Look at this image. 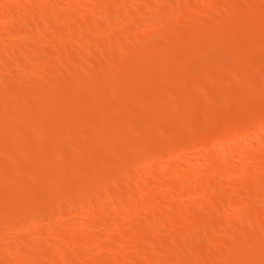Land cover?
Listing matches in <instances>:
<instances>
[{"label": "rangeland", "instance_id": "1", "mask_svg": "<svg viewBox=\"0 0 264 264\" xmlns=\"http://www.w3.org/2000/svg\"><path fill=\"white\" fill-rule=\"evenodd\" d=\"M1 1H3L2 3H3V5H5V6H13L14 5V3H15V1L16 2H18V1H20V0H1ZM5 1V2H4ZM29 1H31V2H38V6L44 11L43 13L45 14V15H50V14H52L53 12H55V13H57V14H59V18H58V22H56L55 21V23L54 24H52V27H50L51 29H49L48 31H47V36H46V32H45V27H42V29L44 30V32L45 33H42V31L43 30H41L40 31V34H41V36H39V40L37 39V41H31V40H29V38H27V40H29V41H27L26 40V38H23L22 39V41H20V42H18V38H19V36H18V32L20 31V30H22L23 28L24 29H26V28H29V27H31V25L36 21L35 20V16H36V19H37V21H41L40 23L42 24V25H44V23H45V21L46 20H44L45 18H43V17H40L38 14H36V13H34V14H31V15H28L26 18H25V21H19L20 19H19V16H17V14H13V15H11L10 17H9V19H7V20H3L2 22H0V28H2V31H1V33H0V42H3V44H0V46L1 45H3V51H4V53L2 54V53H0V54H2V58H0V66L2 67V62H3V64H5L4 63V59L3 58H5L7 55V57L5 58V59H7V60H11V62H8V63H12V62H14V58H15V61L17 62H15V64H14V66L16 67L17 65L19 66V64H20V66L18 67L17 66V68H18V70L17 69H15V68H13L12 70H7V71H5V73H3V75L2 74H0V77H1V75H2V77L0 78V95H1V97H0V109H1V107L3 108V111H2V109H1V115H0V120L1 119H3L4 121H0V168H1V166H2V168L0 169V179H2V180H4V185L2 184L3 183V181H1L0 180V199H3L2 201L0 200V211H2L1 209H3L4 207H6V211L7 212H5V214H3V215H5L4 217H3V215H2V213L0 212V217H1V222H0V247H3L2 249L0 248V261H4L5 259H9L10 260V258H12L13 257V255H14V251L13 250H15L16 251V249L15 248H13V250H10V252L12 251V255L10 256V252H9V255H8V252H6L5 253V251H9V248L10 247H7V245L9 246V242H10V240H7L5 237H7V238H9V234H8V232H10V233H14V236L16 237L17 236V238H16V241L18 240V235L20 236V234L21 233H23V231H24V234H26L27 232H28V234H27V236H25L24 234H21V236H23L24 235V237L27 239L25 242L26 243H28V244H26L25 245V242L24 241H22V242H20V244H17V245H20L18 248V250H19V256H21V253H22V251L23 252H25V253H23V257L27 254V251H28V253L30 252L31 254L32 253H34V254H30V256H31V258H32V256L34 257V260H35V258H37V256H38V254H37V251L38 252H41L42 253V251L43 250H45V252L44 253H42V255H41V253L39 254V256H38V258L36 259L38 262H36V260H35V262H33L34 260H33V258H32V260H28V263H31V261H32V263L31 264H39V262H40V264H62V261H61V259L60 258H56L55 257V255H56V250H57V248H59L60 246H58V245H55V243L54 242H52V241H55V240H57V239H62L63 238V236H65L64 234H70V231L71 232H73L74 231V228L73 227H70L69 228V226L67 227L65 224H63V228L61 227V230H60V227H59V229L57 228V230H58V232L59 231H62V229H63V232L62 233H60V235H59V233L55 230V231H53V230H51V229H49V230H51V231H53V232H57V236L56 235H53L52 237H46V236H44L45 235V232H47V231H45L44 232V229L45 230H48V228H50L51 226H53V228H54V225H56L59 221H61V219H62V221H64V220H66V221H68L70 218H72L73 217V215H74V212H72V211H74V208L77 206V202H79V196L77 197L76 196V198H73V197H75V196H73V195H76V193H77V191H78V193H79V195L81 196L82 194H84L83 193V191H81V190H83V189H85L86 187H99L100 188V190L98 189L97 191H99L100 192V194H101V196H100V201L103 199L104 201H101V203L104 205V206H102L101 205V203H100V201H99V203H100V205L101 206H99V204H98V206L96 207V209L94 208L93 209V211H87L88 213L87 214H89V213H93L92 215H88V216H94V218H96V222H98V223H93V225H94V228L95 229H100V228H103V227H106L107 226V224L106 223H108V225L110 224V223H112V222H114L113 220H118L119 221V225H120V227L121 228H123V230H124V228L126 229L125 230V232H127L128 230V228L130 229V231H128L126 234H128V233H130V235L127 237V236H125V237H127V238H124L123 237V239H128V240H126V241H124L123 239L122 240H117L116 238H113V237H111V239L109 240V238H107V237H105V238H107V240L104 238H101L100 240H96V239H93L91 242H89L90 244H87L86 245V247L84 248V249H86V251H87V253H89V255H88V257H87V260L85 261V263L84 264H116V262L118 263V264H130L129 262H132V263H134V264H139V261H140V263H142V264H155L156 262H157V260H158V262L160 263V260L162 259V261H163V259H164V261L163 262H167L168 260V264H170L171 262H172V260H173V258L175 259V260H173L174 262H172L173 264H175V262H176V264H180L179 263V260L181 261V263L182 264H189V263H191L192 262V260H193V257H195L194 258V262L193 263H191V264H212V263H214L213 261H212V259H210V257L211 258H213V260L216 262V260H217V262H219L220 261V259H222V258H220V256H222V257H224L223 259H222V263L221 264H225V263H228V264H235V262H236V264H252L251 262H252V260H250L251 258H250V254H247L246 256H241V255H245L246 254V252H248L249 253V251H250V253H252L253 254V249H255V252L254 253H257V254H253V255H255V256H257L256 257V259H255V256H254V259H253V255L251 256L252 257V259L254 260L253 261V264H264V262L262 263V261H261V259L259 258V257H261L262 258V260L264 261V258H263V256H264V249H263V247L264 246H262V244L264 243V241H263V243H261L262 241H260V240H262V239H264V237H263V235L261 234L262 233V231H264V201H263V197L261 196V195H263V193H264V161H263V158H258L257 160L259 161H257V160H254V161H246V163H245V165L248 167V170H250L251 171V174H254V175H251L250 173L248 174V176L249 175H251V177H248V176H244L243 177V179H248V181H245V180H240V182L241 183H239L238 185H236V186H229V188H228V190H227V188L226 187H228L227 185H225V182L228 180V177H229V179H230V174H227L226 172H228L227 171V166L228 167H231L232 165H229L228 164V162H230V164H236L237 163V161H238V158H236V157H231V158H233L232 160H234V161H231L230 160V158L229 159H227L226 160V162H225V160L224 161H222L221 163H222V165H221V163L218 165L219 167H220V169L223 171V170H226V171H223L222 173H221V177L219 178V179H217L218 180V182H219V184H220V182L221 183H224V184H220L221 186H223L224 187V189L221 187V186H219V191H220V189H223L222 191H223V193L222 192H220L219 193V191H218V193H217V191L215 192V193H212L210 196L209 195H207V194H205V193H203V192H198V193H191L192 195H190V193H189V195L187 194V192L186 191H184V190H186V189H188V188H190L191 186H192V184H193V182H195V181H193V180H195V178L194 177H196V179H198L199 177H200V175L201 174H199L200 173V171L198 172V171H190L189 172V174H190V178H191V180L193 181V182H188V185H187V181L185 182L184 180L185 179H183L184 177H180V175L179 176H177V175H175L174 176V174L173 175H168L167 177H171V176H174L173 178H168V179H170V180H168L169 182L173 179V181L172 182H170L169 183V186H172L171 184H173V186H178L179 184H182V183H184V185H179L180 187H182V192L181 191H179L180 192V194H179V192H177L176 193V191L174 190V188L175 187H172V188H167V189H165V191H164V189L162 188H160L159 186H157L158 188H160V191H164V193H161L160 191H158L159 189H157V188H155V189H157V192H156V203H157V205L160 207V208H163V207H165V208H163V209H165V212H167V213H165L164 212V215H165V217L168 219H170L172 216V219H174L175 220V218H174V216L176 217V220H177V222L175 221V224H173V227H177L178 226V228H185L186 226L185 225H188L189 223H190V220L189 219H191L190 217H193V216H190V215H195L196 213L197 214H199V213H202V215L200 214V215H198V216H203V217H205L206 218V222H208V226H209V230L210 231H212V232H214V233H212V234H215L216 236H217V238L216 237H214L215 235H211L212 237H214L212 240H210V242H209V240H208V243H206V241L207 240H203V239H205L208 235V237L207 238H211L210 237V234L211 233H207V235L206 234H204V235H206V237L205 236H203V233L201 232V231H199L198 230V232H200L201 234H202V238L203 239H199V237L198 236H200L201 234L200 233H195L193 230L195 229H193L192 231H188V233L190 234H194L195 233V235L197 234L198 236V238H196V239H192V237H189L190 235H188L186 232H187V230L186 231H184L186 234L184 235H182V236H184L183 237V239H182V236H179L177 239H181L182 241V244H183V247H181L182 245H181V242H180V240H178V241H176V243H175V241L174 240H172L171 242H172V244L173 243H175V244H173L174 246H172V244H169V246H167V247H163V246H166V245H163L164 243H162L165 239H169V238H172L171 236L174 234L172 231H177V228H175V229H173L172 227H171V229L172 230H170L169 229V226L170 225H168V224H171L172 222H173V220H172V222L168 219V221H167V219L166 220H164V217H163V219L162 218H159V219H156V221H155V228H153V231H155V232H153V233H149V234H151V235H149V234H147L148 232H152V231H148V232H146V233H141V235H138L137 237H135V238H131V232H132V229L133 228H135V226H137V225H141V224H143V222L142 221H144L145 220V222H146V220L150 217V215H152V213H150L151 212V209L146 205V206H144V207H141L140 206V208H137L136 209V207H134V209H133V213L131 212L130 214L131 215H126V216H124L125 218L122 220V219H119L118 217H120V218H122L123 216H120V215H118V213H113L112 211L113 210H115L116 209V211H121L122 210V208H123V206L121 207V202L119 203L118 202V194L120 193L119 191L118 192H114L113 194H115V195H111V197L110 196H108L107 195V197L105 196L106 194L104 193V189H103V187L104 188H108L109 189V187H111L112 186V182H113V180H114V182H115V180L117 179L116 177H118V178H122V180L123 179H125V176H123L122 174L123 173H125V175L127 174V172H122V169L120 168L121 166H120V164L122 165H126V164H128L129 166L131 165H134V164H136V162H137V164L135 165V166H132L131 167V172H133V174L132 173H130V174H128V176H129V178H130V175L132 174L133 176H134V174L137 172V173H139L140 172V168H141V172H143V174L145 173V175H146V177L148 178H146L145 179V183H146V185L148 186V183H150L151 184V182L150 181H153V179H152V177L150 176V172H148V171H151V169H154V168H156L157 170H160V169H162V166L164 165L165 167L169 164V165H173V163L175 162H177L176 160H179L178 159V157H180V160H183V159H185V160H188V162L189 161H192L194 158H195V156L197 155L198 156V154H200L201 152H200V150H201V148L203 149L204 148V146L209 142V138L208 137H210V138H212L213 136H218L217 134H219L218 133V131L220 132V134H219V137L217 138L216 137V139H215V137H213L212 139H210L211 141H213V142H209L210 143V148L207 150L208 152H207V155L208 154H210V155H208V157L210 158V160L211 159H215L216 158V156H217V154L218 153H220V151H221V148H220V145H219V140H220V137H221V133L223 134V136H225V134H227L225 131H227V130H231V128L237 123V121L236 120H239L240 118H242V120H247L249 123H250V127L253 129V131L251 132L250 130H252L251 128H250V130H248V131H245L246 133L245 134H241V136H240V134H239V136H238V140L239 141H241L240 143L238 142V143H235L234 145H232L231 146V148H232V150H235L236 149V147H237V149L236 150H239V148L241 149L242 147H241V145H242V143H244V142H246V140L247 139H250V137L252 136V135H249L250 133L251 134H257V130H258V128H257V126H259L258 124H259V120L258 119H260V117L261 116H264V113H260V112H263L264 111V109H262L261 111L260 110H258V108H261V106H262V104L264 103V98H262V100L260 99V97H257L258 95L256 94V96L255 97H253V96H250V100H249V97L246 99V97L245 98H243L242 97V99H241V101H238L237 99V101H238V105L236 104V102L237 101H235V103H234V97H236L237 98V95L238 96H240L241 97V95L243 94V92H244V90H245V92H247V91H250V93H252L251 91H253L252 89H253V87L252 86H255V88H258L259 90H260V87H256V86H261V84L263 83V82H261L263 79H264V62H263V57H264V37H262V35L261 34H263V36H264V0H238V2H237V0H210V1H202L201 2V0H190L191 2H189V0H187V1H185V0H158V1H160L161 3H165L166 4V2H167V4L166 5H169V6H171V9L169 10H166L167 11V14L169 13L170 14V16H169V14H168V16L169 17H166L167 15H166V12H165V15H164V18L163 19H165V21H167L168 19L169 20H171L170 22L169 21H167V23H168V26H167V24L165 25L164 23H166V22H164V20H162V22H159V20L161 21V19H159V15L160 14H158L159 12H160V9L159 8H157L158 10L156 11L157 12V15L155 16V18L154 19H149V18H147V15L150 13L149 11H150V9H151V5H152V3L153 2H151V0H147V2L146 3H144V0H141V1H139V0H126L128 3H126V1L124 0V1H122V0H111L109 3H107L106 2V0H95V1H90V2H88V4H90V5H88L89 7H87L88 9H87V11L86 12H88V14L87 13H85V11L80 15V14H76V17H74L75 16V10H77L79 7H80V5H81V3H79L78 2V0H76L75 1V4H74V0L72 1V0H65L64 2H61V3H59L57 0H45V2H44V0H41V2H40V0H29ZM47 1H49V2H47ZM67 1V2H66ZM73 3H72V2ZM113 1V2H112ZM116 1V2H115ZM119 1V2H118ZM134 1V4H132V2ZM164 1V2H163ZM172 1V2H171ZM180 1V2H179ZM197 1H198V3H201L200 5L202 6V8H200L199 9V7H195L194 5H195V3H197ZM243 1V2H242ZM43 2V3H42ZM81 2H83V1H81ZM96 2V3H95ZM102 2H104V3H106V4H104V3H102ZM112 2V3H111ZM117 3V5L119 4L120 6H119V8H118V10H126V9H130V8H128V7H132L131 8V10H129V18H130V15H131V18L129 19V18H127V20L125 19V18H123V20L124 21H126V23H123L124 21L122 20V18H120V24H118V25H115L114 24V20L116 19L115 18V15H116V13H117V8H116V6L117 5H115V3ZM141 2H142V4H141ZM183 2H185L184 4H183ZM190 4H189V3ZM8 3V4H7ZM45 3H49V4H45ZM54 3V4H53ZM55 3H59V5L58 4H55ZM64 3V4H63ZM78 3V4H77ZM92 3H94V4H96L95 5V7H94V5H92ZM99 5H98V4ZM124 3V4H123ZM187 3H188V5H187ZM193 3V7H191V4ZM41 4H43V5H41ZM51 4V5H50ZM53 4V5H52ZM74 4V5H73ZM77 4V5H76ZM144 4H146L145 6H144ZM179 5V6H177V5ZM241 4V6H239ZM42 7H41V6ZM100 5H101V7H100ZM125 5H126V8H124L125 7ZM139 5V6H138ZM143 5V6H142ZM148 5V6H147ZM181 5H187L186 7H184V8H181ZM43 6H45V7H43ZM46 6L48 7L49 6V8H46ZM72 6H75V7H78V8H75L74 7V9L72 10L71 8H73ZM112 6V7H111ZM173 6V7H172ZM245 6V7H244ZM251 6V7H250ZM261 6V7H260ZM105 7H107V8H109V9H107V8H105ZM118 7V6H117ZM142 7H144V8H142ZM149 7V9H148V11H145V10H147V8ZM257 7V8H256ZM96 8V9H95ZM103 8L104 9H106V10H109V11H104L103 10ZM112 8V9H111ZM139 8V9H138ZM187 8V9H186ZM188 8H189V11H188ZM248 8V9H247ZM49 11H47V10ZM54 9V10H53ZM71 9V10H70ZM91 9H92V11H93V9H95L94 10V12H92L91 11ZM133 9V10H132ZM137 11H136V10ZM142 9H145V10H142ZM175 9V10H174ZM198 9V10H197ZM258 9V10H257ZM53 10V11H52ZM67 10H68V12H67ZM97 10H99V11H97ZM100 10H101V12H100ZM104 12H103V11ZM112 10V11H111ZM113 10H115V11H113ZM120 10V11H121ZM171 10L173 11V12H171ZM184 10V11H183ZM201 10V11H200ZM234 10V11H233ZM58 11V12H57ZM72 12L73 13V20L71 19L70 20V22H69V19H66L65 17V15H67V13H69V12ZM127 11V10H126ZM134 11V12H133ZM136 11V12H135ZM145 11V12H144ZM159 11V12H158ZM169 11V12H168ZM183 13H182V12ZM186 11H188V12H186ZM228 11V12H227ZM254 11V12H253ZM62 14H64V19H61V16H60V14L61 13ZM67 12V13H66ZM70 12V13H71ZM77 12V11H76ZM91 12V13H90ZM95 12H97V13H95ZM99 12L101 13V14H99ZM104 14H103V13ZM171 12V13H170ZM180 12V13H179ZM185 12V13H184ZM261 12V13H260ZM50 13V14H49ZM95 13V14H94ZM106 13V14H105ZM107 13H108V15H107ZM176 13H179V14H176ZM222 13V14H221ZM61 14V15H62ZM84 14V15H83ZM115 14V15H114ZM193 14V15H192ZM197 14V15H196ZM259 14V15H258ZM1 15V14H0ZM35 15V16H34ZM85 16V18L83 17V16ZM87 15V16H86ZM92 15V16H91ZM105 15H107V17L105 16ZM171 15H173L172 17H174V18H177V20L176 21H174V19L171 17ZM179 15V17H177ZM221 15V16H220ZM224 15V16H223ZM234 15V16H233ZM255 15V16H254ZM79 16H81V18L82 19H80V17ZM108 16H110V17H108ZM112 16V17H111ZM230 16V17H229ZM14 17V18H13ZM62 17H63V15H62ZM91 17V18H90ZM96 17H98V18H96ZM105 17H106V19H105ZM211 17H212V19H211ZM229 17V18H228ZM235 17V18H234ZM32 18V19H31ZM96 18V19H95ZM103 18V19H102ZM108 18V19H107ZM110 18V19H109ZM225 18V19H224ZM1 19V18H0ZM19 19V20H18ZM29 19L30 20H32V22H30L29 21ZM76 19V20H75ZM90 19H92V20H90ZM95 19V20H94ZM114 19V20H113ZM207 19H209V20H207ZM221 19V20H220ZM230 19H231V21H230ZM236 19L238 20V21H236ZM250 19V20H249ZM13 20V21H12ZM16 20V21H15ZM24 20V19H23ZM60 20V21H59ZM77 20H78V22H77ZM80 20V21H79ZM88 21V22H85V21ZM108 20V21H107ZM158 20V21H157ZM223 20V21H222ZM240 20V21H239ZM244 20V21H243ZM67 21V22H66ZM98 21V22H97ZM202 21V22H201ZM207 21V22H206ZM222 21V22H221ZM6 22V26L4 25V23ZM19 22V23H18ZM22 22V23H21ZM159 24H158V23ZM164 22V23H163ZM171 22H173V23H171ZM175 22V23H174ZM176 22H177V29L175 28V25H176ZM216 22V25H214V23ZM218 22V23H217ZM219 22H221V23H219ZM224 22V23H223ZM242 22V23H241ZM249 22V23H248ZM22 25H21V24ZM27 23H32V24H27ZM72 25H71V24ZM79 23H80V25H79ZM92 23H94V24H92ZM100 23H101V25H100ZM104 23V24H103ZM112 23V24H111ZM161 23V24H160ZM163 23V24H162ZM210 23V24H209ZM232 23V24H231ZM235 23V24H234ZM263 23V24H262ZM24 24V25H23ZM82 24H85L84 26L82 25ZM97 24V25H96ZM123 24V25H122ZM127 24V25H126ZM175 24V25H174ZM196 24V25H195ZM200 24V25H199ZM219 24V25H218ZM224 24V25H223ZM229 24V25H228ZM53 25H55V26H53ZM71 25V26H70ZM77 25V26H76ZM79 25V26H78ZM86 25H90V28L89 27H85ZM94 25V26H93ZM112 25V26H111ZM114 25V26H113ZM122 25V26H121ZM170 25V26H169ZM187 25H188V27H187ZM191 25V26H190ZM206 25V26H205ZM218 25V27H216ZM221 25V26H220ZM238 25H240V26H238ZM3 26V27H2ZM19 26V27H18ZM96 26H97V28H99V31L96 29V30H93V29H95L96 28ZM109 27V28H106V27ZM173 26H174V29H173ZM198 26V27H197ZM234 26H235V28H236V30H235V32H234V30L232 31V28H230V27H233L234 28ZM252 26V27H251ZM9 27V28H8ZM18 27V28H17ZM20 27H22V29H19ZM80 27V28H79ZM82 27H83V30H82ZM85 27V28H84ZM111 27V28H110ZM115 27H119V29L117 28H115ZM255 27V28H254ZM105 28H106V30H105ZM115 28V29H114ZM191 28V29H190ZM206 28V29H205ZM227 28H229L230 30H231V34H232V32H233V34L232 35H230V32L227 30ZM239 28V29H238ZM55 29V30H54ZM104 29V30H103ZM107 29H108V31H109V33L107 32ZM112 29H113V31H112ZM178 29H180L179 31H178ZM217 29V30H216ZM220 29V30H219ZM224 29H225V31H224ZM8 30V31H7ZM86 30V31H85ZM90 30H91V32H90ZM174 30V31H173ZM182 30H183V32H182ZM204 30V31H203ZM227 30V31H226ZM261 32H260V31ZM58 31V32H57ZM81 31H82V33H81ZM85 31V32H84ZM96 31H98V35H97V33H96ZM100 31H102V32H100ZM114 31H116V32H118L119 34H116V32L114 33ZM131 31H134L133 32V35L134 34H136V32H137V35H138V37H136L137 38V40L136 41H133L135 38H133L132 37V35H130V34H132V32ZM173 31V32H172ZM181 31V32H180ZM188 31V32H187ZM255 31V32H254ZM259 31V32H258ZM3 32V33H2ZM9 32V33H8ZM13 32V33H12ZM83 32L85 33L83 36H82V34H83ZM89 32V33H88ZM92 32H94V33H92ZM112 32V33H111ZM121 32H122V34H121ZM129 32V33H128ZM168 32H169V34H168ZM177 34H176V33ZM196 32V33H195ZM201 32L203 33V35L201 34ZM249 32V33H248ZM253 32V33H252ZM257 32H258V34H259V36L258 37H261V38H258L257 37ZM17 35H16V34ZM60 33V34H59ZM99 33H103L102 34V37H99V36H101ZM106 33L107 34H109V35H106ZM114 33V34H113ZM171 33H172V35H171ZM183 33H185V34H183ZM198 33V34H197ZM209 33V34H208ZM217 33V34H216ZM227 33V34H226ZM252 33V34H251ZM257 34V35H255V36H253L254 34ZM1 34H4V35H1ZM13 34V36H11L10 37V35H12ZM15 34V35H14ZM39 34V35H40ZM90 35V37L88 36V35ZM91 34H94L93 36L91 35ZM96 34V35H95ZM147 34V35H146ZM188 34H190V35H188ZM194 34V35H193ZM78 35H80V37L82 36V37H85V35H86V37L85 38H82V39H80L79 40V38H78ZM105 37H104V36ZM114 36V38H113V36ZM120 35V36H119ZM123 35H124V38H123ZM127 35V36H126ZM139 35H141V36H139ZM144 35V36H143ZM145 35H146V37H145ZM205 35V36H204ZM210 35V36H209ZM222 35V36H221ZM252 35V37H253V41H251V38L252 37H250L249 38V36H251ZM261 35V36H260ZM9 36V37H8ZM18 36V37H17ZM110 37V41H112L111 43H110V41H108L109 40V37ZM116 36H118V37H116ZM172 38H171V37ZM224 36V37H223ZM231 36V37H230ZM128 37H132L129 41H127L129 38ZM135 37V36H134ZM149 37V38H148ZM151 37V38H150ZM161 37H163V38H165V40H163L162 41V38ZM175 37V38H174ZM178 37V38H177ZM180 37V38H179ZM182 37V38H181ZM195 37L197 38V39H195ZM243 37V38H242ZM247 37V39H244V38H246ZM256 37V38H255ZM2 38V39H1ZM41 38L43 39V40H41ZM104 38V39H103ZM117 38V39H116ZM224 38V39H223ZM258 38V40L257 41H254V40H256ZM8 39H9V41H8ZM14 39V40H13ZM95 39V40H94ZM100 39V40H99ZM144 39H146V40H144ZM202 39H206V40H202ZM209 39V40H208ZM220 39V40H219ZM250 39V40H249ZM8 41V42H10L11 41V46H13L14 45V49L13 48H11V46H10V48H8L9 47V44L7 45L6 43H5V41ZM13 40V41H12ZM16 40V41H15ZM86 40V41H85ZM88 40H90V41H88ZM105 40V41H104ZM178 40H180V41H178ZM223 40V41H222ZM240 40V41H239ZM242 40V41H241ZM27 41V46H26V42ZM31 41V42H30ZM95 41H101V44H98L99 42H97V44H96V42ZM132 41H133V44H131L132 43ZM152 41H153V43H152ZM167 41H169V43L167 42ZM178 41V42H177ZM205 41H207V43L205 42ZM209 41H210V43H209ZM247 41H250V42H248L247 43ZM14 42H16V45H17V47H16V45H15V43ZM22 42H24V43H22ZM28 42H29V44H28ZM35 43V46H37L36 48L37 49H30L31 48V46L32 45H34V44H31V43ZM38 42H40V43H43V42H45V44H44V46H43V44L42 45H39L40 43H38V45H37V43ZM58 42V43H57ZM60 42H62V43H65V44H62V43H60ZM89 42V43H88ZM92 42V43H91ZM105 42H107V43H105ZM119 45H121L122 43H124V44H122V48H120L121 46H118V44ZM154 42H156L158 45H157V47H156V43H154ZM174 42V43H173ZM227 42H228V44H229V46L227 47V49L225 48L228 44H227ZM246 42V43H245ZM256 43V44H253V43ZM12 43H14L13 45H12ZM71 43H73V44H71ZM108 43H110L109 45H108ZM130 44V45H128V44ZM137 43V44H136ZM149 43H151V44H149ZM215 43V44H214ZM218 43V44H217ZM222 45H221V44ZM242 43V44H241ZM20 44H22V45H20ZM31 44V45H30ZM71 44V45H70ZM81 46H80V45ZM90 44V45H89ZM93 44V45H92ZM105 44V45H104ZM128 45V47L126 48V46ZM148 44L150 45V46H148ZM160 44V45H159ZM162 44L164 45V46H162ZM205 44L207 45V46H205ZM214 44V45H213ZM232 44V45H231ZM248 44L249 45H251V46H248ZM7 45V46H6ZM20 45V46H19ZM45 45H46V48L48 49H43L44 47H45ZM61 45H64L63 47V49H64V52H65V49L67 50L66 52H68V55H67V53H65V55L63 56L64 57V60H62V59H59V57H57L58 55L56 54L57 52H59V51H61V50H63L62 48H61ZM75 45H77L79 48H80V51L78 50V48L76 49V47L74 48L73 46H75ZM95 45H97V48H94L95 47ZM108 45V46H107ZM140 45H144L146 48L145 49H143L144 48V46H143V48L142 49H140ZM175 45V46H174ZM215 46V48H216V50H214L215 48L213 47V46ZM221 45V46H220ZM23 46H25V47H23ZM40 46V47H39ZM110 46V47H109ZM155 46V47H154ZM159 46H162L161 48L159 47ZM167 46V47H166ZM205 46V47H204ZM219 46V47H218ZM224 46V47H223ZM243 46H244V48H243ZM20 47L21 48H23V50H24V48H26V49H28V51L29 52H24V51H22V49H20ZM43 47V48H42ZM66 47V48H65ZM87 47H90L91 48V52H92V54H94V56H92V54H91V57H90V62L92 63H90V64H87L88 62H86L85 64H84V67H80L81 65H82V63H83V61H82V56H81V53H82V51H84V49L85 48H87ZM103 47V48H102ZM137 47H139V49H140V51L142 50V52H140L139 50H138V52L140 53V54H138V52H136L137 51ZM165 48V50L167 51H163V50H161V52H160V49H162V48ZM204 47V48H203ZM214 49H213V48ZM233 47H239V48H243L244 50H240V49H238V51L239 52H244L243 54H244V56H242V55H240L239 53H237V52H235V48H233ZM250 47V48H249ZM253 47V48H252ZM256 47V48H255ZM5 48H7V50L5 49ZM16 48H18V49H16ZM84 48V49H83ZM136 50H135V49ZM147 48H149V49H147ZM155 48V49H154ZM157 48V49H156ZM205 48H208V49H205ZM222 48V49H221ZM232 48H233V50H232ZM248 48H249V50H248ZM25 49V50H26ZM41 49H43V51L41 50ZM56 49V50H55ZM94 49H96V50H94ZM101 49L104 51L103 53H102V51H101ZM110 51H108V50ZM129 49V50H128ZM130 49L132 50L133 49V51L132 52H136L135 54L134 53H132V52H130L129 53V51H130ZM180 49V50H179ZM182 49V50H181ZM200 49H202V51H205V52H203L202 53V51L200 50ZM251 49H253V51H250ZM257 49V50H256ZM263 49V50H262ZM15 50V53L17 54H13L14 51ZM44 50H45V52H44ZM75 50H77V51H75ZM125 50H127L128 51V53H127V57H126V55H125V58L123 57L124 55L123 54H126V52H124ZM197 50V51H196ZM222 50H223V52H222ZM225 50V51H224ZM11 53H9V52ZM27 51V50H26ZM32 51V52H31ZM37 53H36V52ZM49 51V52H48ZM52 51V52H51ZM53 51H56V52H53ZM70 51V52H69ZM71 51H74V52H71ZM150 51V52H149ZM155 51H157V52H155ZM159 51V52H158ZM172 51V52H171ZM196 51V52H195ZM201 51V52H200ZM207 51V52H206ZM257 51V52H256ZM79 52H80V54H79ZM116 52V53H115ZM166 52V53H165ZM185 52V53H184ZM234 52V53H233ZM24 53L26 54V55H24ZM44 53V54H43ZM48 53H50V54H48ZM96 53V54H95ZM112 55H111V54ZM114 53V54H113ZM132 53V54H131ZM145 53V54H144ZM206 53V54H205ZM222 53V54H221ZM229 53V54H228ZM257 53V55H259L258 56V58H257V56L255 55ZM258 53H260V54H258ZM12 54H13V58H12ZM30 54L31 55H33V56H38L39 57V55L41 54V55H44V56H46L45 58H43V57H41L40 56V58L39 59H37L38 57H34V60L33 61H31V63H30V60H32L33 59V57L32 56H30ZM103 54H106V55H103ZM120 55L121 56V59H120V56H118V55ZM134 54V56H132ZM162 54V55H161ZM171 54V55H170ZM193 54H195V55H193ZM203 54H205V56H203ZM213 56H212V55ZM225 54V56H223ZM228 54V55H227ZM231 54H232V56L234 57L235 56V58H231V57H228V56H231ZM252 54V55H251ZM5 55V56H4ZM14 55L17 57V56H22L20 59H18L19 57H17V59H16V57H14ZM27 55H28V57H27ZM50 56V58H51V56L53 57V59L55 58V60H53L52 58L50 59V58H48L47 59V57H49ZM57 55V56H56ZM69 55H71V56H69ZM75 55V56H74ZM115 55H117V56H115ZM130 55V56H129ZM138 55H140V56H138ZM161 55V56H160ZM164 55H167V56H164ZM187 55V56H186ZM188 55H190V56H188ZM196 55L198 56L199 55V57H196ZM253 55H255V56H253ZM263 55V56H262ZM10 56H11V59H9L10 58ZM98 56V57H97ZM104 56H106V57H104ZM108 56V57H107ZM112 56V57H111ZM144 56V57H143ZM171 56H174L177 60H178V64L177 65H179V66H177L176 65V63H177V61H176V59H174L173 57L171 58ZM182 56H183V58H182ZM223 56V57H222ZM246 56H248V57H246ZM250 56H252V57H250ZM1 57V56H0ZM32 57V58H31ZM68 57H70V58H68ZM75 57H77V58H75ZM111 57V58H110ZM113 57H115L114 59H113ZM119 57V58H118ZM128 57H130V58H128ZM137 57V58H136ZM157 57V58H156ZM169 57V58H168ZM196 59V61H195V59L192 61V59ZM213 57V58H212ZM220 57V58H219ZM225 57H228V59L229 60H226L227 58H225ZM237 57L239 58L240 57V59L239 60H241V58L243 57L244 59H242L241 61H237ZM245 57H246V59H245ZM31 58V59H30ZM67 58V59H66ZM95 58H98L100 61V63L99 62H97V60L95 59ZM105 58L106 59H108V61L107 60H105ZM133 58V59H132ZM136 58V59H135ZM160 58V59H159ZM209 58H210V60H209ZM222 58V59H221ZM250 58H251V61L252 60H254L255 61V59H256V61L257 62H254V61H250ZM253 58H255V59H253ZM261 58H262V60H261ZM1 59H3V61L1 60ZM28 59V60H27ZM37 59V60H36ZM44 59V60H43ZM59 59V60H58ZM75 61V62H77V64L73 61V60ZM109 59L110 60H112V63H111V61H110V63H111V65H108V64H110L109 63ZM124 59V60H123ZM128 59V60H127ZM163 59V60H162ZM182 59V60H181ZM203 59V60H202ZM27 60V61H26ZM40 60V61H39ZM51 60V61H50ZM53 60V61H52ZM56 60H58L57 62H55ZM133 60V61H132ZM139 61L138 63L140 64H138L136 61ZM200 60V61H199ZM231 60H233V61H235V62H233V61H231ZM249 60V61H248ZM259 60H260V62H259ZM6 61V60H5ZM25 61H26V63H25ZM28 61H29V63H30V65H29V63H28ZM38 61V63H39V65H38V63H37V65H36V63H35V65L36 66H38V67H36V66H34V62H37ZM45 63H44V62ZM47 61V62H46ZM60 61H62V62H60ZM80 61V62H79ZM118 61V62H117ZM122 61V62H121ZM126 63H125V62ZM174 61H176L175 63H174ZM183 61V62H182ZM206 61V62H205ZM210 61V62H209ZM214 61V62H213ZM218 61V62H217ZM228 61V62H227ZM244 61V62H243ZM245 61H247V62H245ZM24 62V63H23ZM43 62V63H42ZM66 63L65 65H64V63ZM68 62H69V64H68ZM74 62V63H73ZM120 62V63H119ZM130 62H132V63H130ZM157 62V63H156ZM196 62V63H195ZM198 62V63H197ZM261 62H263L262 64H260ZM8 63H6V65L8 64ZM23 63V64H22ZM41 63V64H40ZM54 63V64H53ZM58 63V64H57ZM128 63V64H127ZM180 63L182 64V65H180ZM208 63V64H207ZM214 63H215V66H214ZM219 63L221 64V65H219ZM237 63H238V65H237ZM252 63H254V64H252ZM17 64V65H16ZM25 64V65H24ZM56 64L57 65H59V66H56ZM68 64V65H67ZM100 64V65H99ZM104 64H106V65H104ZM116 64V65H115ZM123 64L125 65V67L123 66ZM134 66H133V65ZM138 64V65H137ZM147 64H148V66H147ZM150 64V65H149ZM197 64V65H196ZM203 64V65H202ZM211 64V65H210ZM217 64V65H216ZM227 64V65H226ZM257 66H256V65ZM64 65V66H63ZM74 65V66H73ZM113 65V66H112ZM160 65V66H159ZM163 65V66H162ZM183 65H185L184 67L185 68H183ZM205 65V66H204ZM209 65V66H208ZM248 65H253L252 67L254 68L255 67V69H256V72H257V70L259 69V72L261 71V75L259 74V72H258V76H259V78L257 79V77L258 76H256L257 75V73L256 72H251L252 70H253V68L251 69L250 67L248 68ZM261 65V66H260ZM262 65H263V70L261 69L262 68ZM5 66V65H4ZM13 66V67H14ZM28 66H29V68H28ZM31 66H33V67H31ZM42 66V68H40V69H42V70H40V69H38V70H40V71H38V72H36L34 69L35 68H39V67H41ZM61 66V67H60ZM67 66V67H66ZM76 66V67H75ZM116 66H118L117 68H119V69H117V68H115ZM131 66H132V68H131ZM200 66V67H199ZM214 66V67H213ZM220 68H218V67ZM227 66V67H226ZM230 66V67H229ZM238 66V67H237ZM240 66V67H239ZM35 67V68H34ZM59 67V68H58ZM101 67V68H100ZM104 67V68H103ZM172 67V68H171ZM174 67H175V69H174ZM188 67V68H187ZM202 67H203V69H202ZM206 67V68H205ZM213 67V68H212ZM216 67V68H215ZM234 67V68H233ZM259 67V68H258ZM33 70H32V69ZM78 68V69H77ZM80 68H81V70H80ZM108 68H109V70H108ZM112 68V69H111ZM115 68V69H114ZM125 68L127 69V70H125ZM129 68H131V69H129ZM136 68V69H135ZM138 68H139V71H141L140 73H139V71H137L138 70ZM153 70H152V69ZM157 70H156V69ZM218 68V69H217ZM222 68V69H221ZM226 68H228V69H226ZM240 68H241V70L243 69H245L246 70V72H245V79H247V81H248V83L249 84H251L250 86L252 87L251 88V90H249L248 89V85L245 83V81L246 80H243L244 79V75H243V73L244 72H242L241 70H240ZM70 71H69V70ZM75 69H77L78 71H79V73H78V71H76ZM83 69H84V71H83ZM102 69V70H101ZM103 69L105 70V74H104V71H103ZM147 69V70H146ZM161 69V70H160ZM171 69H172V71H171ZM185 69V70H184ZM198 69V70H197ZM224 69V70H223ZM226 69V70H225ZM232 69H233V71H232ZM239 69V70H238ZM30 72H29V71ZM67 70V71H66ZM98 70H99V72H98ZM118 70V71H117ZM128 70H130V71H128ZM145 70V71H144ZM149 70H151V71H149ZM169 70H170V72H169ZM180 70V71H179ZM187 70V71H186ZM206 70V71H205ZM219 70L221 71L222 70V72H220L221 74L219 75L218 74V72H219ZM237 70V72L236 73H240L239 75H237L236 73H235V71ZM10 71V72H9ZM12 71V72H11ZM16 71H17V73H19V76H21L20 78H21V83H23V84H21L19 81H17V76H18V74H16ZM28 71V72H27ZM42 71V72H41ZM108 71V72H107ZM113 71V72H112ZM117 71V72H116ZM120 71V72H119ZM184 71V72H183ZM217 73H216V72ZM227 72V73H225V72ZM228 71H229V74H228ZM232 71V72H231ZM248 71V72H247ZM7 72V73H6ZM32 72V73H31ZM64 72L66 73L65 75H64ZM71 72V73H70ZM91 72V73H90ZM96 72H98V73H96ZM103 72V73H102ZM133 72V73H132ZM144 73V75H143V73ZM165 72H166V76L164 75L165 74ZM175 72V73H174ZM194 72L195 73H197L196 75L194 74ZM202 72V73H201ZM203 72H204V75H203ZM209 73L208 75L209 76H207V73ZM215 72V73H214ZM234 72V73H233ZM250 72V73H249ZM263 72V73H262ZM11 73H13V74H11ZM27 75H26V74ZM29 73V74H28ZM39 73H40V75H39ZM82 73V74H81ZM107 73V74H106ZM120 73V74H119ZM137 73V74H136ZM151 73V74H150ZM163 73V74H162ZM168 73H170V74H168ZM181 73V74H180ZM184 73V74H183ZM192 73V74H191ZM210 73H212V74H210ZM225 73V74H224ZM248 73V75H246ZM31 74V75H30ZM34 74V75H33ZM55 76H54V75ZM75 74V75H74ZM77 74V75H76ZM90 74V75H89ZM95 74V75H94ZM101 74V75H100ZM136 74V75H135ZM158 74V75H157ZM173 74H175V77H173ZM182 76V78L179 76ZM205 74H206V76H205ZM216 74H217V76H216ZM231 74H233V76L234 77H236V78H233V76L231 75ZM256 74V75H255ZM13 75V76H12ZM36 75V76H35ZM58 75V77H56ZM67 75V76H66ZM73 75V76H72ZM98 75V76H97ZM161 75H163V76H161ZM200 75V76H199ZM224 75V76H223ZM226 75V76H225ZM237 75V76H236ZM243 75V76H242ZM65 76V77H64ZM72 76V77H71ZM93 76V77H92ZM110 76V77H109ZM112 76V77H111ZM117 78H116V77ZM148 76V77H147ZM165 76V77H164ZM171 76V77H170ZM197 76V77H196ZM218 76L220 77V78H218ZM229 76V77H228ZM247 76V77H246ZM251 76V77H250ZM252 76L254 77L255 76V78H253L254 79V82H251V81H253L251 78H252ZM263 76V77H262ZM22 77H23V79H22ZM41 77H43V78H41ZM56 77V78H55ZM63 77V78H62ZM68 77V78H67ZM96 77V78H95ZM103 77V78H102ZM164 77V78H163ZM178 77H179V79H178ZM195 77V78H194ZM201 77V78H200ZM203 77V78H202ZM210 77H212V78H210ZM214 77H216L215 79H213ZM222 77V78H221ZM228 77V78H227ZM238 77H240V79L242 80V82H240V85H241V83L243 84V83H245V85L243 84V85H241V90L240 89H238L240 86H239V84H238V86L237 85H235V80L236 79H238ZM243 77V78H242ZM249 77V78H248ZM260 77H261V79H260ZM11 78V79H10ZM41 78V79H40ZM46 80H45V79ZM53 80H52V79ZM58 78H60L59 80H57ZM72 78V79H71ZM89 78V79H88ZM104 78H106V79H104ZM135 78V79H134ZM145 78H149V79H146L145 80ZM162 78V79H161ZM168 78H173V79H171V80H168ZM174 78H176L175 80H174ZM207 78H210V79H207ZM9 79V80H8ZM19 79V78H18ZM26 79H28V80H26ZM33 79H34V82H33ZM47 79L50 81V82H48L47 81ZM63 79H65V80H63ZM71 79V80H70ZM87 79H88V81H87ZM139 79V80H138ZM166 79V80H165ZM183 79V80H182ZM194 79L196 80L195 82H194ZM203 79V80H202ZM218 79H220V81L218 80ZM223 79H224V81H223ZM227 79H228V81H227ZM231 79H234V80H232V81H230L231 83L233 82V84H231L230 82H229V80H231ZM260 79V80H259ZM8 80V81H7ZM11 80L13 81L14 80V84L13 85H11ZM23 80V81H22ZM30 80H32L31 82H30ZM41 81V82H39V81ZM67 80V81H66ZM76 80V81H75ZM80 80H82V81H80ZM92 80V81H91ZM107 80V81H106ZM114 80V81H113ZM117 80H118V83H117ZM128 80V81H127ZM150 80V81H149ZM160 80V81H159ZM173 80H174V83H172L173 82ZM176 80H179V81H176ZM182 80V81H181ZM186 80H188V81H186ZM193 80V81H192ZM207 80H209V82L207 81ZM215 80H217V82L215 81ZM240 80V81H241ZM249 80H251V81H249ZM6 83H5V82ZM10 81V82H9ZM16 81H17V83H16ZM24 81H26V82H24ZM36 81V82H35ZM37 81H38V84H37ZM53 81V82H52ZM63 81V82H62ZM79 81V82H78ZM85 81H87L88 83H86ZM100 81V82H99ZM121 81V82H120ZM140 81H142V83L140 82ZM169 81H170V84H169ZM194 82V84L196 85H194L192 82ZM201 81H203L202 83H203V85H202V83H201ZM214 81V82H213ZM237 81V80H236ZM238 81H239V79H238ZM256 81H258V83L256 82ZM264 81V80H263ZM2 82V83H1ZM4 82V83H3ZM46 82H47V84H46ZM81 82V83H80ZM92 82V83H91ZM153 82H154V84H153ZM156 82V83H155ZM165 82V83H164ZM181 82V83H180ZM185 82V83H184ZM206 84H205V83ZM223 82L225 83L224 85H227V86H229L230 84V86L228 87V89H227V91H226V89H225V87L224 86H222L223 88V90L221 89V87H219L220 85H223ZM13 83V82H12ZM31 83V84H30ZM32 83H35L34 85L35 86H37V85H39V84H44L42 87H41V91H42V95H41V91H39L40 92V94L38 95V96H36V89L37 88H35L34 86H32ZM49 83H52V87L51 86H49ZM54 83V84H53ZM71 83V84H70ZM75 83V84H74ZM85 83V84H84ZM149 83V84H148ZM168 83V84H167ZM180 83V84H179ZM189 83V84H188ZM192 83V84H191ZM211 83H213V85L211 84ZM220 83V84H219ZM238 83V82H237ZM2 84V85H1ZM4 84H6V85H8V84H10L11 86H13V88L15 89H12V91L14 92L13 94L11 93L12 91L10 90V89H8V90H10L9 92H8V94H7V88H10V85H8L9 87H7L6 85H4ZM28 84V85H27ZM64 84H66L65 86H64ZM73 84H74V89L73 90H70V89H72L73 88ZM82 84V85H81ZM95 84V85H94ZM142 84V85H141ZM151 84H152V86H151ZM163 84H164V86H163ZM185 84V85H184ZM205 84V85H204ZM19 85V87H17ZM47 85V86H46ZM51 85V84H50ZM58 85V86H57ZM70 85H72L71 87H70ZM77 85H78V87H77ZM80 85H81V87H80ZM84 85V86H83ZM87 85V86H86ZM89 85V86H88ZM92 85H93V87H92ZM130 85V86H129ZM155 85H156V87H159V88H156L155 87ZM181 85V86H180ZM182 85H184V86H182ZM192 85V86H191ZM216 85H219V86H217V87H215ZM235 85V86H234ZM7 88H6V87ZM16 86V87H15ZM54 86V87H53ZM122 86V87H121ZM127 86V87H126ZM129 86V87H128ZM143 86V87H142ZM146 86V87H145ZM161 86H162V88H161ZM168 86V87H167ZM174 86V87H173ZM199 86H201V87H199ZM208 86H209V88H208ZM226 86V87H227ZM231 86H232V89H230L231 88ZM263 86V85H262ZM26 87V88H25ZM48 87V88H47ZM56 87V88H55ZM60 87V88H59ZM67 87H69L70 89L68 90V88ZM83 87V88H82ZM110 87V88H109ZM132 87V88H131ZM153 87H155V89L156 90H154V88ZM166 87V88H165ZM184 87V88H183ZM193 87H195V88H199V89H193ZM204 87V88H203ZM235 89H234V88ZM264 87V86H263ZM263 87H261V88H263ZM5 89L6 91L4 92V94L2 95V93H3V91H2V89ZM21 88H22V90H21ZM32 88V89H31ZM43 88V89H42ZM79 88V89H78ZM91 88V90H88V91H86L87 89H90ZM95 88V89H94ZM114 89V90H112V89ZM122 88L124 89V90H122ZM147 88V89H146ZM148 88H150V89H148ZM173 88V89H172ZM202 88V89H201ZM211 88V90H209ZM215 88H216V91L217 90H219L218 91V93L216 92L215 93V95H214V91H215ZM247 88V89H246ZM250 88V87H249ZM3 89V90H4ZM27 89H30L29 91H27ZM35 89V90H34ZM45 89V90H44ZM49 89V90H48ZM50 89H51V91H50ZM60 89V90H59ZM117 89V90H116ZM153 89V90H152ZM167 89H168V91H167ZM205 89V90H204ZM206 89H207V91H208V94H211V93H213V96H211V97H209L208 95H207V92H206ZM242 89H244V90H242ZM258 89H256V91L258 90ZM18 90H21V91H18ZM25 90V91H24ZM58 92H57V91ZM75 90V91H74ZM78 90V91H77ZM81 90L83 91V93H81ZM85 90V91H84ZM134 90V91H133ZM146 90V91H145ZM148 90V91H147ZM158 90V91H157ZM176 90V91H175ZM178 90V91H177ZM181 90V91H180ZM184 90H186V91H184ZM192 90V91H191ZM197 90H199L200 92L202 91V95H201V93L198 91L197 92ZM223 92H225V93H222V91ZM230 90H232V91H230ZM234 90H235V92H234ZM239 90V91H238ZM35 91V92H34ZM44 91V92H43ZM54 91V92H53ZM64 92V93H62V92ZM65 91H67V93L65 92ZM70 91V92H69ZM123 91H125L124 93H123ZM133 92L132 94L130 93V92ZM160 91V92H159ZM164 91L166 92V93H164ZM187 91H189V92H187ZM210 91H212L211 93H209ZM230 91V92H229ZM237 91V92H236ZM262 91V90H261ZM17 93V95H16V93ZM23 92H25L24 93V95H22L23 94ZM69 92V93H68ZM71 92H72V94H71ZM96 92V93H95ZM98 92V93H97ZM112 92H114L113 93V95H112ZM153 92H154V94H153ZM156 92V93H155ZM192 92V93H191ZM197 92V93H196ZM205 94H204V93ZM231 92H233V93H235V95H232V93ZM239 92V93H238ZM240 92H242V93H240ZM260 92V91H259ZM263 94L262 95H264V88H263ZM51 93H53V95L51 94ZM87 93V94H86ZM140 93L142 94L143 93V95H140ZM181 93V94H180ZM187 93H191L190 95L188 94L187 95ZM237 93V94H236ZM5 94H7V95H5ZM15 94V95H14ZM18 94H19V96H18ZM50 94V95H49ZM55 94V95H54ZM61 94H62V97H64V98H62L61 97ZM70 94V95H69ZM78 94H79V96H78ZM129 94V95H128ZM134 94H135V96H134ZM166 94H167V96H166ZM171 94H173V95H171ZM179 94V95H178ZM200 94V95H199ZM205 96H208V97H204V95ZM221 94L223 95L224 94V97L225 98H227V96H228V98H230V100L234 103H232V102H230V105L229 106H232V107H230V108H232V109H230V108H228V110L230 109L231 111L232 110H234L235 109V107H236V111L234 110V111H232L233 113L234 112H239L241 115H239V116H241V117H239V119H235L236 117H238L237 115H238V113H235L236 115V117H234V119H233V116H229L228 115V113H229V111H227V109L225 110L224 108H221V110L223 109V111L226 113L227 112V114H226V116L228 115L229 117L228 118H231V121H230V119H228L227 118V120H225V118L223 119V117L225 116L224 114H223V117H221L223 120V123L220 121V117H219V119H218V117H215L216 115H217V113L219 112H221V110H218V109H220V107H223V106H225V105H223L222 103V101L221 102H218L217 100L216 101H214V100H212V99H214V98H219V95H220V97H223V96H221ZM228 94V95H227ZM230 94H231V96H230ZM240 94V95H239ZM253 94H255V93H253ZM25 95H26V97H25ZM28 95V96H27ZM29 95L31 96V97H29ZM40 95H41V97H40ZM64 95V96H63ZM159 95V96H158ZM168 95H170V97L171 98H169V96ZM176 95H178V96H175ZM196 96V99L195 100H193V98L192 99H190L191 101H189V102H187V104L183 101L186 97V99L185 100H189V98L188 97H194L195 98V96ZM251 95V94H250ZM4 96V97H3ZM15 96H17V99H15L16 97ZM32 96H34L35 98H32ZM51 96V97H50ZM57 96V97H56ZM67 96H68V98H67ZM70 96V97H69ZM96 96V97H95ZM124 96V97H123ZM129 96V97H128ZM134 96V97H133ZM140 96V98H138ZM184 98H183V97ZM202 96L205 98V100H212V101H210V102H208L209 104H207V102H203L204 100V98H202ZM242 96H247V94H245V95H242ZM249 96V95H248ZM261 96V95H260ZM12 97V98H11ZM23 99H22V98ZM25 97V98H24ZM37 97H39L40 98V100L37 98ZM54 99H53V98ZM90 97V98H89ZM125 97H126V100H125ZM133 97V98H132ZM145 97V99H143ZM164 97V98H163ZM168 98L167 100L165 99V98ZM234 99H233V98ZM251 97H253L252 99H251ZM257 97V98H256ZM263 97V96H262ZM29 98H32V99H29ZM37 98V99H36ZM49 98H51V99H48ZM59 98V99H58ZM111 98V99H110ZM123 98V99H122ZM130 98V99H129ZM159 98H160V100H161V98H162V100H161V102H160V100H159ZM182 98V99H181ZM210 98H212V99H210ZM224 98V99H225ZM227 98V99H228ZM233 100H232V99ZM255 98H256V100H255ZM8 99V100H7ZM19 99H20V101H24L25 99L26 100H28L27 101V103L23 106V105H21V102L19 103ZM34 99V103H32V100ZM42 99V100H41ZM45 99V105H44V103H42V101ZM46 99H47V102H46ZM58 99V100H57ZM92 99H94L93 101H92ZM98 99V100H97ZM137 99V100H136ZM140 99H142V100H140ZM152 99V100H151ZM173 99V100H172ZM220 99V98H219ZM223 99V98H222ZM240 99V98H239ZM258 99L259 100H261V102H262V104H260L259 102H258ZM10 100H13V101H10ZM35 100H37V101H39V102H37V101H35ZM53 100H55V101H53ZM89 100V101H88ZM97 100V101H96ZM121 100V101H120ZM129 100V101H128ZM169 100V101H168ZM177 100V101H176ZM180 100V101H179ZM196 100H197V102H196ZM247 100H248V102H247ZM3 101H5V103H6V101H7V104L8 103H11L12 102V105L13 104H15V105H13L12 107H14V110L13 111H11L12 110V108H10V110H4V109H6L5 107H4V105L6 106L7 104H5ZM50 101H51V103H50ZM95 101V102H94ZM98 101H100V102H98ZM115 101L117 102V103H115ZM141 101V102H140ZM165 101L167 102L168 101V103L171 101V103L174 101V103L175 104H181V106H179L178 104L175 106H173L171 103H169V104H167V103H165ZM193 101V102H192ZM202 101V102H201ZM220 101V100H219ZM228 101V100H227ZM256 102V103H254V104H256V106H257V109H255V106H254V104H253V102ZM29 102V103H28ZM56 102V103H55ZM67 102V103H66ZM94 102V103H93ZM119 102V103H118ZM128 104H127V103ZM131 104H130V103ZM139 102V103H138ZM150 102H152V103H150ZM157 102V103H156ZM219 103V105H217L218 103ZM229 102H225V103H228L229 104ZM244 102H245V104H244ZM246 102H247V105H246ZM251 102V103H250ZM38 103V107H40V109H38V108H36L37 106H36V104ZM50 103V104H49ZM59 105H58V104ZM63 103V104H62ZM137 103V104H136ZM155 103V104H154ZM186 105H185V104ZM198 103H200V104H202V105H200V104H198ZM205 103H206V105H205ZM215 106V104L217 105V106H219L218 107V109H217V111H216V107L214 108V106H212V107H210L211 109H213V110H207L206 112H204L205 113V115L208 117V120H204V118H203V116H204V113L203 112H201L202 111V109H201V106H202V108H203V106L205 105L206 107H207V109H208V106H211L212 104ZM232 103V104H231ZM249 103H250V111H248V107H249ZM3 104V105H2ZM28 104H30V105H32L31 107L28 105ZM42 106H41V105ZM48 104V105H47ZM71 104H72V106H71ZM98 104V105H97ZM114 104V105H113ZM126 104V105H125ZM143 104V105H142ZM154 106H152V105ZM158 104V105H157ZM161 104H163V105H161ZM166 104V105H165ZM189 104V105H188ZM193 104V105H192ZM198 104V105H197ZM220 104H221V106H220ZM236 104V105H235ZM241 104V105H240ZM243 104H244V106H243ZM253 104V105H252ZM258 104V105H257ZM20 105V106H19ZM34 105H35V107H34ZM54 107H53V106ZM58 105V106H57ZM76 105V106H75ZM117 105V106H116ZM126 107H125V106ZM160 105V106H159ZM187 105H188V107L189 108H187ZM193 106L192 108H190V106ZM196 105H197V107H196ZM264 105V104H263ZM43 106H44V108H45V106H46V108L44 109L43 108ZM49 106V107H48ZM52 106V107H51ZM56 106V107H55ZM60 106V107H59ZM71 106V107H70ZM78 106V107H77ZM99 106H100V108H99ZM114 106H115V108H114ZM122 106V107H121ZM129 106V107H128ZM146 106V107H145ZM165 108H164V107ZM170 106V107H169ZM235 106V107H234ZM239 106H241V107H239ZM243 106V107H242ZM246 106H247V108H246ZM251 106H253V108L251 107ZM16 107V108H15ZM111 107H112V109H111ZM118 107H120L118 110H117V108ZM151 107L153 108V109H151ZM158 107H160L159 109H158ZM166 107L169 109H166ZM172 107V108H171ZM184 107V108H183ZM240 108V109H237V108ZM262 107H264V106H262ZM23 108H27V111H28V113L26 112V110L24 109L23 110ZM28 108H30L31 110H32V108H33V110H32V112H31V110H28ZM56 108H57V111H56ZM109 108V109H108ZM126 108H129L128 110L126 109ZM134 110H133V109ZM136 108V109H135ZM140 108V109H139ZM143 108V109H142ZM176 110H175V109ZM182 108V109H181ZM201 110H200V109ZM17 109V110H16ZM111 109V110H110ZM123 109V110H122ZM137 109H139V110H137ZM146 109V111H144ZM148 109H149V111H148ZM163 109V110H162ZM175 110L176 112H174V111H172V110ZM179 111H181V112H179ZM191 109H195L194 111L193 110H191ZM204 109V108H203ZM241 109H244L243 111H246V109H247V112L249 113H252V114H250L249 113V115H247L248 113H246V112H244L245 113V115H242V113H241ZM254 109V110H253ZM37 110V111H36ZM39 110V111H38ZM47 110V111H46ZM48 110H51V111H48ZM145 112H143V111ZM160 110H162V112L164 111V113L162 114V112L160 111ZM251 110H252V112H251ZM257 110L258 111H260L259 113L257 112ZM4 111H8V112H5V113H3ZM33 111H35V112H33ZM113 111H115V112H113ZM127 111V112H126ZM131 111V112H130ZM137 111V114L135 113V112ZM151 111H153L152 112V115L150 114L149 115V112H151ZM169 111V112H168ZM191 111V112H190ZM217 113H216V112ZM254 111L255 112H257V113H255L254 114ZM23 112V113H22ZM42 113V114H39V113ZM93 112V113H92ZM113 112V113H112ZM124 112V113H123ZM130 112V113H129ZM134 112V113H133ZM160 113V114H158L157 115V113ZM171 113L170 115H165V113ZM183 112V113H182ZM10 113H12V114H10ZM20 113H21V115H22V117H21V115H20ZM25 113V116L23 115ZM51 113V114H50ZM109 113V114H108ZM119 114L120 115V117H119V115H116V114ZM139 113V114H138ZM146 113H148V114H146ZM153 113H154V115H153ZM155 113H156V115H155ZM177 113V114H176ZM183 114V116L182 115H180V114ZM189 115V117L188 116H186L187 114ZM196 113V114H195ZM198 113H202L201 114V117L199 118V116H200V114H198ZM210 113V116L208 115V114ZM212 113H214L213 115H212ZM231 113V112H230ZM232 113V114H233ZM243 113V114H244ZM10 114V115H9ZM14 114H16V115H14ZM17 114H19L18 116H17ZM29 114V115H28ZM32 114V115H31ZM33 114H36V115H33ZM104 114V115H103ZM107 114H108V116H107ZM110 114H111V116H110ZM126 114V115H125ZM141 114V115H140ZM173 114H176V116L174 115V117H173ZM186 114V115H185ZM216 114V115H215ZM222 114V112L220 113V115ZM232 114H230V115H232ZM253 114H254V116H253ZM41 115V116H40ZM115 115V116H114ZM123 115V116H122ZM136 115H139V116H141L140 117V119L141 120H145V121H141L140 119H139V117L138 116H136ZM143 115V116H142ZM146 115V116H145ZM160 115V116H159ZM178 115H179V118H183L184 119V117L186 118L185 120H183L182 119V121H183V127L182 126H180V124L179 123H177L176 122V118H178ZM191 115V116H190ZM194 115H196V118H194L195 116ZM199 115V116H198ZM213 117H212V116ZM261 115V116H260ZM15 116V117H14ZM17 116V117H16ZM36 116H38V117H40V118H37ZM46 116V117H45ZM97 116V117H96ZM130 116V117H129ZM157 116V117H156ZM164 116H165V118H167V119H170V120H168V122L169 121H174V122H170V124L165 120V118H164ZM182 116V117H181ZM193 116V117H192ZM197 116H198V118H197ZM225 116V117H226ZM250 116V117H249ZM253 116V117H252ZM23 117H24V119H23ZM48 117V118H47ZM112 117V118H111ZM119 117V118H118ZM124 119H123V118ZM126 117V118H125ZM129 119H128V118ZM132 117V118H131ZM134 117V118H133ZM136 117V118H135ZM144 117V118H143ZM146 117H148V120H147V118ZM151 117V119H149ZM153 117V118H152ZM156 117V119H159L160 117H162V118H164V119H159V122L158 121H156V119H155V121L153 120L154 118ZM170 117V118H169ZM190 117H192V119L190 118ZM207 117H205L206 119H207ZM210 117H212L211 119H209ZM243 117H244V119H243ZM15 118H16V120H15ZM21 119V121H20V119ZM26 118H28V119H26ZM44 118V119H43ZM102 118V119H101ZM110 120H109V119ZM122 118V120H120ZM173 118V119H172ZM201 118H203V119H201ZM215 118H216V120H215ZM12 119V120H11ZM26 119V120H25ZM75 119V120H74ZM114 119V120H113ZM117 119V120H116ZM118 119H119V121L122 123V125H125V126H121V123L120 122H118ZM127 119V120H126ZM133 120V121H131V120ZM191 119V120H190ZM196 119V120H195ZM199 119H201V120H199ZM221 122H219L218 123V120ZM17 120H19V121H17ZM30 120V121H29ZM38 120V121H37ZM104 120V121H103ZM125 120V121H124ZM160 120H161V122H160ZM163 120V121H162ZM187 120V121H186ZM195 121L193 124L191 123V121ZM204 120V121H203ZM211 120V121H210ZM241 120V119H240ZM15 123H14V122ZM23 121V122H22ZM41 121H42V123H41ZM97 121H98V123H97ZM108 121H110V122H108ZM114 123H113V122ZM123 121V122H122ZM131 122V123H129V122ZM135 121V123H133ZM150 121V124L148 123ZM181 121V120H180ZM181 121V122H182ZM200 121H203L204 122V124L203 125H201V123H203V122H200ZM205 121H206V123H205ZM209 121V122H208ZM226 121V122H225ZM3 124H2V123ZM20 122V123H19ZM26 123V125H28V126H25V123ZM27 122L29 123V122H31L30 124H27ZM35 123V124H32V123ZM71 122V123H70ZM117 122L119 123V124H117ZM143 122V123H142ZM146 122V123H145ZM166 123L167 124V126L166 125H164V123ZM179 122V121H178ZM252 122H253V124H252ZM6 123H8L7 125H6ZM22 123V124H21ZM40 123V124H39ZM52 123H53V125H52ZM81 123V124H80ZM95 123V124H94ZM99 123H101V127L99 126ZM110 123H112V124H110ZM127 123V124H126ZM129 123V124H128ZM136 123H137V126H136ZM141 123V124H140ZM154 123H155V125H158V126H154ZM161 123H163V125L161 124ZM185 123V124H184ZM187 123H191V124H187ZM257 123V124H256ZM15 124V125H14ZM66 124V125H65ZM77 124V125H76ZM104 124H106L105 126H103ZM134 126H133V125ZM141 126H140V125ZM160 124H161V126H160ZM175 124V125H174ZM181 124V125H182ZM198 124V125H197ZM219 124V125H218ZM224 124V125H223ZM255 124V125H254ZM33 125H35V126H33ZM49 125V126H48ZM76 125V126H75ZM91 125H93V126H91ZM95 125H97V126H99L98 128H100V129H98ZM114 125V127H112ZM119 125V126H118ZM132 125V126H131ZM142 125H144V127H145V125H146V129H144L143 128V126ZM148 125V126H147ZM188 125H190L189 127H192V125H194V128H193V131L192 132H190L189 133V131L191 130L190 128H187V126ZM3 126V127H2ZM18 126V127H17ZM62 126H63V128H62ZM71 126V127H70ZM79 126H81V127H79ZM83 126V127H82ZM90 126V127H89ZM116 126V127H115ZM136 126V127H135ZM151 127V130L149 129L150 127ZM200 126V127H199ZM232 126V127H231ZM1 127H2V132H1ZM34 127V128H33ZM50 127H51V129H50ZM85 127V128H84ZM108 127V128H107ZM118 127V128H117ZM123 127H125L124 128V130H123ZM129 129H128V128ZM133 127V128H132ZM141 129H140V128ZM153 127L155 128L154 130H153ZM167 127V128H166ZM172 127V128H171ZM179 128V129H177V128ZM225 127V128H224ZM231 127V128H230ZM254 127V128H253ZM10 128L12 129V131L10 130ZM20 128V129H19ZM28 128H31V129H33V130H29ZM92 128V129H91ZM107 129V131H104L103 129ZM116 129V130H114V129ZM137 128V129H136ZM139 128V129H138ZM143 128V129H142ZM161 128V129H160ZM163 128H165V129H163ZM169 128H171V129H169ZM174 128H176L177 129V131H176V129H174ZM183 128V129H182ZM196 128H197V131H196ZM200 128V129H199ZM256 128H257V130H256ZM4 129V130H3ZM6 129L8 130V131H6ZM53 129H54V131H53ZM64 129V130H63ZM71 129V130H70ZM75 129H76V131H75ZM108 129H109V131L110 132H112L113 130V132L112 133H114V134H112V133H110L109 131H108ZM119 129V130H118ZM134 129H136V130H134ZM149 129V130H148ZM161 130L162 131V129H163V131L165 132L166 131V129H167V133H172L171 135H168L167 133H166V135H168L169 137L171 136V138H169V139H171V140H169V139H165L166 137H164V135H162L163 137H161V136H159L160 134L159 133H157L155 130ZM169 129V130H168ZM174 129V130H173ZM181 129V130H180ZM220 129H222V130H220ZM69 130V131H68ZM85 130V131H84ZM93 130V131H92ZM100 130V131H99ZM103 130V131H102ZM112 130V131H111ZM134 131L135 132V136H136V134H138V136H136L138 139H136L135 137H134V132H130V131ZM160 130H159V132H160ZM178 130L179 131H181L180 133H185V134H183L184 135V137H183V135H182V137L180 138L179 136H176V132L178 133ZM187 132H186V131ZM189 130V131H188ZM5 131V132H4ZM14 131V132H13ZM31 131V132H30ZM36 133H35V132ZM81 131V132H80ZM115 131H117V132H115ZM121 131H124V132H122V133H125L126 131V136L123 138L122 137V133L120 134V132ZM138 131H141L140 133L138 132ZM153 132V134H155L154 135V137H153V135L151 136L150 134H152V133H150V132ZM155 131V132H154ZM194 131H196V133L194 132ZM203 131V132H202ZM211 131V132H210ZM217 132V134H216V132ZM222 131V132H221ZM250 131V132H249ZM255 131V132H254ZM3 132H4V134H3ZM7 132H8V134H7ZM79 134H77V133ZM83 132V133H82ZM106 134V132H108V134H104V133ZM164 132H162V133H164ZM194 132V133H193ZM225 132V133H224ZM248 132H249V134H248ZM264 132V131H263ZM13 133V134H12ZM24 133V134H23ZM27 133V134H26ZM32 133V134H31ZM35 133V134H34ZM40 133V134H39ZM57 135H56V134ZM59 133H62V134H59ZM89 133H90V136H89ZM96 133V134H95ZM100 133H102V134H100ZM111 135H110V134ZM117 133V134H116ZM144 133H146V135L147 134H149L147 137L148 138H151L152 140H154L155 141V143H153L152 142V140L151 141H149V139H146L147 137L144 135ZM161 133V134H162ZM179 133V134H180ZM192 133H193V135H192ZM199 133V134H198ZM30 134V135H29ZM53 134V135H52ZM85 134V135H84ZM99 134V135H98ZM119 134H120V136H119ZM124 134V135H125ZM129 134V136L133 139L132 141L134 142V144H137L141 149H139V147L137 146V145H133V146H131L130 145V143L128 144L129 146H131V148H130V151H129V147L127 148L126 146H122L123 144H126L127 145V142H131L130 141V137L128 138L127 137V135ZM139 134H141L140 136H139ZM158 134V135H157ZM186 134H187V136H186ZM189 134H191L192 136H190ZM249 136H248V135ZM255 134V135H256ZM264 134V133H263ZM2 135H3V137H2ZM6 135V136H5ZM8 135H10L9 137H8ZM12 135V136H11ZM15 135V136H14ZM34 135V136H33ZM38 137H37V136ZM82 135H83V137L85 138H83L82 137ZM101 135V136H100ZM104 135L106 136V137H104ZM113 135V136H112ZM173 135V136H172ZM178 135V134H177ZM188 135L191 137H188ZM210 135V136H209ZM211 135H213L212 137H211ZM63 136H65V137H63ZM68 136H70L71 138L68 140ZM74 136H76L75 138H74ZM86 136H88V137H86ZM95 136H99L98 137V140H97V137H95ZM115 136V137H114ZM143 136H145V137H143ZM155 136L157 137V141H156V139H155ZM181 136V135H180ZM194 136V137H193ZM254 136V135H253ZM5 137V138H4ZM10 137H11V139H10ZM15 137V138H14ZM44 137V138H43ZM51 137H52V139H51ZM57 138L56 140L54 139V138ZM60 137H61V139H60ZM81 137V138H80ZM109 137V138H108ZM140 137H141V139H140ZM176 137L177 138H179V140H182L183 141V146L181 147H179V146H176V147H171L172 149L173 148H177V149H173V151H172V149H170L169 147L168 148H164L163 149V147H167V145H169L170 143H168V142H172V140H176ZM187 138V141H188V139H189V142H187L186 143V138ZM204 138V137H207L206 139V141L204 142V140H205V138L203 139V140H201V138ZM240 137H241V140H240ZM247 137V138H246ZM7 138V139H6ZM23 138V139H22ZM84 140H83V139ZM89 138H91V139H89ZM102 138H105L106 139V141L104 140V141H102L103 139ZM142 138H143V140H142ZM158 138L160 139H162V141L160 140H158ZM174 138V139H173ZM193 138V139H192ZM16 139V140H15ZM18 139V140H17ZM22 139V140H21ZM37 139V140H36ZM59 139V140H58ZM77 139V140H76ZM101 140V142H100V140ZM118 139V140H117ZM139 139H140V141H139ZM145 139H146V141H148V142H146L145 141ZM185 141H184V140ZM246 139V140H245ZM253 139V138H252ZM7 140H9V141H7ZM40 140V142H38ZM55 141V142H52V141ZM58 140V141H57ZM64 140H66V143H64ZM73 142H72V141ZM89 140V141H88ZM111 140H115L114 142H112ZM138 140V141H137ZM169 140V141H168ZM191 140V141H190ZM193 140V141H192ZM195 140V141H194ZM237 140V141H238ZM243 140H245V141H243ZM16 141V142H15ZM19 141V142H18ZM52 143H51V142ZM70 143H69V142ZM97 141H99V142H97ZM143 141V142H142ZM166 141H167V144H166ZM216 141V142H215ZM10 142V143H9ZM25 142V143H24ZM37 143L38 142V144H36L35 145V143ZM45 142V143H44ZM75 142V143H74ZM96 142H97V144H96ZM104 142V143H103ZM109 142H112V143H109ZM142 142V143H141ZM164 142V144H166V145H164V144H162ZM186 144H189V146L191 145V148L190 147H187V145H184L185 143ZM194 142L195 143H197V142H201L200 144L198 143V144H196V145H192V144H194ZM2 143V144H1ZM9 143V144H8ZM41 143V144H40ZM51 143V144H50ZM63 143V144H62ZM67 143H69V144H67ZM99 143H101V144H99ZM113 143L114 144H116L115 146H117L116 148H115V150L118 152L119 150V152H121V154H122V158H120V159H118L117 157L119 156V157H121V155L119 154V153H116V152H114L115 154H119L118 156L117 155H115V156H117V157H114V158H112V156H114V154H113V152L110 150V149H114L113 147ZM132 143V142H131ZM149 143H150V145H153V148H150L151 146L149 145ZM158 143V144H157ZM212 143V144H211ZM216 145H215V144ZM14 144V145H13ZM28 144V145H27ZM81 144V145H80ZM92 144L94 145V144H96V145H94L95 146V149H94V147L92 146ZM102 144L104 145V146H102ZM109 144H111V146H112V148H111V146H109ZM141 144H143V145H141ZM172 144V143H171ZM205 144V145H204ZM255 144V143H254ZM16 145V146H15ZM32 145V146H31ZM42 145H45L44 146V148H43V146ZM57 145H59V146H57ZM66 145V146H65ZM75 147H74V146ZM83 145V146H82ZM99 145H101V146H99ZM146 147H145V146ZM147 145L149 146V148L151 149H149V148H147ZM158 145V146H157ZM163 145V146H162ZM182 145V144H181ZM211 145H214V146H211ZM218 145V146H217ZM239 145V146H238ZM249 145V144H248ZM250 145H252V144H250ZM35 146V147H34ZM62 146L64 147V148H62ZM90 148H89V147ZM100 148H99V147ZM107 146L109 147V148H107ZM119 146H121V148H127V150H126V148H125V150L124 149H120V147ZM137 146V148H135ZM162 146V147H161ZM186 146V147H185ZM215 146H217V150H216V147ZM234 146V147H233ZM252 146H254V145H252ZM11 147V148H10ZM40 147V148H39ZM41 147H42V150H41ZM51 148V150H50V148ZM53 147V148H52ZM55 147V148H54ZM57 147V148H56ZM70 147V148H69ZM97 147V148H96ZM102 147H104V148H107L106 149V151L102 148ZM119 147V148H118ZM143 147V148H142ZM157 147V148H156ZM159 147V148H158ZM160 147H161V149H160ZM193 147V148H192ZM201 147V148H200ZM248 147V146H247ZM246 147V148H247ZM6 148V149H5ZM9 148V149H8ZM35 148H37V149H35ZM85 148H89L88 150H86L85 151ZM93 150H92V149ZM100 150H99V149ZM102 148V149H101ZM133 148V149H132ZM134 148L135 149H138L137 150V152L136 151H134V152H132V150H134ZM146 148V149H145ZM156 148V149H155ZM182 148V149H181ZM184 148L187 150H185L186 152H188V153H186L185 151H184V153H182V151L184 150ZM220 148V149H219ZM245 148V147H244ZM244 148H242V149H244ZM245 148V149H246ZM3 149V150H2ZM11 149V150H10ZM13 149V150H12ZM32 149V150H31ZM35 149V150H34ZM69 149H71V150H69ZM82 149H83V151H84V154H83V151H82ZM96 149H98V150H96ZM158 149H160V151L161 152H163V153H161V152H159V151H157ZM165 149H166V151H165ZM178 149H179V153H178ZM196 149V150H195ZM219 149V150H218ZM251 149H253V148H251ZM7 150H9V151H7ZM21 150V151H20ZM27 150V151H26ZM49 152H48V151ZM55 150H57V151H55ZM76 151V152H73V151ZM102 150H103V152H102ZM109 150V151H108ZM114 150V151H115ZM141 150H143V152L145 151V152H149L150 154L149 155H151L152 154V150H155L156 152L154 153V155L152 156H150L149 158L153 161V159L155 160V161H153V163H152V161L150 160V162H149V159H147V160H145V158H144V160L146 161V163H144V160H143V163L149 168V170L148 169H146L147 167L141 162L142 160L141 159H139V157L141 158V156L143 155V153H142V151ZM164 150V151H163ZM171 150V151H170ZM182 150V151H181ZM197 150H198V154L196 153L197 152ZM235 150V151H236ZM28 152V153H26V152ZM35 151V152H34ZM53 151V152H52ZM87 151H89V153H87ZM92 151H94V152H92ZM98 151H101L102 152V154H100V152L98 153ZM110 151H111V153H110ZM126 151L129 153V154H131L132 156H128L129 154H127L126 153ZM193 151V152H192ZM211 151V152H210ZM245 151H249V149L247 148ZM3 152H4V154H3ZM12 152L14 153V154H12ZM21 152H22V154H23V156H20V154H21ZM24 152V153H23ZM56 152H57V154H56ZM80 154H79V153ZM98 154H97V153ZM105 152H107L106 154H108V155H106L105 154ZM125 152V153H124ZM134 153L135 154V156H134V154H132V153ZM172 153L173 155H171L170 153ZM7 153L9 154V158L7 157ZM18 153V154H17ZM50 155H52V156H50ZM54 153V154H53ZM76 153V154H75ZM164 153H165V156H164ZM176 153V154H175ZM178 153V154H177ZM182 153V155H180ZM193 153H195V154H193ZM21 154V155H22ZM28 154V155H27ZM32 154V155H31ZM37 154H38V156H37ZM61 156H60V155ZM79 155L78 157L76 156V155ZM105 154V155H104ZM124 154H126V156L124 155ZM141 154V155H140ZM215 154V155H214ZM56 155V156H55ZM86 155H88L86 158H83V157H85ZM90 155H91V157H90ZM96 155V156H95ZM102 155V156H101ZM157 157H156V156ZM160 155H162L161 157H159ZM167 155V156H166ZM186 157H185V156ZM193 155V156H192ZM195 155V156H194ZM211 155H213V157L211 156ZM2 156V157H1ZM4 156H5V158H4ZM16 156L19 158H16ZM25 156V157H24ZM27 156H28V158H30V159H27ZM41 156H43V157H41ZM44 156H45V158H44ZM59 156V157H58ZM65 156V157H64ZM71 156V158L74 160H72L71 158L69 159V157ZM73 156V157H72ZM80 156H82L81 158H80ZM93 156V157H92ZM101 156V157H100ZM135 157V159H134V157ZM182 156V157H181ZM184 156V157H183ZM196 156V157H197ZM12 157V158H11ZM21 157V158H20ZM49 159H51V160H49ZM61 157H64V159L63 158H61ZM74 157H75V159H74ZM95 157V158H94ZM99 157V158H98ZM106 157V158H105ZM130 159H129V158ZM153 157V158H152ZM215 157V158H214ZM36 158V159H35ZM38 158H41V159H39V160H37ZM66 158V159H65ZM70 160H68V159ZM88 158H89V160L91 159V161H89L88 160ZM102 159L103 160V158H104V161H105V163H107L106 165H108V167H109V165H111L112 163H114L112 166H110L109 167V171H108V173H107V168L105 167V166H103L102 165V163H100V161H102V160H100V161H98L99 159ZM112 158V159H111ZM138 158V159H137ZM148 158V157H147ZM160 159V160H156V159ZM191 158H193V159H191ZM208 158V159H209ZM2 159V160H1ZM16 159V160H15ZM25 159V160H24ZM61 160V161H59V160ZM81 159V160H80ZM82 159H83V161H82ZM85 159H87V160H85ZM93 159H94V161H96L95 159H97V161L98 162H93ZM110 159L112 160V161H110ZM118 159V160H117ZM124 159V160H123ZM261 159H262V161H261ZM5 160V161H4ZM10 160H12L11 162H9ZM27 160V161H26ZM29 160V161H28ZM33 161V162H30V161ZM66 160V161H65ZM80 160V161H79ZM85 160V161H84ZM121 160V161H120ZM138 160V161H137ZM185 160H183L184 162H185ZM209 160V161H210ZM236 160V161H235ZM4 161V162H3ZM15 161V162H14ZM17 161V162H16ZM45 161V163H43ZM52 161V163H50V165H48L47 163H49V162H51ZM56 161V162H55ZM59 161V162H58ZM68 161L70 162V163H68ZM79 161V162H78ZM115 161V162H114ZM120 161V164L118 163ZM129 161V162H128ZM133 161H135V162H133ZM150 163H148V162ZM208 161V163H206V167H204V165L202 166V165H199L200 167L202 166V169L204 168H210V166L209 165H211L212 166V164H214V163H211V162H209ZM3 162V163H2ZM19 162V163H18ZM35 162V163H34ZM40 162V163H39ZM58 162V163H57ZM62 162V163H61ZM74 162V164L72 165V163ZM76 162V163H75ZM82 162H84V163H82ZM89 162H91V163H95L94 165H93V167H91L92 166V164L91 163H89ZM108 162H110L111 164H109ZM122 162H125V163H122ZM138 162H141L140 164L142 165L141 167H140V164L138 163ZM154 162H156V163H154ZM160 162V165L161 166H159V163ZM225 163V166H223V164ZM261 162H262V164H261ZM24 163V164H23ZM39 165H37V164ZM65 163H66V165H65ZM78 163V164H77ZM88 163V164H87ZM115 163H116V165H115ZM161 163H164V164H161ZM166 163H168V164H166ZM247 163H249V164H247ZM255 163V164H254ZM9 164V165H8ZM35 164H36V166H35ZM54 164V165H53ZM69 164H71V165H69ZM87 164V165H86ZM100 167V169L102 170H100V172L99 173H97L98 171H97V169H96V166L97 165ZM99 164H101V165H99ZM120 166H118V165ZM14 165H15V169H14ZM27 165V166H26ZM33 165V167H30V166H32ZM52 165H53V167H52ZM58 165V166H57ZM60 165V166H59ZM64 165V166H63ZM81 165V166H80ZM91 165V166H90ZM7 166H9V167H7ZM12 167V169H11V167ZM29 166V167H28ZM34 166L35 167H39V168H43V169H40L41 171H39V170H37V169H39V168H34ZM52 168H51V167ZM69 166H71L72 168H70L69 169ZM75 166V167H74ZM79 166V167H78ZM97 166V167H98ZM103 166V167H102ZM163 166V168H165ZM214 166V165H213ZM252 166V167H251ZM19 167H21V168H19ZM45 167V168H44ZM50 167V168H49ZM55 167V169H53ZM84 168V169H81V168ZM95 167V169H96V171H93L91 168H94ZM99 167H98V169H99ZM111 167H113V169H111L110 170V168ZM117 169H120V170H117ZM134 167H136L135 169H134ZM146 167V168H145ZM158 167V168H157ZM171 167V166H170ZM249 167H250V169H249ZM4 168V169H3ZM6 168V169H5ZM17 168V169H16ZM64 168H66V170L64 169ZM160 168V169H159ZM167 168V167H166ZM3 169V170H2ZM28 169H31V171L29 170V171H27ZM47 169V170H46ZM53 169V170H52ZM75 169H77V171L75 170ZM103 169H105L104 171H103ZM114 169H116V170H114ZM132 169H134V171L132 170ZM143 169H145V171L143 170ZM152 170V173H151V175L154 173V172H156L157 170ZM252 169V170H251ZM11 170V171H10ZM12 170H14V171H12ZM19 170H21V172L19 171ZM34 170V171H33ZM50 170V171H49ZM68 170V171H67ZM69 170H74L72 173L69 171ZM86 170V171H85ZM113 170V171H112ZM147 170V171H146ZM165 170V169H164ZM163 170V171H164ZM262 170V171H261ZM4 171V174L2 173V172ZM15 171H17V173L19 172V174L21 175H25L26 176V174H29V173H31V174H29L31 177H29L28 179H27V177L28 176H26V178L25 179H23V177L22 176H19L18 177V175L15 173ZM35 171H36V173H35ZM44 171H49L48 173L46 172H44ZM67 172V174H68V176H66L65 177V175H66V173L65 172ZM82 172L81 174H88V175H90V177L91 176H93L92 177V179H94V181L96 180L97 182H93V183H91L92 181L90 180V182H89V179H87V178H90L88 175H84L85 177H79V176H81V174H80V172ZM86 173H85V172ZM112 171V172H111ZM136 171V172H135ZM166 171V170H165ZM249 171V172H250ZM42 172H44V173H42ZM61 172H63V173H61ZM69 172V173H68ZM77 172V173H76ZM93 172H96L95 174L93 173ZM104 174H106V175H104ZM119 172V173H118ZM140 172V173H141ZM196 172V173H195ZM254 172V173H253ZM6 173V174H5ZM8 173H9V175H8ZM38 173H40V174H38ZM91 173H92V175H91ZM110 173H111V175H110ZM112 173H114V175L112 174ZM149 173V174H148ZM195 175H194V174ZM260 173V174H259ZM3 174V175H2ZM53 176H52V175ZM64 174V175H63ZM75 174H79V175H75ZM100 174V175H99ZM103 174V175H102ZM109 176H108V175ZM117 174H119V175H117ZM148 174V175H147ZM188 174V170H187V175H189ZM199 174V175H198ZM14 177H13V176ZM16 175H17V177L19 178V179H17L16 180ZM38 175H39V178H37V179H35L36 177H38ZM49 175V176H48ZM59 175H61L63 178H65L64 179V181H61V182H59L60 180H62L63 178H59V180H58V178L56 179V177H59ZM69 175H71L72 176V178H71V176H69ZM75 175V176H74ZM82 175V176H83ZM113 175V176H112ZM227 176L226 177V179H223V176ZM262 175V176H261ZM9 176V177H8ZM24 176V177H25ZM35 176V177H34ZM42 176V177H41ZM55 176V177H54ZM74 176V177H73ZM102 176H104V179H103V177ZM111 176V177H110ZM149 176V177H148ZM192 176V177H191ZM50 177H54L53 179H51ZM75 177L77 178V179H75ZM87 177V178H86ZM101 177V178H100ZM151 177V178H150ZM213 177V176H212ZM212 177H210V178H212ZM257 177H259V179L257 178ZM31 178H34V180H35V182L37 181V182H39V185H41V186H43L44 185V187H37V185L36 184H33V183H31V182H29L28 180L29 179H31ZM46 178V179H45ZM50 178V179H49ZM69 178V179H68ZM98 178L99 179H101V180H98ZM116 178V179H115ZM126 178H128V177H126ZM128 178V179H129ZM149 178L150 179H152V180H149ZM210 178H209V180H206L205 181V184L203 183V187L205 188V189H207L208 187H209V185L212 183V181L214 180L213 178L210 180ZM253 178H255V180L253 179ZM14 181H12V180ZM15 179V180H14ZM21 179V180H20ZM42 180V182H41V180ZM47 179H49V180H47ZM67 179V180H66ZM74 179V180H73ZM91 179V178H90ZM128 179H125V180H128ZM181 179H182V181H181ZM221 179H223V181L221 180ZM8 180V181H7ZM20 180V181H19ZM24 180V181H23ZM34 180L32 181V182H34ZM53 181V183L54 184H56L57 183V181H58V184H57V186H55L54 184H52L51 183V181ZM65 180L66 181H71V184H70V182L68 181V182H65ZM112 180V181H111ZM129 180H131V179H129ZM251 180H252V182H251ZM260 180V181H259ZM7 181V182H6ZM9 181H11V182H9ZM15 181L17 182V184H19V185H17L16 183H15ZM48 181H50L49 183H51V186H50V188L54 191V190H56V188H58L60 185V189L62 190H57V191H54V193L53 192H51L50 193V190L49 191H47L48 189H49V187H48ZM75 181V182H74ZM124 181V180H123ZM208 181V182H207ZM211 181V182H210ZM225 181V182H224ZM249 181L251 182V183H249ZM255 181H256V183H255ZM5 182L8 184V186L7 187H9L11 184V186H13L12 188H11V186H10V189H7V188H5L4 186H5ZM21 182V183H20ZM27 182V183H26ZM56 182V183H55ZM91 183V184H89V183ZM98 182H99V184H98ZM105 182V183H104ZM180 182H182V183H180ZM10 183V184H9ZM60 183V184H59ZM67 183V184H66ZM75 183V184H74ZM103 183V187L101 186V184ZM176 183H179V184H176ZM186 183V184H185ZM191 184V186H190V184ZM209 183V184H208ZM242 183H244V185L242 184ZM254 183H255V185H254ZM22 184H23V186H22ZM27 184V185H26ZM47 184V185H46ZM64 184V185H63ZM82 184V185H81ZM86 185V187L84 186V185ZM89 184V185H88ZM95 186H94V185ZM107 184V185H106ZM149 184V185H150ZM207 184H208V186H207ZM14 185H16V187L17 188H14L15 186ZM24 185H25V187H24ZM67 185H70L69 186V188H68V186ZM75 185H79L78 186V188H77V186H75ZM250 185V186H249ZM65 186V187H64ZM66 186H67V188H66ZM106 186V187H105ZM186 186H189L188 188L186 187ZM193 186H194V184H193ZM192 186V187H193ZM206 186H207V188H206ZM254 186V187H253ZM4 187V188H3ZM22 189H21V188ZM29 187V188H28ZM47 188V190H45V192L44 191H42V189L44 190V189H46ZM53 187H54V189H53ZM56 187V188H55ZM71 187V188H70ZM79 187L81 188V189H79ZM84 187V188H83ZM186 189H185V188ZM203 187H202V189H203ZM250 187V189H248ZM263 187V188H262ZM18 188H19V190H18ZM32 188V189H31ZM34 188V189H33ZM42 188V189H41ZM65 189L64 191H63V189ZM73 188V189H72ZM75 188V189H74ZM88 188H86V189H88ZM259 188L261 189L260 191H259ZM6 189L8 190V191H6ZM38 189V190H37ZM72 189V190H71ZM94 189L95 188H93V191H94ZM103 189V190H102ZM151 189V188H150ZM226 189V190H225ZM3 190H5L4 192H3ZM9 190H12L11 192L12 193H9L10 191ZM16 190V191H15ZM25 190V191H24ZM27 190V191H26ZM37 190V191H36ZM69 192H68V191ZM71 190V191H70ZM91 190V192H93L92 191V189L91 188H89L88 189V192ZM96 190V189H95ZM167 190H168V192H167ZM218 190V189H217ZM225 190V191H224ZM73 191V192H72ZM85 191V190H84ZM106 191H108L107 189H106ZM105 191V192H106ZM146 191V190H145ZM151 191V190H150ZM171 191V192H170ZM173 191V192H172ZM3 192V193H2ZM15 192H17V193H15ZM19 192V193H18ZM43 192V193H42ZM47 192V193H46ZM61 192V193H60ZM64 194H63V193ZM76 192V193H75ZM80 192H82L81 194H80ZM87 192V191H86ZM148 192H149V190H148ZM153 191H151L150 193H147V192H145V193H147L148 194V196H149V198H151L154 194L152 193ZM158 192H160V194L158 193ZM186 192V193H185ZM256 192V193H255ZM259 192V193H258ZM4 193H6V194H11V195H4ZM14 193V194H13ZM26 193H27V195H26ZM50 193V194H49ZM67 193V194H66ZM71 193V194H70ZM73 193H75V194H73ZM77 193V194H78ZM90 193V192H89ZM89 193H87V194H89ZM103 193H104V195H103ZM166 193H167V196H166ZM171 193V194H170ZM182 193H184V194H182ZM201 193V194H200ZM258 193V194H257ZM13 194V195H12ZM24 194V195H23ZM46 194V195H45ZM58 194H59V196H58ZM62 194V195H61ZM108 194V193H107ZM158 194V195H157ZM163 194H165V196L163 195ZM187 194V195H186ZM194 194V195H193ZM197 194H198V196H197ZM16 195L18 196V197H16ZM39 195H42V196H39ZM52 195V196H51ZM56 196V198H55V196ZM66 195V196H65ZM69 195V196H68ZM163 195V196H162ZM185 195V196H184ZM196 195V196H195ZM208 197H207V196ZM214 195V196H213ZM259 195V196H258ZM10 196H11V199L13 200V198H15L14 200H18V198H19V200L17 201V202H19V201H21V203L22 204H20V202L17 204V203H14L12 200V203H11V201H10ZM20 196V197H19ZM24 196H29V198L27 197H24ZM30 196H32V197H30ZM36 196V197H35ZM37 196H39L40 198H38ZM46 196V197H45ZM60 196L62 197V198H60ZM115 196V197H114ZM117 196V197H116ZM217 196V197H216ZM6 197V198H5ZM23 198V200H22V198ZM43 197H45V198H43ZM48 197V198H47ZM54 198V202H53V204L55 205V204H57V206L55 205V206H53V204L51 205V203H52V201H53V198ZM63 197H64V199H63ZM66 197H67V199H66ZM109 197V198H108ZM115 198V199H113V198ZM164 198V199H160V198ZM211 197V198H210ZM259 197V198H258ZM21 198V199H20ZM31 198V199H30ZM49 198H51V199H49ZM58 198H60L59 200H58ZM69 198V199H68ZM70 198H71V200H70ZM148 198V197H147ZM148 198V199H149ZM213 198V199H212ZM218 198V199H217ZM221 198V199H220ZM230 198V199H229ZM232 198V199H231ZM236 198V199H235ZM245 198V199H244ZM7 199H9L8 201H7ZM29 200V201H27V200ZM36 199H39V200H36ZM45 201H44V200ZM56 199H57V202H55L56 201ZM68 200L67 202H65L66 200ZM73 199V200H72ZM111 199H113V200H111ZM248 199V200H247ZM254 199V200H253ZM7 201V202H9L10 204H11V206L7 203V202H5V201ZM42 200L44 201L43 203H46V204H44L43 205V203H42ZM64 200V201H63ZM158 200H161V202L163 203L162 205L160 204L161 202H159ZM211 200L213 201V200H215V202L214 203H216V204H214L213 202H211ZM252 202V203H250V201ZM26 201V202H25ZM31 201V202H30ZM37 201V202H36ZM77 201V202H76ZM113 201V202H112ZM208 201V202H207ZM218 201H220V202H218ZM231 201H232V204H231ZM237 201V202H236ZM239 201V202H238ZM260 201H263V202H260ZM28 202V203H27ZM36 202V203H35ZM49 202H51L50 204H49ZM60 202V203H59ZM106 202H110L109 204L108 203H106ZM115 202H117V203H115ZM159 202V203H158ZM243 202H245V203H243ZM3 203V204H2ZM32 203V204H31ZM39 203H41V204H39ZM72 203H76V206L75 207H73L74 205L72 204ZM212 203L214 204V205H212ZM217 203H219V204H221V205H218ZM229 203V204H228ZM242 203V204H241ZM252 205L253 203H255V204H253L251 207L249 206L250 204ZM261 203H263V204H261ZM17 204V205H16ZM25 206H24V205ZM37 204H38V206H39V210H37L38 209V207H37ZM106 204H108V205H106ZM110 204H112V208H108V207H110L109 205ZM120 204V205H119ZM146 204V203H145ZM165 204V205H164ZM181 206H180V205ZM208 204H209V206H208ZM234 204L236 205V206H234ZM240 204L242 205V206H240ZM247 204V205H246ZM1 205H2V207H1ZM4 205V206H3ZM8 205V206H7ZM14 205H15V207H14ZM23 206V208L21 209V210H19L18 212H19V214L18 215H20L21 214V218L18 216V215H16L15 214V210H17L19 207H17V206ZM42 205V206H41ZM58 205H59V207H58ZM67 205V207H69L70 205V208H72V209H64L65 210V212L66 211H68L69 213L68 214H66L65 213V215H63L62 217H60L59 215H62V213H63V211H62V213L60 214V210L59 211H57L58 209H56V208H59V209H63V207L64 206H66ZM144 205V204H143ZM166 205H168L167 207H166ZM176 205H179L180 206V208H178V206H176ZM182 205H183V208H184V206H186V205H188V206H186L185 207V210H187V209H189V211H191V212H188V211H186L187 213L185 214V215H183L182 213H181V211H184L183 210V208H182ZM255 205V206H254ZM262 205H263V208H261L262 207ZM20 206V207H21ZM30 206V207H29ZM32 206V207H31ZM50 206V207H49ZM121 207V208H119V207ZM171 206V207H170ZM190 206V207H189ZM192 206V207H191ZM210 206L213 208V209H217V207H218V210L219 209H224V210H222L221 209V212H223V211H227V212H223V214L222 215H224V217L225 216H227L228 214H230V216H229V220H228V223H230V225H232V226H230L229 227V225H227V224H225L224 225V223H222L223 224V226H221L222 224L220 223V221H218V220H220V218L218 219L217 217H218V215H215V213L216 214H218L216 211H214L212 208V211L211 212H215V213H213V214H211V213H209L210 211H209V208H210ZM223 206V207H222ZM231 206H233V207H231ZM237 206H239V208L237 207ZM249 206V207H248ZM256 206H258V208H255ZM26 207V208H25ZM33 207H35V208H33ZM42 207H44L45 209H43ZM51 209V213H52V215H49V208ZM53 207V208H52ZM56 207V208H55ZM61 207V208H60ZM102 209H105V210H102ZM103 207H105V208H103ZM115 207V208H114ZM193 207H195V208H193ZM209 207V208H208ZM214 207H216V208H214ZM220 207V208H219ZM13 209V210H11V209ZM32 209L31 211H32V213H30L29 214V211H30V209ZM37 208V209H36ZM41 208H42V210H41ZM99 208V209H98ZM147 209V212H148V215H147V212H145L146 211V209ZM167 208V209H166ZM194 210H193V209ZM206 208V209H205ZM208 208V209H207ZM247 208H248V210H247ZM24 209V211H22ZM25 209H29L28 210V215H27V210H25ZM36 209V210H35ZM48 209V210H47ZM117 209H119V210H117ZM121 209V210H120ZM136 209V210H135ZM143 209H145L144 211H143ZM178 209V210H177ZM196 209H197V212H195L196 211ZM250 209H252L250 212H249V210ZM253 209L255 210V213H252V211H253ZM258 209V210H257ZM263 209V210H262ZM44 210V211H43ZM137 212H135V211ZM141 211V212H139V211ZM167 210H169V211H167ZM208 210V211H207ZM217 210V211H218ZM11 211V212H10ZM13 211V212H12ZM33 211H35V214L33 213ZM41 211V212H43L44 214H42L43 215V217L42 216H40V214H41V212H40V214L38 215L37 213H39V212ZM56 211V212H55ZM180 211V212H179ZM207 211V212H206ZM220 211V210H219ZM231 213H230V212ZM245 211H246V213H245ZM250 213L249 214V216H248V212ZM258 213H257V212ZM262 211V212H261ZM9 212V214H11V215H9V214H7V218H5L6 217V213H8ZM17 211H16V213H18ZM21 212V213H20ZM105 212V213H104ZM113 213V214H111V213ZM144 213L145 212V214H142L141 215V213ZM261 212V213H260ZM55 213V214H54ZM56 213L58 214L57 216H56ZM73 213V214H72ZM181 213V215L179 216V214ZM185 213V212H184ZM190 215H189V214ZM192 213V214H191ZM225 213V214H224ZM232 213H233V215H232ZM235 213V214H234ZM36 216H38L40 219L38 220V221H41V222H37V221H35L36 220V217L34 216V215ZM64 214V213H63ZM103 214H106V215H103ZM108 214H110V215H113V217L111 218V216H109ZM140 215L139 217H136V216H138V215ZM197 214H196V216H197ZM211 215V217H209L210 215ZM236 214H238V215H236ZM240 214H241V218H242V222H241V219H240ZM246 216H245V215ZM253 214H255V215H253ZM256 214L258 215L257 217H256ZM2 215V216H1ZM9 215V216H8ZM22 215H25V216H22ZM47 215H49V216H51V219L52 218H54V219H52L51 221L49 220V216H47ZM96 215V216H95ZM108 215V216H107ZM205 215V216H204ZM13 216H15L16 218H14ZM31 216H33V217H31ZM70 216V217H69ZM118 216V217H117ZM146 216V217H145ZM148 216V217H147ZM159 216V215H158ZM163 215H161L160 217H162ZM170 216V217H169ZM183 218H182V217ZM208 216V217H207ZM237 217L236 218V221L235 220H232V219H235L234 217ZM243 216V217H242ZM245 216V217H244ZM250 216H253V218L251 219V217ZM17 217H18V219H17ZM29 217V218H28ZM32 219H31V218ZM38 217H37V219H38ZM102 217H104V218H102ZM108 217V218H107ZM133 217H135V221H134V219H133ZM140 217H141V219H140ZM180 217V218H179ZM214 217V218H213ZM218 219V220H216V218ZM228 217V216H227ZM232 217V219H230ZM2 218H5V220L3 221V219ZM10 218L12 219L11 221H10ZM56 218H60V220H58V222L56 223V221H55V219ZM99 218H102V219H106V220H102V219H99ZM116 218V219H115ZM139 219V220H136V219ZM143 218V219H142ZM145 218H147V219H145ZM179 218V219H178ZM208 218V219H207ZM247 218V219H246ZM22 219V220H21ZM24 219V220H23ZM34 219V221H32ZM48 219V220H47ZM112 219V220H111ZM225 219H226V217H225ZM240 220L239 222H238V220ZM246 219V220H245ZM7 220H9L10 222H8ZM57 220V219H56ZM149 220V219H148ZM162 220V221H161ZM227 220V219H226ZM231 220V221H230ZM244 220V221H243ZM250 220L253 222L252 223V226L250 225L251 224V222H250ZM254 220L255 221H257L256 223L254 222ZM258 220H260V224H259V226L260 227H258V225H256V224H258ZM16 222V225L15 226H13L14 228H16V229H14L13 227V230L10 228V227H8L7 229H11V230H6L5 229V224H6V222H8L7 223V225H9V223L10 224H13V222ZM30 221H32V224H31V222ZM43 221V222H42ZM46 221V222H45ZM102 221V222H101ZM107 221V222H106ZM122 221H123V225L122 224H120V223H122ZM138 221V222H137ZM142 223H141V222ZM167 221V222H166ZM171 223H170V222ZM189 221V222H188ZM191 221H192V219H191ZM216 221H218L217 223L218 224H221L220 226L223 228V231H221L222 230V228L221 229H219L218 228V224L216 223ZM12 222V223H11ZM26 223V224H24V223ZM28 222H29V224H28ZM46 223V225H45V223ZM104 222V223H103ZM133 222L135 223V224H133ZM139 222L141 223V224H139ZM144 222V223H145ZM157 222H159L158 224H157ZM168 223V224H166V223ZM212 222V223H211ZM234 222V223H233ZM5 223V224H4ZM24 224V225H22V224ZM43 223V224H42ZM102 223V224H101ZM127 224V225H125V224ZM137 223V224H136ZM188 223V224H187ZM204 223H205V221H204ZM216 223V224H215ZM238 223V224H237ZM247 223L249 224V228L251 229V231L253 230V232H250L249 230V228H247V226H245V225H247ZM1 224H3L4 226H2L1 227ZM21 224V225H20ZM31 224V225H30ZM50 224V225H49ZM54 224V225H53ZM67 224V223H66ZM98 224V225H97ZM103 225V226H101V225ZM106 224V225H105ZM158 225V227H157V225ZM164 224H165V226H164ZM203 224V223H202ZM205 224H207V223H205ZM234 224H236V225H238L236 228H235V226L236 225H234ZM241 224V225H240ZM29 225V226H28ZM32 225L34 226V227H32ZM40 225V226H39ZM42 225L43 226H46V228L44 227V228H42ZM105 225V226H104ZM168 225V226H167ZM175 225V226H174ZM182 225V226H181ZM184 225V226H183ZM190 225V224H189ZM192 225H194V224H192L191 223V226ZM198 225V224H197ZM204 225V224H203ZM211 225H213V227L211 226ZM254 225V226H253ZM22 226V227H21ZM50 226V227H49ZM96 226V227H95ZM127 226V227H126ZM133 226V227H132ZM180 226V227H179ZM195 226V225H194ZM198 226H201V225H198ZM206 226V225H205ZM208 226H207V229H208ZM227 226V227H226ZM234 226V227H233ZM7 227V226H6ZM32 227V228H31ZM98 227V228H97ZM162 227V228H161ZM164 227V228H163ZM166 227H168L167 229H166ZM189 227V226H188ZM193 227V226H192ZM197 227V226H196ZM214 227H216L215 229H214ZM232 227V230H233V228L235 229V230H233V232L232 231H230V232H232L231 234L229 233V228H231ZM252 227V228H251ZM255 227V228H254ZM262 227V228H261ZM3 228V229H2ZM36 228V229H35ZM52 228V227H51ZM66 228V229H65ZM70 230L71 228V230L69 231L68 229ZM158 228V229H157ZM201 227H199V228H196V229H200ZM203 229H204V227H202ZM212 228L214 229V230H212ZM227 229L226 231H228V232H226V231H224L225 229ZM254 228V229H253ZM4 229H5V231H4ZM19 229V230H18ZM22 229V230H21ZM29 229H31V231L29 230ZM34 229L35 230H40L41 232H44V235H41V236H35L34 234H32V233H34ZM56 229V228H55ZM155 229V230H154ZM166 231H165V230ZM188 229V228H187ZM202 229V230H203ZM217 229H218V231H217ZM245 230V231H243V230ZM248 229V230H247ZM258 230V234H256L257 232V230ZM259 229L261 230L260 232H259ZM263 229V230H262ZM48 230V231H49ZM152 230V229H151ZM163 230V231H162ZM189 230V229H188ZM1 231L3 232L4 231V234L5 235H7V236H3L4 234L2 233L1 234ZM7 231V232H6ZM27 231V232H26ZM33 231V232H32ZM50 231V232H51ZM174 231V232H175ZM205 231V230H204ZM203 231V232H204ZM207 231V230H206ZM219 231H221V234H219L220 232ZM237 231H239V232H241L243 235H240V233L239 232H237ZM30 232V233H29ZM159 232L162 234L163 233V235H161V234H159ZM167 233L166 235H164L165 233ZM222 232H226V234L224 233V236L222 235L223 233ZM243 232H245V233H243ZM249 232V233H248ZM12 233V234H13ZM64 233V234H63ZM154 233H157V234H155L156 235V239H158V240H162V242H160V241H157L156 239H155V235H154ZM172 235H171V234ZM251 233V234H250ZM30 234H32L31 236L34 238H29L30 236ZM142 234H147V236H148V238H145V236H144V239H145V241H143V243L144 244H146V242L150 239V238H152V236H153V238L152 239H155V241L154 240H151V242L154 244H152V246L151 247H155L156 245L155 244H158L159 243V246H156V248H155V250L154 249H152V250H148V248H149V246L151 245V244H149V242H147V244H148V246H147V244L145 245L146 246V248L144 247V245H143V243H142V240H143V238H140V236H142ZM153 234V235H152ZM161 235V236H159V235ZM170 234V235H169ZM176 234V233H175ZM200 234V235H199ZM218 234V235H217ZM228 234H229V236H228ZM246 234V235H245ZM248 234H249V238L248 237H246V236H248ZM254 236H253V235ZM2 235V236H1ZM157 235H158V237H157ZM191 235V236H192ZM223 237H222V236ZM232 235V237L234 238H237L235 241H234V239L232 238V237H230ZM61 236H62V238H61ZM146 236V237H147ZM164 236L166 237V236H168V238L166 237L164 240L163 239H161V238H164ZM221 237V239H220V237ZM226 236V237H225ZM251 236V237H250ZM260 236V237H259ZM187 237V239H185ZM193 237H194V235H193ZM228 237V238H227ZM240 237H242V239L240 238ZM263 237V238H262ZM4 238V239H3ZM29 238V239H28ZM36 238V239H35ZM39 239V242L40 243H42L41 245H40V243L37 241L38 239ZM57 238V239H56ZM140 238V239H139ZM160 238V239H159ZM226 238V239H225ZM239 238V239H238ZM257 238V239H256ZM7 241H6V240ZM53 239V240H52ZM114 239H116V240H114ZM142 239V240H141ZM174 239V238H173ZM219 239V240H218ZM232 239H233V241H232ZM254 239V240H253ZM33 240H35L36 241V243H35V241L33 242ZM49 240H50V242L51 243H49ZM102 240V242H98V241H101ZM105 240V241H104ZM194 241V243H193V245L191 244V242H190V244H189V242L187 243L186 241ZM202 240V241H201ZM216 240V241H215ZM239 242H238V241ZM252 240V241H251ZM257 240V241H256ZM4 241H5V243H4ZM15 240L13 241V242H15L14 244H16L17 242H16ZM95 241H96V243H95ZM119 241V242H118ZM137 241H139V242H137ZM141 241V242H140ZM174 241V242H173ZM184 241V242H183ZM199 241V243H197L196 244V242H198ZM213 241H215L214 243H212ZM240 241H241V243H240ZM248 243H247V242ZM251 241V242H250ZM259 242V244L261 243V245H260V247H259V245H258V243H255L256 244V247L254 246L253 248H252V246L253 245H255L254 244V242ZM8 242V243H7ZM13 242H12V244H13ZM30 242H31V244H30ZM33 242V243H32ZM58 242V241H57ZM94 242V243H93ZM125 244V247H124V244ZM129 242V243H128ZM132 242H135V243H132ZM179 242V243H178ZM233 242V243H232ZM235 242H238L237 244H235ZM243 242V243H242ZM253 242V243H252ZM37 243H38V245L39 246H41V247H43V249H41V248H39V246H38V249H36L35 250V246L37 247ZM49 243V244H48ZM93 243V244H92ZM121 245H120V244ZM128 243V244H127ZM140 244V246H139V244ZM166 243V242H165ZM177 243H178V245H177ZM206 243V244H205ZM217 244V245H213V244ZM247 243V244H246ZM251 243V244H250ZM47 244V245H46ZM81 243H77L76 245H74V246H71L70 248H66V250L69 252V254L70 255H74L73 257H75L76 256V254L77 253H79V252H81V249H83L82 247H84L83 246V244H81ZM119 244V245H118ZM168 244V243H167ZM224 244H225V246H224ZM228 244V245H227ZM241 245V246H239V245ZM243 244H245V246L243 245ZM5 245V246H4ZM25 245V246H24ZM30 245V246H29ZM33 245V247H31ZM42 245H44V246H42ZM52 245H55L56 247L55 248H53V246ZM63 245H65L64 243H63ZM108 245L110 246V245H112V246H110V247H108ZM116 245L118 246V247H116ZM134 246V247H130L129 248V246ZM161 245H163V246H161ZM172 247H171V246ZM199 246V248H198V246L197 247H195V246ZM205 245H207L208 247H211L210 249H209V252L207 251L208 250V247L207 246H205ZM210 245V246H209ZM212 245V246H211ZM233 245H235V247H236V245H237V247H239V248H241V249H239V248H235ZM252 245V246H251ZM46 246V247H45ZM58 246V247H57ZM88 246V247H87ZM100 246V247H99ZM105 246V247H104ZM115 246V247H114ZM123 246V247H122ZM214 246L216 247V248H214ZM226 246H227V248H226ZM228 246L230 247L229 249V251H228V255H227V251L226 250H228ZM243 246L244 247H246V248H244V249H242L243 248ZM248 246V247H247ZM65 247H66V245H65ZM77 247V248H76ZM79 247H80V249H79ZM104 247V248H103ZM138 249H137V248ZM140 247V248H139ZM148 247V248H147ZM180 247V248H179ZM194 247H195V249H194ZM207 247V248H206ZM5 248V249H4ZM8 248V249H7ZM11 248V249H12ZM27 249V250H24V249ZM47 248V249H46ZM114 249V251H113V249ZM128 248V249H127ZM164 248V249H163ZM167 248V249H166ZM177 250H176V249ZM197 248V249H196ZM202 248V249H201ZM233 248V249H232ZM235 248V249H234ZM250 248V249H249ZM32 249V250H31ZM71 249H73V250H71ZM90 249H92V250H90ZM98 249V250H97ZM108 249H110L109 251H108ZM119 251H121V253H123L125 250V253H127V250L129 251V253H131L130 255H127L126 257H123V255L121 254V253H119L118 252V250ZM131 249V250H130ZM141 249V250H140ZM144 249L146 250V251H144ZM158 249V250H157ZM163 249V250H162ZM174 250V251H171V250ZM199 249H201V250H199ZM212 249H216V250H212ZM237 249H238V251L239 250H241V252H238V255L236 254L237 252ZM257 249H258V251H257ZM4 250V251H3ZM21 250V251H20ZM76 250V251H75ZM89 250V251H88ZM94 250H96V251H94ZM104 250V251H103ZM117 250V251H116ZM142 250H143V252H142ZM161 250H162V252L163 251H165L166 253H168V255L167 254H165V253H162L161 252ZM167 250V251H166ZM176 250V251H175ZM190 250H191V252H190ZM194 250V251H193ZM199 250V251H198ZM215 251L214 252V254H212V251ZM221 250H223V251H221ZM234 250H235V253H233V254H235V255H233L231 252H234ZM243 250H245L244 252L245 253H243L242 251ZM35 251H36V253H35ZM73 251H75V252H77V253H75V252H72ZM148 251H149V253L151 252V254L153 255V257L151 256V254L149 255L148 254ZM152 251H153V253H152ZM179 251V252H178ZM200 251H202L201 252V255L202 254H204L203 255V257H201L199 254V252ZM205 251V252H204ZM217 251V252H216ZM231 251V252H230ZM251 251H253V252H251ZM1 252H4V254L3 253H1ZM17 252V251H16ZM94 252V253H93ZM104 252H106V253H104ZM111 252L112 253H114V255L116 254V257L115 256H113V254H111ZM146 252V253H145ZM155 252V253H154ZM173 252H175L173 255H171ZM176 252H177V254H178V256H176ZM181 252V253H180ZM195 252V253H194ZM198 254H197V253ZM208 252V253H207ZM221 252H223L224 254H222ZM259 252V253H258ZM54 253V254H53ZM75 253V254H74ZM87 253H86V256H87ZM160 253H162V254H160ZM180 253V254H179ZM186 253L188 254H191V255H187L186 256ZM210 253V254H209ZM216 253V254H215ZM242 253V254H241ZM93 254H95V255H93ZM98 254H102V256L104 255V256H107L106 258H108V259H106L105 257H103L102 258V256L100 257ZM128 254V253H127ZM165 254V255H164ZM183 254V255H182ZM196 254H197V256H196ZM220 254V255H219ZM233 255L234 256V262L232 261V259L230 260V258L232 257L233 258V256H230V255ZM241 254V255H240ZM262 256H261V255ZM3 255H5V256H3ZM18 255H14L15 257H17ZM28 255V254H27ZM27 255H26V258H27ZM110 255H112L111 257H109ZM157 255H160L159 257H160V259H159V257L157 256ZM186 257H185V256ZM209 255H211L210 257H208ZM214 255H216V257L214 256ZM227 256V257H225V256ZM8 256V257H7ZM29 256V255H28ZM44 256V257H43ZM78 256V255H77ZM89 256H91V257H89ZM128 256H130L131 258H129ZM154 256H155V258L156 257H158V259H155L154 258ZM161 256H163V258L161 257ZM169 256H171V257H169ZM173 256V257H172ZM182 256V257H181ZM193 256V257H192ZM199 256H200V258H203L204 259V263H203V259H201L200 260V258H199ZM207 258H206V257ZM219 256V258L220 259H218L217 257ZM240 256V257H239ZM41 257H43L42 259H46V260H44V261H46V262H44L42 259H41ZM115 257V258H114ZM181 257V258H180ZM188 257V258H187ZM198 257V258H197ZM206 258V260H205V258ZM237 257L239 258V259H237ZM243 257H245V258H247V259H245V258H243ZM5 258V259H4ZM30 258V259H31ZM40 258V259H39ZM49 258V259H48ZM76 258V257H75ZM96 258H99L100 259V261H99V259H96ZM106 260H105V259ZM154 258V259H153ZM165 258H166V260H165ZM183 258V259H182ZM186 258H187V260H186ZM228 258H229V262H232V263H229V262H227V261H224L225 259L226 260H228ZM241 258H242V260L243 261H240L241 260ZM258 258H259V260H258ZM12 259H14V257L12 258ZM39 259V260H38ZM90 259V260H89ZM94 259H96L95 261H99V262H96V263H94L95 261H93ZM103 259V260H102ZM111 259V260H110ZM190 259H192L191 261H189ZM196 259H198V262L196 263ZM237 259V260H236ZM246 260V262H245V260ZM48 260V261H47ZM89 260V261H88ZM116 260V261H115ZM122 260V261H121ZM123 260H125V262L123 261ZM130 260H132V261H130ZM156 260V262L154 263V261ZM209 260V261H208ZM219 260V261H218ZM236 260V261H235ZM251 261V262H249V261ZM258 261V262H255V261ZM51 261H53V263L51 262ZM126 261H128L127 263H126ZM161 261V262H162ZM171 261V262H170ZM201 261V262H200ZM205 261H207L206 263H205ZM211 261V262H210ZM261 261V262H260ZM43 262V263H42ZM50 262V263H49ZM144 262V263H143ZM151 262V263H150ZM162 262V264H164ZM200 262V263H199ZM208 262H210V263H208ZM216 262V263H217ZM240 262V263H239ZM245 262V263H244ZM216 263H214V264H216ZM161 264V263H160ZM218 264V263H217Z\"/></svg>", "mask_w": 264, "mask_h": 264}, {"label": "bare ground", "instance_id": "2", "mask_svg": "<svg viewBox=\"0 0 264 264\" xmlns=\"http://www.w3.org/2000/svg\"><path fill=\"white\" fill-rule=\"evenodd\" d=\"M49 1H50V0H49ZM49 1H47V2H49ZM53 1H54V0H53ZM57 1H58L59 3H61V2H64L65 0H57ZM69 1H70V0H69ZM72 1H73V0H72ZM72 1H71V2H72ZM75 1H76V0H74V4H75ZM81 1H83V2H81ZM90 1H92V0H78V2L81 3L80 7L78 8V7L72 6L73 8H71L72 10L74 9V7H75V8H78L77 10L74 9V10H75V16H74V17H76V14H80V15H81L84 11H85V13L88 14V12H86V11H87V9H88L87 7H89L88 5H90V4H88V2H90ZM93 1H95V0H93ZM93 1H92V2H93ZM101 1H102V0H101ZM103 1H104V0H103ZM110 1H111V0H106L107 3H109ZM116 1H117V0H116ZM116 1H115V2H116ZM119 1H120V0H119ZM119 1H118V2H119ZM122 1H124V0H122ZM125 1H126V0H125ZM134 1H135V0H134ZM134 1L132 2V4H134ZM139 1H141V0H139ZM166 1H167V0H166ZM185 1H187V0H185ZM195 1H196V0H195ZM198 1H199V0H198ZM198 1H197V3H195L194 6L196 7V6L199 4L197 7H199V9H200V8H202V6L200 5L201 3H198ZM202 1L205 2V1H207V0H201V2H202ZM208 1H210V0H208ZM249 1H250V0H249ZM251 1H252V0H251ZM2 2H3V1L0 0V14H1V15H0V18H1V19H0V22H2L3 20H7V19H9V17H10L11 15H13V14H17V16H19V19H20V20L18 19L19 21H21V20H22V21H25V18H26L28 15H31V14H34V13L38 14L40 17L45 18L44 20H46L45 23H44V25H42V24L40 23L41 21H40V20L37 21L36 16L34 15V16H35L34 18H35L36 21H35L33 24H32V23H27L28 25H29V24H32L31 27L26 28V29H24V28L22 29V27L19 28V29H22V30H20V31L18 32L19 34L17 33L18 36H19V38H18V42L22 41L23 38H26V40H27V38H29V40H31V41H32V40H33V41H37V39L39 40V39H40L39 36H41L40 31L44 29V28L42 29V27H45V32H46V36H47V31H48L49 29H51L50 27H52V24H54L56 20H57L56 22H58L59 14L53 12L52 14L49 13L50 15H48V14L45 15V14L43 13L44 11L38 6V5H39V4H38L39 1H38V2H34V1L31 2V1H29V0H20V1H18V2L15 1V3H14L13 6H10V5H9V6H5V5H3ZM4 2H5V1H4ZM40 2H41V0H40ZM44 2H45V0H44ZM66 2H67V1H66ZM112 2H113V1H112ZM112 2H111V3H112ZM115 2H114V3H115ZM146 2H147V0H144V3H146ZM151 2H153V3H152V5L150 6L151 9H150V11H149L150 13L147 15V18H149V19H154L155 16L157 15V12H156V11L158 10L157 8H159V9H160V12L158 11V12H159L158 14H160V15H159V16H160L159 19H161V21L159 20V22H162V20H164V22H166V23H164V22H163V23H164L165 25L167 24V26H168L167 21L170 22L172 19H171V20L168 19L167 21H165L166 18H165V19H163V18H164L165 12H166V15H167L166 17H169V16H170L169 13H168V14H169V16H168L166 10H168V9L170 10V9H171V6L166 5L167 2H166V4H165V3H161V2L158 1V0H151ZM163 2H164V1H163ZM171 2H172V1H171ZM179 2H180V1H179ZM189 2H191V1L189 0ZM189 2H188V3H189ZM237 2H238V0H237ZM242 2H243V1H242ZM42 3H43V2H42ZM59 3H55V4H58V5H59ZM72 3H73V2H72ZM95 3H96V2H95ZM102 3H104V2H102ZM126 3H128V2L126 1ZM184 3H185V2H183V4H184ZM188 3H187V5H188ZM7 4H8V3H7ZM45 4H49V3H45ZM53 4H54V3H53ZM53 4H52V5H53ZM63 4H64V3H63ZM74 4H73V5H74ZM77 4H78V3H77ZM77 4H76V5H77ZM97 4H98V3H97ZM104 4H106V3H104ZM119 4H120V3H119ZM119 4L117 5V3H115V5L118 6V7L116 6V8H117L116 11H117V13H116V15L114 14L116 19H115V20L113 19L115 25H118V24L121 23V22H120V21H121L120 18H122V17L125 18V19L127 20V18H129V17H128V16H129V10H131V8H132V7H128V8H130V9H129V10L126 9L127 11H126V10H123V11H122L121 9H120V10H121V11H120V10H118V8H119V6H120ZM123 4H124V3H123ZM141 4H142V2H141ZM189 4H190V3H189ZM41 5H43V4H41ZM41 5H40V6H41ZM50 5H51V4H50ZM92 5H94V7H95L96 4L92 3ZM98 5H99V4H98ZM145 5H146V4H144V6H145ZM176 5H177V4H176ZM187 5H186V6H187ZM192 5H193V3L191 4V7H193ZM96 6H97V5H96ZM138 6H139V5H138ZM142 6H143V5H142ZM147 6H148V5H147ZM177 6H179V5H177ZM186 6H185V5H184V6L181 5V8H184V7H186ZM239 6H241V4H240ZM41 7H42V6H41ZM43 7H45V6H43ZM100 7H101V5H100ZM111 7H112V6H111ZM172 7H173V6H172ZM244 7H245V6H244ZM250 7H251V6H250ZM260 7H261V6H260ZM46 8H49V6H48V7L46 6ZM105 8H107V7H105ZM124 8H126V5H125ZM142 8H144V7H142ZM146 8H147V7H146ZM256 8H257V7H256ZM71 9H70V10H71ZM95 9H96V8H95ZM95 9H93V11H92V9H91V11L94 12ZM107 9H109V8H107ZM111 9H112V8H111ZM138 9H139V8H138ZM148 9H149V7L147 8V10H145V9H142V10L148 11ZM186 9H187V8H186ZM247 9H248V8H247ZM46 10H47V9H46ZM53 10H54V9H53ZM53 10H52V11H53ZM103 10H104L105 12H106V11H109V10H106V9H104V8H103ZM103 10H102V11H103ZM132 10H133V9H132ZM135 10H136V9H135ZM155 10H156V11H155ZM174 10H175V9H174ZM197 10H198V9H197ZM257 10H258V9H257ZM47 11H48V10H47ZM76 11H77V12H76ZM97 11H99V10H97ZM104 11H103V12H104ZM111 11H112V10H111ZM113 11H115V10H113ZM136 11H137V10H136ZM136 11H135V12H136ZM145 11H144V12H145ZM183 11H184V10H183ZM188 11H189V8H188ZM188 11H186V12H188ZM200 11H201V10H200ZM233 11H234V10H233ZM48 12H49V11H48ZM57 12H58V11H57ZM67 12H68V10H67ZM67 12H66V13H67ZM70 12H71V11H70ZM70 12L67 13V15H65L66 17L64 16V14H62V13L60 12V13L63 15V17H62V15L60 14L61 19H64V17H65L66 19H69V22H70L71 19L73 20V13H74V12H73V11H72L73 13H72V12L70 13ZM100 12H101V10H100ZM100 12H99V14H101ZM103 12H102V13H103ZM133 12H134V11H133ZM168 12H169V11H168ZM171 12H173V11L171 10ZM171 12H170V13H171ZM181 12H182V11H181ZM227 12H228V11H227ZM253 12H254V11H253ZM90 13H91V12H90ZM95 13H97V12H95ZM95 13H94V14H95ZM179 13H180V12H179ZM179 13H176V14H179ZM182 13H183V12H182ZM184 13H185V12H184ZM260 13H261V12H260ZM103 14H104V13H103ZM105 14H106V13H105ZM221 14H222V13H221ZM263 14H264V13H263ZM83 15H84V14H83ZM83 15H82V16H83ZM107 15H108V13H107ZM107 15H105V16L107 17ZM192 15H193V14H192ZM196 15H197V14H196ZM258 15H259V14H258ZM86 16H87V15H86ZM91 16H92V15H91ZM172 16H173V15H171V17H172ZM220 16H221V15H220ZM223 16H224V15H223ZM233 16H234V15H233ZM254 16H255V15H254ZM28 17H29V16H28ZM28 17H27V18H28ZM79 17H80V19H82L81 16H79ZM83 17L85 18V16H83ZM106 17H105V19H106ZM108 17H110V16H108ZM111 17H112V16H111ZM177 17H179V15H178ZM229 17H230V16H229ZM229 17H228V18H229ZM13 18H14V17H13ZM90 18H91V17H90ZM96 18H98V17H96ZM96 18H95V19H96ZM123 18H122V20H123ZM130 18H131V15H130ZM130 18H129V19H130ZM172 18L174 19V21L177 20V18H174V17H172ZM234 18H235V17H234ZM23 19H24V20H23ZM31 19H32V18H31ZM95 19H94V20H95ZM98 19H99V18H98ZM102 19H103V18H102ZM107 19H108V18H107ZM109 19H110V18H109ZM129 19H128V20H129ZM175 19H176V20H175ZM211 19H212V17H211ZM224 19H225V18H224ZM75 20H76V19H75ZM90 20H92V19H90ZM99 20H100V19H99ZM128 20H127V21H128ZM207 20H209V19H207ZM220 20H221V19H220ZM249 20H250V19H249ZM12 21H13V20H12ZM15 21H16V20H15ZM26 21H27V20H26ZM26 21H25V22H26ZM29 21L32 22V20H30V19H29ZM59 21H60V20H59ZM79 21H80V20H79ZM100 21H101V20H100ZM107 21H108V20H107ZM123 21H124V20H123ZM157 21H158V20H157ZM222 21H223V20H222ZM222 21H221V22H222ZM230 21H231V19H230ZM236 21H238V20L236 19ZM239 21H240V20H239ZM243 21H244V20H243ZM66 22H67V21H66ZM77 22H78V20H77ZM85 22H88V21L86 20ZM97 22H98V21H97ZM201 22H202V21H201ZM206 22H207V21H206ZM221 22H219V23H221ZM18 23H19V22H18ZM21 23H22V22H21ZM21 23H20V24H21ZM123 23H126V21H124ZM157 23H158V22H157ZM163 23H162V24H163ZM171 23H173V22H171ZM174 23H175V22H174ZM217 23H218V22H217ZM223 23H224V22H223ZM241 23H242V22H241ZM248 23H249V22H248ZM5 24H6V22L4 23V25H5ZM55 24H56V23H55ZM70 24H71V23H70ZM92 24H94V23H92ZM103 24H104V23H103ZM111 24H112V23H111ZM158 24H159V23H158ZM160 24H161V23H160ZM209 24H210V23H209ZM231 24H232V23H231ZM234 24H235V23H234ZM262 24H263V23H262ZM21 25H22V24H21ZM23 25H24V24H23ZM71 25H72V24H71ZM71 25H70V26H71ZM79 25H80V23H79ZM79 25H78V26H79ZM82 25L84 26L85 24H82ZM96 25H97V24H96ZM100 25H101V23H100ZM122 25H123V24H122ZM122 25H121V26H122ZM126 25H127V24H126ZM174 25H175V24H174ZM195 25H196V24H195ZM199 25H200V24H199ZM214 25H216V22L214 23ZM218 25H219V24H218ZM218 25H217L216 27H218ZM223 25H224V24H223ZM228 25H229V24H228ZM5 26H6V25H5ZM53 26H55V25H53ZM76 26H77V25H76ZM93 26H94V25H93ZM111 26H112V25H111ZM113 26H114V25H113ZM169 26H170V25H169ZM190 26H191V25H190ZM205 26H206V25H205ZM220 26H221V25H220ZM238 26H240V25H238ZM2 27H3V26H2ZM18 27H19V26H18ZM18 27H17V28H18ZM85 27H89V28H90V25H89V26L86 25ZM85 27H84V28H85ZM187 27H188V25H187ZM197 27H198V26H197ZM251 27H252V26H251ZM8 28H9V27H8ZM52 28H53V27H52ZM79 28H80V27H79ZM106 28H109V27L107 26ZM106 28H105V30H106ZM110 28H111V27H110ZM115 28H116V29H117V28L119 29V27H115ZM115 28H114V29H115ZM175 28L177 29V22H176ZM188 28H189V27H188ZM230 28H232V31L234 30V32H235V30H236L235 26H234V28H233V27H230ZM254 28H255V27H254ZM96 29L99 31V28H97V26H96V28L93 29V30H96ZM173 29H174V26H173ZM190 29H191V28H190ZM205 29H206V28H205ZM238 29H239V28H238ZM51 30H52V29H51ZM54 30H55V29H54ZM82 30H83V27H82ZM103 30H104V29H103ZM179 30H180V29H178V31H179ZM216 30H217V29H216ZM219 30H220V29H219ZM227 30L230 32V35L233 34V32H232V34H231V30H230L229 28H227ZM227 30H226V31H227ZM1 31H2V28H0V33H1ZM7 31H8V30H7ZM85 31H86V30H85ZM85 31H84V32H85ZM98 31H96L97 35H98ZM112 31H113V29H112ZM173 31H174V30H173ZM173 31H172V32H173ZM203 31H204V30H203ZM224 31H225V29H224ZM259 31H260V30H259ZM259 31H258V32H259ZM45 32H44V30L42 31V33H45ZM57 32H58V31H57ZM84 32H83L82 36L85 34ZM90 32H91V30H90ZM100 32H102V31H100ZM107 32L109 33L108 29H107ZM115 32H116V31H114V33H115ZM131 32H132V34H130V35H132V37L135 38L133 41H136V40H137L136 37H138L137 32H136V34H134V35H133V32H134V31H131ZM180 32H181V31H180ZM182 32H183V30H182ZM187 32H188V31H187ZM254 32H255V31H254ZM258 32H257V34H258ZM260 32H261V31H260ZM2 33H3V32H2ZM8 33H9V32H8ZM12 33H13V32H12ZM81 33H82V31H81ZM88 33H89V32H88ZM92 33H94V32H92ZM111 33H112V32H111ZM114 33H113V34H114ZM128 33H129V32H128ZM175 33H176V32H175ZM195 33H196V32H195ZM248 33H249V32H248ZM252 33H253V32H252ZM252 33H251V34H252ZM15 34H16V33H15ZM15 34H14V35H15ZM17 34H16V35H17ZM39 34H40V35H39ZM59 34H60V33H59ZM99 34L101 35V36H99V37H102V34H103V33H102V34L99 33ZM116 34H119V33L116 32ZM121 34H122V32H121ZM168 34H169V32H168ZM176 34H177V33H176ZM183 34H185V33H183ZM197 34H198V33H197ZM201 34L203 35L202 32H201ZM208 34H209V33H208ZM216 34H217V33H216ZM226 34H227V33H226ZM257 34L255 33L253 36H255V35H257ZM1 35H4V34H1ZM87 35H88V34H87ZM91 35L93 36L94 34H91ZM95 35H96V34H95ZM106 35H109V34L106 33ZM106 35H105V36H106ZM146 35H147V34H146ZM146 35H145V37H146ZM171 35H172V33H171ZM188 35H190V34H188ZM193 35H194V34H193ZM261 35H262V37H264L263 34H261ZM261 35H260V36H261ZM11 36H13V34L10 35V37H11ZM18 36H17V37H18ZM82 36L80 37V35H78L79 40L82 39V38H85V37H86V35H85V37H82ZM88 36L90 37V35H88ZM103 36H104V35H103ZM105 36H104V37H105ZM112 36H113V35H112ZM119 36H120V35H119ZM126 36H127V35H126ZM134 36H135V37H134ZM139 36H141V35H139ZM143 36H144V35H143ZM204 36H205V35H204ZM209 36H210V35H209ZM221 36H222V35H221ZM258 36H259V34L257 35V37H258ZM8 37H9V36H8ZM108 37H109V36H108ZM116 37H118V36H116ZM132 37H128L129 39H128L127 41H129ZM170 37H171V36H170ZM223 37H224V36H223ZM230 37H231V36H230ZM250 37H252V35L249 36V38H250ZM86 38H87V37H86ZM90 38H91V37H90ZM113 38H114V36H113ZM123 38H124V35H123ZM133 38H132V39H133ZM148 38H149V37H148ZM150 38H151V37H150ZM161 38H162V41L165 40V38H163V37H161ZM171 38H172V37H171ZM174 38H175V37H174ZM177 38H178V37H177ZM179 38H180V37H179ZM181 38H182V37H181ZM242 38H243V37H242ZM255 38H256V37H255ZM258 38H261V37H258ZM258 38H257L256 40H254V41H257ZM1 39H2V38H1ZM103 39H104V38H103ZM116 39H117V38H116ZM132 39H131V40H132ZM195 39H197V38L195 37ZM223 39H224V38H223ZM244 39H247V37L244 38ZM252 39H253V37L251 38V41H253ZM261 39H262V38H261ZM13 40H14V39H13ZM13 40H12V41H13ZM23 40H24V39H23ZM29 40H27V41H29ZM41 40H43V39L41 38ZM94 40H95V39H94ZM99 40H100V39H99ZM131 40H130V41H131ZM144 40H146V39H144ZM202 40H206V39H202ZM208 40H209V39H208ZM219 40H220V39H219ZM249 40H250V39H249ZM8 41H9V39H8ZM8 41L6 40L5 43H6L7 45L9 44V47H8V48H10V46H11V44H10L11 41H10V42H8ZM15 41H16V40H15ZM24 41H25V40H24ZM27 41L25 42V43H26V46H27ZM31 41H30V42H31ZM85 41H86V40H85ZM88 41H90V40H88ZM104 41H105V40H104ZM108 41H110V37H109V40H108ZM133 41H132L131 44H133ZM178 41H180V40H178ZM178 41H177V42H178ZM222 41H223V40H222ZM239 41H240V40H239ZM241 41H242V40H241ZM95 42H96V44H97V42H99V41H95ZM111 42H112V41H110V43H111ZM167 42L169 43V41H167ZM205 42L207 43V41H205ZM248 42H250V41H247V43H248ZM14 43H15V45H16V42H14ZM14 43H12V45H13ZM20 43H21V42H20ZM22 43H24V42H22ZM25 43H24V44H25ZM36 43H37V42H36ZM38 43H40V42H38ZM38 43H37V45H38ZM57 43H58V42H57ZM60 43H62V42H60ZM88 43H89V42H88ZM91 43H92V42H91ZM105 43H107V42H105ZM110 43H108V45H109ZM116 43H117V42H116ZM152 43H153V41H152ZM154 43H156V42H154ZM173 43H174V42H173ZM209 43H210V41H209ZM245 43H246V42H245ZM250 43H251V42H250ZM0 44H3V42H0ZM28 44H29V42H28ZM31 44H34V45L31 46V48H30L31 50H32V49H37V48H36L37 46H35V43H34V42L31 43ZM31 44H30V45H31ZM42 44H43V46H44L45 42L40 43L39 45H42ZM62 44H65V43H62ZM71 44H73V43H71ZM71 44H70V45H71ZM98 44H101V41H100ZM102 44H103V43H102ZM102 44H101V45H102ZM117 44H118V43H117ZM122 44H124V43H122ZM122 44H121V45L118 44V46H121L120 48H122ZM127 44H128V43H127ZM127 44H126V45H127ZM136 44H137V43H136ZM149 44H151V43H149ZM149 44H148V46H150ZM214 44H215V43H214ZM214 44H213V45H214ZM217 44H218V43H217ZM220 44H221V43H220ZM227 44H228V42H227ZM241 44H242V43H241ZM253 44H256V43L254 42ZM3 45H4V44H3ZM3 45L0 46V53H2V52L4 53V51H3L4 49H3V48H4L5 46L3 47ZM7 45H6V46H7ZM20 45H22V44H20ZM20 45H19V46H20ZM79 45H80V44H79ZM81 45H82V44H81ZM81 45H80V46H81ZM89 45H90V44H89ZM92 45H93V44H92ZM104 45H105V44H104ZM108 45H107V46H108ZM110 45H111V44H110ZM128 45H130V44H128ZM128 45L126 46V48L128 47ZM157 45H158V44L156 43V47H157ZM159 45H160V44H159ZM213 45H212V46H213ZM221 45H222V44H221ZM221 45H220V46H221ZM231 45H232V44H231ZM63 46H64V45H61V48H62V49L64 48ZM130 46H131V45H130ZM140 46H141L140 49H142L144 45H140ZM162 46H164V45L162 44ZM162 46H159V47L161 48ZM174 46H175V45H174ZM205 46H207V45L205 44ZM205 46H204V47H205ZM215 46H216V45H215ZM215 46H213V47L215 48ZM228 46H229V44H228L225 48L227 49ZM248 46H251V45L248 44ZM16 47H17V45H16ZM23 47H25V46H23ZM39 47H40V46H39ZM73 47H74V48L76 47V49L78 48V50L80 51V48H79L77 45H75V46H73ZM109 47H110V46H109ZM154 47H155V46H154ZM166 47H167V46H166ZM204 47H203V48H204ZM213 47H212V48H213ZM218 47H219V46H218ZM223 47H224V46H223ZM229 47H230V46H229ZM11 48L14 49V45L11 46ZM42 48H43V47H42ZM45 48H46V45H45V47H44L43 49H45ZM65 48H66V47H65ZM94 48H97V45H95ZM102 48H103V47H102ZM137 48H138V49H137ZM137 48H136V49H137L136 52H138V50L140 51L139 47H137ZM145 48H146V47L144 46L143 49H145ZM214 48H213V49H214ZM233 48H235V52H237L238 49H240V50H244V49H243L244 46H243V48H239V47H237L238 49H237L236 47H233ZM233 48H232V50H233ZM249 48H250V47H249ZM249 48H248V50H249ZM252 48H253V47H252ZM255 48H256V47H255ZM5 49L7 50V48H5ZM16 49H18V48H16ZM20 49H22V51H24V52H29L28 49H26V48H24V50H23V48L20 47ZM25 49H26L27 51H26ZM43 49H41V50L43 51ZM46 49H47V48H46ZM83 49H84V48H83ZM134 49H135V48H134ZM136 49H135V50H136ZM147 49H149V48H147ZM154 49H155V48H154ZM156 49H157V48H156ZM163 49H164V50H163ZM205 49H208V48H205ZM221 49H222V48H221ZM47 50H48V49H47ZM55 50H56V49H55ZM67 50H68V49H67ZM67 50L65 49V52H64V49H63V50L57 52L56 54H57L58 56H57V55H56V56L59 57V59H62V58H63L62 60H64V57H63V56L65 55V53H67V55H68V52H66ZM94 50H96V49H94ZM107 50H108V49H107ZM128 50H129V49H128ZM161 50L166 51L167 49L165 50V48L163 47L162 49H160V52H161ZM179 50H180V49H179ZM181 50H182V49H181ZM200 50L202 51V49H200ZM214 50H216V48H215ZM256 50H257V49H256ZM262 50H263V49H262ZM75 51H77V50H75ZM96 51H97V50H96ZM101 51H102V53H103L105 50L103 51V50L101 49ZM108 51H109V50H108ZM126 51H127V50H125L124 52H126ZM132 51H133V49H132V50L130 49L129 53L132 52ZM196 51H197V50H196ZM196 51H195V52H196ZM201 51H200V52H201ZM224 51H225V50H224ZM244 51H245V50H244ZM250 51H253V49H251ZM8 52H9V51H8ZM13 52H14L13 54H16V53H15V50H14ZM31 52H32V51H31ZM35 52H36V51H35ZM44 52H45V50H44ZM48 52H49V51H48ZM51 52H52V51H51ZM53 52H56V51H53ZM69 52H70V51H69ZM71 52H74V51H71ZM109 52H110V51H109ZM136 52H135V53H136ZM140 52H142V50H141ZM149 52H150V51H149ZM155 52H157V51H155ZM158 52H159V51H158ZM166 52H167V51H166ZM166 52H165V53H166ZM171 52H172V51H171ZM203 52H205V51H202V53H203ZM206 52H207V51H206ZM222 52H223V50H222ZM256 52H257V51H256ZM3 53H2V54H3ZM9 53H10V52H9ZM36 53H37V52H36ZM115 53H116V52H115ZM127 53H128V51L126 52V54H123V55H124V56H123L124 58H125V55H126V57L128 56ZM132 53H134V52H132ZM132 53H131V54H132ZM135 53H134V54H135ZM161 53H162V52H161ZM184 53H185V52H184ZM233 53H234V52H233ZM237 53H239L240 55L244 56V54H243L244 52L242 53V52H239V51H238ZM2 54H0V56H1L0 58H2ZM4 54H5V53H4ZM10 54H11V53H10ZM13 54H12V58H13ZM17 54H18V53H17ZM17 54H16V55H17ZM26 54H27V53H26ZM26 54L24 53V55H26ZM43 54H44V53H43ZM48 54H50V53H48ZM79 54H80V52H79ZM91 54H92V52H91V48H90V47H87V48L84 49V51H82L81 56H82V61H83V63H82V65H81L80 67H84V64L90 60ZM95 54H96V53H95ZM110 54H111V53H110ZM113 54H114V53H113ZM134 54H133L132 56H134ZM136 54H137V53H136ZM138 54H140V53L138 52ZM144 54H145V53H144ZM205 54H206V53H205ZM205 54H203V56H205ZM221 54H222V53H221ZM228 54H229V53H228ZM228 54H227V55H228ZM258 54H260V53H258ZM50 55H51V54H50ZM103 55H106V54H103ZM111 55H112V54H111ZM117 55H118V54H117ZM117 55H115V56H117ZM161 55H162V54H161ZM161 55H160V56H161ZM170 55H171V54H170ZM193 55H195V54H193ZM211 55H212V54H211ZM251 55H252V54H251ZM255 55H256L257 58H258L259 55H257V53H256ZM255 55H253V56H255ZM4 56H5V55H4ZM7 56H8V55H7ZM7 56H6V57H7ZM30 56L33 57V59L30 60V63H31V61L34 60V57H38V56H36V55L33 56V55H31V54H30ZM40 56L43 57V58L46 57V56L40 54L39 57H38L37 59H39ZM48 56H49V55H48ZM69 56H71V55H69ZM74 56H75V55H74ZM92 56H94V54H92ZM118 56H120V55H118ZM129 56H130V55H129ZM138 56H140V55H138ZM164 56H167V55H164ZM186 56H187V55H186ZM188 56H190V55H188ZM212 56H213V55H212ZM223 56H225V54H224ZM223 56H222V57H223ZM262 56H263V55H262ZM6 57H5V58H6ZM14 57H16V56L14 55ZM17 57H19V56H17ZM17 57H16V59H17ZM21 57H22V56H20L18 59H20ZM27 57H28V55H27ZM32 57H31V58H32ZM97 57H98V56H97ZM104 57H106V56H104ZM107 57H108V56H107ZM111 57H112V56H111ZM111 57H110V58H111ZM143 57H144V56H143ZM172 57H173L174 59H176L174 56H171V58H172ZM196 57H199V55H198V56L196 55ZM228 57L235 58V56L233 57L232 54H231V56H228ZM228 57H225V58H227L226 60H229ZM246 57H248V56H246ZM246 57H245V59H246ZM250 57H252V56H250ZM5 58H3L5 64H3V62H2V67L0 66V74L3 75V73H5V71H7V70H12L13 68H15V69L18 70V68H17L18 65L16 64V65H17L16 67L14 66L15 62L17 61V60L15 61V58H14V62H12V63H8V62H11V60L9 61V60H7V59H5ZM7 58H8V57H7ZM31 58H30V59H31ZM48 58H50V56L47 57V59H48ZM51 58L53 59L52 56H51ZM51 58H50V59H51ZM68 58H70V57H68ZM75 58H77V57H75ZM114 58H115V57H113V59H114ZM118 58H119V57H118ZM128 58H130V57H128ZM136 58H137V57H136ZM136 58H135V59H136ZM156 58H157V57H156ZM168 58H169V57H168ZM182 58H183V56H182ZM190 58H191V57H190ZM192 58H193V57H192ZM192 58H191V59H192ZM212 58H213V57H212ZM219 58H220V57H219ZM3 59H1V60L3 61ZM9 59H11V56H10ZM37 59H36V60H37ZM59 59H58V60H59ZM66 59H67V58H66ZM95 59L97 60L98 58H95ZM120 59H121V56H120ZM132 59H133V58H132ZM159 59H160V58H159ZM194 59H195V58H194ZM194 59H192V61H193ZM221 59H222V58H221ZM235 59H236V58H235ZM239 59H240V57H239V58L237 57V61H238ZM242 59H244V58L242 57L241 60H242ZM253 59H255V58H253ZM263 59H264V57H263ZM5 60H6V61H5ZM27 60H28V59H27ZM27 60H26V61H27ZM43 60H44V59H43ZM53 60H55V58H54ZM53 60H52V61H53ZM58 60H56L55 62H57ZM72 60H73V59H72ZM105 60L108 61V59H106V58H105ZM123 60H124V59H123ZM127 60H128V59H127ZM162 60H163V59H162ZM181 60H182V59H181ZM202 60H203V59H202ZM209 60H210V58H209ZM241 60H239V61H241ZM261 60H262V58H261ZM26 61H25V63H26ZM39 61H40V60H39ZM50 61H51V60H50ZM73 61H74V60H73ZM99 61H100V60L98 59L97 62H99ZM110 61H111V63H112V60L109 59V63H110ZM132 61H133V60H132ZM176 61H177V63H176V65H177V64H178V60L176 59ZM176 61H174V63H175ZM195 61H196V59H195ZM199 61H200V60H199ZM231 61H233V60H231ZM248 61H249V60H248ZM250 61H251V58H250ZM252 61H254V60H252ZM252 61H251V62H252ZM43 62H44V61H43ZM43 62H42V63H43ZM46 62H47V61H46ZM60 62H62V61H60ZM74 62H75V61H74ZM74 62H73V63H74ZM79 62H80V61H79ZM117 62H118V61H117ZM121 62H122V61H121ZM124 62H125V61H124ZM126 62H127V61H126ZM126 62H125V63H126ZM136 62L138 63L139 61L137 60ZM182 62H183V61H182ZM205 62H206V61H205ZM209 62H210V61H209ZM213 62H214V61H213ZM217 62H218V61H217ZM227 62H228V61H227ZM233 62H235V61H233ZM243 62H244V61H243ZM245 62H247V61H245ZM254 62H257L256 59H255ZM259 62H260V60H259ZM263 62H264V60H263ZM263 62H261L260 64H262ZM6 63H8V64L6 65ZM16 63H17V62H16ZM23 63H24V62H23ZM23 63H22V64H23ZM28 63H29V61H28ZM30 63H29V65H30ZM32 63H33V62H32ZM32 63H31V64H32ZM35 63H36V65H37L38 61H37V62H34V66H36ZM44 63H45V62H44ZM63 63H64V62H63ZM75 63L77 64V62H75ZM90 63H91V62L89 61L87 64H90ZM99 63H100V62H99ZM111 63L108 64V65H111ZM119 63H120V62H119ZM130 63H132V62H130ZM156 63H157V62H156ZM195 63H196V62H195ZM197 63H198V62H197ZM247 63H248V62H247ZM0 64H1V63H0ZM20 64H21V63H20ZM20 64H19V66H20ZM40 64H41V63H40ZM53 64H54V63H53ZM57 64H58V63H57ZM57 64H56V66H59V65H57ZM65 64H66V63H64V65H65ZM68 64H69V62H68ZM68 64H67V65H68ZM91 64H92V63H91ZM127 64H128V63H127ZM138 64H139V63H138ZM138 64H137V65H138ZM182 64H183V63H182ZM182 64L180 63V65H182ZM207 64H208V63H207ZM252 64H254V63H252ZM4 65H5V66H4ZM24 65H25V64H24ZM38 65H39V63H38ZM64 65H63V66H64ZM77 65H78V64H77ZM99 65H100V64H99ZM104 65H106V64H104ZM115 65H116V64H115ZM132 65H133V64H132ZM139 65H140V64H139ZM149 65H150V64H149ZM196 65H197V64H196ZM202 65H203V64H202ZM210 65H211V64H210ZM216 65H217V64H216ZM219 65H221V64L219 63ZM226 65H227V64H226ZM237 65H238V63H237ZM255 65H256V64H255ZM263 65H264V64H263ZM263 65H262V68H261L262 70H263ZM13 66H14V67H13ZM19 66H18V67H19ZM73 66H74V65H73ZM112 66H113V65H112ZM123 66L125 67L124 64H123ZM133 66H134V65H133ZM147 66H148V64H147ZM159 66H160V65H159ZM162 66H163V65H162ZM177 66H179V65H177ZM184 66H185V65H183V68L186 67V66H185V67H184ZM204 66H205V65H204ZM208 66H209V65H208ZM214 66H215V63H214ZM214 66H213V67H214ZM250 66H251V67H250ZM252 66H253V65H248V68L250 67V68L252 69V68H253ZM256 66H257V65H256ZM260 66H261V65H260ZM31 67H33V66H31ZM36 67H38V66H36ZM60 67H61V66H60ZM66 67H67V66H66ZM75 67H76V66H75ZM117 67H118V66H116L115 68H117ZM199 67H200V66H199ZM213 67H212V68H213ZM217 67H218V66H217ZM226 67H227V66H226ZM229 67H230V66H229ZM237 67H238V66H237ZM239 67H240V66H239ZM28 68H29V66H28ZM34 68H35V67H34ZM40 68H42V66L39 67V68H35L34 70H35L36 72H38V71H40V70L43 69V68H42V69H40ZM58 68H59V67H58ZM100 68H101V67H100ZM103 68H104V67H103ZM115 68H114V69H115ZM131 68H132V66H131ZM131 68H129V69H131ZM171 68H172V67H171ZM187 68H188V67H187ZM205 68H206V67H205ZM215 68H216V67H215ZM218 68H219V67H218ZM218 68H217V69H218ZM233 68H234V67H233ZM258 68H259V67H258ZM31 69H32V68H31ZM38 69H40V70H38ZM77 69H78V68H77ZM77 69H75V70L78 71ZM111 69H112V68H111ZM117 69H119V68H117ZM135 69H136V68H135ZM151 69H152V68H151ZM155 69H156V68H155ZM174 69H175V67H174ZM202 69H203V67H202ZM219 69H220V68H219ZM221 69H222V68H221ZM226 69H228V68H226ZM226 69H225V70H226ZM259 69H260V68H259ZM259 69H258L257 72H256V69H255V67H254L253 70H252L251 72H256L257 75H256V74H255V75L258 76ZM32 70H33V69H32ZM68 70H69V69H68ZM80 70H81V68H80ZM101 70H102V69H101ZM108 70H109V68H108ZM125 70H127V69L125 68ZM146 70H147V69H146ZM152 70H153V69H152ZM156 70H157V69H156ZM160 70H161V69H160ZM184 70H185V69H184ZM197 70H198V69H197ZM203 70H204V69H203ZM223 70H224V69H223ZM238 70H239V69H238ZM240 70H241V68H240ZM242 70H243V69H242ZM242 70H241V71H242ZM28 71H29V70H28ZM28 71H27V72H28ZM66 71H67V70H66ZM69 71H70V70H69ZM83 71H84V69H83ZM103 71H104V74H105V70H104V69H103ZM117 71H118V70H117ZM117 71H116V72H117ZM128 71H130V70H128ZM137 71H139V68H138ZM144 71H145V70H144ZM149 71H151V70H149ZM171 71H172V69H171ZM179 71H180V70H179ZM186 71H187V70H186ZM205 71H206V70H205ZM232 71H233V69H232ZM232 71H231V72H232ZM234 71H235V70H234ZM9 72H10V71H9ZM11 72H12V71H11ZM29 72H30V71H29ZM41 72H42V71H41ZM98 72H99V70H98ZM98 72H96V73H98ZM107 72H108V71H107ZM112 72H113V71H112ZM119 72H120V71H119ZM140 72H141V71H139V73H140ZM169 72H170V70H169ZM183 72H184V71H183ZM215 72H216V71H215ZM215 72H214V73H215ZM217 72H218V71H217ZM217 72H216V73H217ZM220 72H222V70H221V71L219 70V72H218L219 75L221 74ZM224 72H225V71H224ZM236 72H237V70L235 71V73H236ZM242 72H244V73H243L244 76H243V75H242V76L244 77L243 80H246L245 83L248 85V86H247L248 89L251 90V88L253 87V89H252L253 91H251L252 93H250V91L245 92V90L242 89V90H244V92H243L242 95L247 94V96H242V95H241V97H240V96L237 95V98L234 97L235 99L232 97V98L234 99V103H235V101H237V100H238V101H241L242 97H243V98L246 97V99L249 97V100H250V96L255 97L256 94L258 95L257 97H260V99L262 100V98H264V95H262V94H263L262 91H263V88H264V87H263V86H264V81H263L264 79L261 81V82H263V83L261 84V86H256V87H260V90H259L258 88H255V86H252L251 84H249L248 81H247V79H245V72H246V70L244 69ZM247 72H248V71H247ZM6 73H7V72H6ZM31 73H32V72H31ZM70 73H71V72H70ZM78 73H79V71H78ZM90 73H91V72H90ZM102 73H103V72H102ZM132 73H133V72H132ZM142 73H143V72H142ZM174 73H175V72H174ZM201 73H202V72H201ZM206 73H207V72H206ZM225 73H227V72H225ZM225 73H224V74H225ZM233 73H234V72H233ZM249 73H250V72H249ZM262 73H263V72H262ZM11 74H13V73H11ZM16 74H18L17 77L19 78V79L17 78V81H19V82L21 83V81H20V80H21V78H20L21 76H19V73H17V71H16ZM25 74H26V73H25ZM28 74H29V73H28ZM65 74H66V73L64 72V75H65ZM81 74H82V73H81ZM106 74H107V73H106ZM119 74H120V73H119ZM136 74H137V73H136ZM136 74H135V75H136ZM150 74H151V73H150ZM162 74H163V73H162ZM168 74H170V73H168ZM180 74H181V73H180ZM183 74H184V73H183ZM191 74H192V73H191ZM194 74L196 75L197 73L194 72ZM208 74H209V73H207V76H209ZM210 74H212V73H210ZM222 74H223V73H222ZM222 74H221V75H222ZM228 74H229V71H228ZM236 74L239 75L240 73H239V74L236 73ZM259 74L261 75V71L259 72ZM2 75H1V77H2ZM13 75H14V74H13ZM13 75H12V76H13ZM26 75H27V74H26ZM30 75H31V74H30ZM33 75H34V74H33ZM39 75H40V73H39ZM53 75H54V74H53ZM74 75H75V74H74ZM76 75H77V74H76ZM89 75H90V74H89ZM94 75H95V74H94ZM100 75H101V74H100ZM143 75H144V73H143ZM157 75H158V74H157ZM164 75H165V76L167 75L166 72H165ZM178 75H179V74H178ZM203 75H204V72H203ZM231 75L233 76V74H231ZM237 75H236V76H237ZM240 75H241V74H240ZM240 75H239V76H240ZM246 75H248V73H247ZM260 75H259V76H260ZM35 76H36V75H35ZM54 76H55V75H54ZM66 76H67V75H66ZM72 76H73V75H72ZM72 76H71V77H72ZM97 76H98V75H97ZM161 76H163V75H161ZM165 76H164V77H165ZM179 76H180V75H179ZM199 76H200V75H199ZM205 76H206V74H205ZM207 76H206V77H207ZM216 76H217V74H216ZM223 76H224V75H223ZM225 76H226V75H225ZM234 76H235V75H234ZM234 76H233V78H236V77H234ZM259 76L257 77V79L259 78ZM1 77H0V78H1ZM56 77H58V75H57ZM56 77H55V78H56ZM64 77H65V76H64ZM92 77H93V76H92ZM109 77H110V76H109ZM111 77H112V76H111ZM115 77H116V76H115ZM147 77H148V76H147ZM164 77H163V78H164ZM170 77H171V76H170ZM173 77H175V74H173ZM180 77L182 78V76H180ZM196 77H197V76H196ZM228 77H229V76H228ZM228 77H227V78H228ZM243 77H242V78H243ZM246 77H247V76H246ZM250 77H251V76H250ZM262 77H263V76H262ZM41 78H43V77H41ZM41 78H40V79H41ZM62 78H63V77H62ZM67 78H68V77H67ZM95 78H96V77H95ZM102 78H103V77H102ZM116 78H117V77H116ZM194 78H195V77H194ZM200 78H201V77H200ZM202 78H203V77H202ZM210 78H212V77H210ZM210 78H207V79H210ZM215 78H216V77H214L213 79H215ZM218 78H220V77L218 76ZM221 78H222V77H221ZM248 78H249V77H248ZM253 78H255V76H254V77L252 76V78H251L253 81H251V80H249V81L254 82V79H253ZM10 79H11V78H10ZM22 79H23V77H22ZM44 79H45V78H44ZM51 79H52V78H51ZM59 79H60V78H58L57 80H59ZM71 79H72V78H71ZM71 79H70V80H71ZM88 79H89V78H88ZM88 79H87V81H88ZM104 79H106V78H104ZM134 79H135V78H134ZM146 79H149V78H145V80H146ZM161 79H162V78H161ZM171 79H173V78H171ZM171 79L168 78V80H171ZM175 79H176V78H174V80H175ZM178 79H179V77H178ZM238 79H239V81H238ZM238 79H236L237 81L235 80L234 82H235V85H237V86H238V84H239L240 87H239L238 89L241 90V85H243V84L245 85V83H243V84L241 83V85H240V82H242V80L240 79V77H238ZM260 79H261V77H260ZM260 79H259V80H260ZM8 80H9V79H8ZM8 80H7V81H8ZM26 80H28V79H26ZM45 80H46V79H45ZM52 80H53V79H52ZM63 80H65V79H63ZM138 80H139V79H138ZM165 80H166V79H165ZM174 80H173L172 83H174ZM182 80H183V79H182ZM182 80H181V81H182ZM202 80H203V79H202ZM218 80L220 81V79H218ZM232 80H234V79L229 80V82L232 81ZM240 80H241V81H240ZM17 81H16V83H17ZM22 81H23V80H22ZM31 81H32V80H30V82H31ZM38 81H39V80H38ZM38 81H37V84H38ZM47 81L50 82L48 79H47ZM66 81H67V80H66ZM75 81H76V80H75ZM80 81H82V80H80ZM87 81H85V82L88 83L90 80H89L88 82H87ZM91 81H92V80H91ZM106 81H107V80H106ZM113 81H114V80H113ZM127 81H128V80H127ZM149 81H150V80H149ZM159 81H160V80H159ZM176 81H179V80H176ZM186 81H188V80H186ZM192 81H193V80H192ZM192 81H191V82H192ZM195 81H196V80L194 79V82H195ZM207 81L209 82V80H207ZM215 81L217 82V80H215ZM223 81H224V79H223ZM227 81H228V79H227ZM4 82H5V81H4ZM4 82H3V83H4ZM9 82H10V81H9ZM12 82H13V83H12ZM24 82H26V81H24ZM33 82H34V79H33ZM35 82H36V81H35ZM39 82H41V81H39ZM52 82H53V81H52ZM62 82H63V81H62ZM78 82H79V81H78ZM82 82H83V81H82ZM99 82H100V81H99ZM120 82H121V81H120ZM140 82L142 83V81H140ZM194 82H192V83L194 84ZM202 82H203V81H201V83H202ZM213 82H214V81H213ZM220 82H221V81H220ZM237 82H238V83H237ZM256 82L258 83V81H256ZM1 83H2V82H1ZM5 83H6V82H5ZM41 83H42V82H41ZM80 83H81V82H80ZM91 83H92V82H91ZM117 83H118V80H117ZM155 83H156V82H155ZM164 83H165V82H164ZM180 83H181V82H180ZM180 83H179V84H180ZM184 83H185V82H184ZM192 83H191V84H192ZM204 83H205V82H204ZM225 83H226V82H225ZM225 83L223 82V85H220V86H219V85H216L215 87L219 86V87H221V89H222V88H223L222 86H224L225 89H226V91H227L228 87H229L231 84H233V82H232V83L230 82L231 84H230L229 86L224 85ZM13 84H14V80H13V81L11 80V85H13ZM21 84H23V83H21ZM30 84H31V83H30ZM34 84H35V83H32V86H34L35 88H37L36 90H35V89H34V90L36 91V96H38V95L40 94L39 91H41L40 89H41V87H42L44 84H39V85H37V86H35ZM46 84H47V82H46ZM50 84H51V85H50ZM53 84H54V83H53ZM70 84H71V83H70ZM74 84H75V83H74ZM74 84H73V88H72V89H70L69 87H67L68 90H69V89H70V90H73L74 87H75ZM84 84H85V83H84ZM142 84H143V83H142ZM142 84H141V85H142ZM148 84H149V83H148ZM153 84H154V82H153ZM167 84H168V83H167ZM169 84H170V81H169ZM188 84H189V83H188ZM195 84H196V83H195ZM195 84H194V85H195ZM205 84H206V83H205ZM205 84H204V85H205ZM211 84L213 85V83H211ZM219 84H220V83H219ZM1 85H2V84H1ZM4 85H6V84H4ZM8 85H10V84H8ZM8 85H6V86L9 87ZM11 85H10V88H7V87L5 86V87L7 88V90L10 89V90L12 91V89H14L13 86H11ZM23 85H24V84H23ZM27 85H28V84H27ZM65 85H66V84H64V86H65ZM81 85H82V84H81ZM81 85H80V87H81ZM94 85H95V84H94ZM184 85H185V84H184ZM184 85H182V86H184ZM202 85H203V83H202ZM235 85H234V86H235ZM250 85H251L252 87H251ZM262 85H263V86H262ZM46 86H47V85H46ZM49 86L52 87V83H49ZM57 86H58V85H57ZM71 86H72V85H70V87H71ZM83 86H84V85H83ZM86 86H87V85H86ZM88 86H89V85H88ZM129 86H130V85H129ZM129 86H128V87H129ZM151 86H152V84H151ZM163 86H164V84H163ZM180 86H181V85H180ZM191 86H192V85H191ZM195 86H196V85H195ZM226 86H227V87H226ZM15 87H16V86H15ZM17 87H19V85H18ZM53 87H54V86H53ZM77 87H78V85H77ZM92 87H93V85H92ZM121 87H122V86H121ZM126 87H127V86H126ZM142 87H143V86H142ZM145 87H146V86H145ZM155 87H156V85H155ZM155 87H153L154 90H156ZM159 87H160V86H159ZM159 87H156V88H159ZM167 87H168V86H167ZM173 87H174V86H173ZM199 87H201V86H199ZM249 87H250V88H249ZM261 87H263V88H261ZM0 88H1V87H0ZM25 88H26V87H25ZM47 88H48V87H47ZM55 88H56V87H55ZM59 88H60V87H59ZM82 88H83V87H82ZM109 88H110V87H109ZM131 88H132V87H131ZM161 88H162V86H161ZM165 88H166V87H165ZM183 88H184V87H183ZM194 88H195V87H193V89H194ZM203 88H204V87H203ZM208 88H209V86H208ZM217 88H218V87H217ZM233 88H234V87H233ZM3 89H4V88H3ZM3 89H2V91H3L2 95H3L4 92L6 91L5 89H4V90H3ZM15 89H16V88H15ZM15 89H14V90H15ZM31 89H32V88H31ZM42 89H43V88H42ZM78 89H79V88H78ZM94 89H95V88H94ZM111 89H112V88H111ZM146 89H147V88H146ZM148 89H150V88H148ZM172 89H173V88H172ZM195 89H199V88H195ZM201 89H202V88H201ZM230 89H232V86H231ZM234 89H235V88H234ZM246 89H247V88H246ZM256 89H258V90L256 91ZM10 90L7 91V94H8V92H9ZM14 90H13V91H14ZM16 90H17V89H16ZM21 90H22V88H21ZM21 90H18V91H21ZM29 90H30V89H27V91H29ZM44 90H45V89H44ZM48 90H49V89H48ZM59 90H60V89H59ZM88 90H91V88H90V89H87L86 91H88ZM112 90H114V89H112ZM116 90H117V89H116ZM122 90H124V89L122 88ZM150 90H151V89H150ZM152 90H153V89H152ZM204 90H205V89H204ZM209 90H211V88H210ZM219 90H220V89H219ZM219 90L216 91V88H215L214 95H215L216 92L218 93ZM222 90H223V89H222ZM222 90H221V91H222ZM261 90H262V91H261ZM0 91H1V90H0ZM11 91H10V92H11ZM13 91L11 92L12 94L14 93ZM24 91H25V90H24ZM35 91H34V92H35ZM50 91H51V89H50ZM56 91H57V90H56ZM74 91H75V90H74ZM77 91H78V90H77ZM84 91H85V90H84ZM133 91H134V90H133ZM145 91H146V90H145ZM147 91H148V90H147ZM157 91H158V90H157ZM167 91H168V89H167ZM175 91H176V90H175ZM177 91H178V90H177ZM180 91H181V90H180ZM184 91H186V90H184ZM191 91H192V90H191ZM198 91H199V90H197V92H198ZM223 91H224V90H223ZM223 91H222V93H225V92H223ZM230 91H232V90H230ZM230 91H229V92H230ZM238 91H239V90H238ZM259 91H260V92H259ZM10 92H9V93H10ZM43 92H44V91H43ZM53 92H54V91H53ZM57 92H58V91H57ZM61 92H62V91H61ZM65 92L67 93V91H65ZM69 92H70V91H69ZM69 92H68V93H69ZM88 92H89V91H88ZM124 92H125V91H123V93H124ZM159 92H160V91H159ZM187 92H189V91H187ZM197 92H196V93H197ZM199 92H200V91H199ZM206 92H207V95H208L209 97L213 96V93H211L212 91L209 92V93H211V94H208V91H207V89H206ZM206 92H205V93H206ZM219 92H220V91H219ZM234 92H235V90H234ZM236 92H237V91H236ZM15 93H16V92H15ZM24 93H25V92H23L22 95H24ZM62 93H64V92H62ZM81 93H83L82 90H81ZM95 93H96V92H95ZM97 93H98V92H97ZM113 93H114V92H112V95H113ZM130 93L132 94L133 92L131 91ZM155 93H156V92H155ZM164 93H166V92L164 91ZM191 93H192V92H191ZM191 93H190V94H191ZM200 93H201V95H202V91H201ZM203 93H204V92H203ZM205 93H204V94H205ZM220 93H221V92H220ZM231 93H232V95H235V93H233V92H231ZM238 93H239V92H238ZM240 93H242V92H240ZM253 93H255V94H253ZM261 93H262V94H261ZM7 94H5V95H7ZM42 94H43V93H42V91H41V95H42ZM51 94L53 95V93H51ZM71 94H72V92H71ZM86 94H87V93H86ZM124 94H125V93H124ZM153 94H154V92H153ZM180 94H181V93H180ZM188 94H189V93H187V95H188ZM190 94H189V95H190ZM204 94H203V95H204ZM225 94H226V93H225ZM236 94H237V93H236ZM250 94H251V95H250ZM14 95H15V94H14ZM16 95H17V93H16ZM41 95H40V97H41ZM49 95H50V94H49ZM54 95H55V94H54ZM69 95H70V94H69ZM72 95H73V94H72ZM128 95H129V94H128ZM140 95H143V93H142V94L140 93ZM171 95H173V94H171ZM178 95H179V94H178ZM178 95H176V96H178ZM199 95H200V94H199ZM210 95H211V96H210ZM227 95H228V94H227ZM239 95H240V94H239ZM248 95H249V96H248ZM260 95H261V96H260ZM18 96H19V94H18ZM27 96H28V95H27ZM63 96H64V95H63ZM78 96H79V94H78ZM113 96H114V95H113ZM134 96H135V94H134ZM134 96H133V97H134ZM158 96H159V95H158ZM166 96H167V94H166ZM168 96H169V98H171L170 95H168ZM174 96H175V95H174ZM176 96H175V97H176ZM194 96H195V95H194ZM208 96H205V95H204L205 98L208 97ZM221 96H223V97H220V95H219V98H220V99H219V98H217V99H216V98H214V99L210 98V99H212V100H214V101L217 100L218 102H221V101H222V102H223L222 104L225 105V106L220 107V109H218L219 106H217V105H219V103L217 102L218 104L216 103L217 105L215 104V106L211 103L212 105H211V106H208V109H207V107L205 106V105H206V103H205V105L203 106L204 109H203L202 106H201V109H202L201 112H203V111L206 112L207 110L209 111V110L211 109L210 107H212V106H214V108L216 107V108H215L216 111H217V109H218V110H221V108H224V107H225L224 109H225V110L227 109V111H229L230 109H232V108H233V107H232L233 105H232V106H229V105H230V102H232V101L230 100V98H228V96H227L228 99L225 98V97H224V94H223V95L221 94ZM230 96H231V94H230ZM262 96H263V97H262ZM0 97H1V95H0ZM3 97H4V96H3ZM15 97H16L15 99H17V96H15ZM25 97H26V95H25ZM25 97H24V98H25ZM29 97H31V96L29 95ZM50 97H51V96H50ZM56 97H57V96H56ZM61 97H62V94H61ZM69 97H70V96H69ZM95 97H96V96H95ZM123 97H124V96H123ZM128 97H129V96H128ZM133 97H132V98H133ZM182 97H183V96H182ZM204 97L202 96V98H204ZM253 97H251V99H252ZM257 97H256V98H257ZM11 98H12V97H11ZM21 98H22V97H21ZM32 98H35V97L32 96ZM32 98H29V99H32ZM37 98L40 100L39 97H37ZM37 98H36V99H37ZM41 98H42V97H41ZM52 98H53V97H52ZM62 98H64V97H62ZM67 98H68V96H67ZM89 98H90V97H89ZM138 98H140V96H139ZM163 98H164V97H163ZM183 98H184V97H183ZM186 98H187V97H186ZM186 98H185V99H186ZM188 98H189V100H188V99H187V100H185V99L183 100L184 102L186 101V102H185L186 104H187V102L191 101L190 99H192V98H193V100H195V99H196V96H195V98L192 97V96H191V97H188ZM205 98L203 99V100H204L203 102H207V101H208V100H205ZM222 98H223V99H222ZM224 98H225V99H224ZM232 98H231V99H232ZM239 98H240V99H239ZM256 98H255V100H256ZM22 99H23V98H22ZM47 99H48V98H47ZM47 99H46V102H47ZM49 99H51V98H49ZM49 99H48V100H49ZM53 99H54V98H53ZM58 99H59V98H58ZM58 99H57V100H58ZM68 99H69V98H68ZM110 99H111V98H110ZM122 99H123V98H122ZM129 99H130V98H129ZM143 99H145V97H144ZM165 99L167 100L168 98L166 97ZM181 99H182V98H181ZM233 99H232V100H233ZM236 99H237V100H236ZM253 99H254V98H253ZM253 99H252V100H253ZM7 100H8V99H7ZM41 100H42V99H41ZM93 100H94V99H92V101H93ZM97 100H98V99H97ZM97 100H96V101H97ZM125 100H126V97H125ZM136 100H137V99H136ZM140 100H142V99H140ZM151 100H152V99H151ZM159 100H160V98H159ZM161 100H162V98H161ZM161 100H160V102H161ZM172 100H173V99H172ZM212 100H209L208 102H210V101H212ZM219 100H220V101H219ZM227 100H228V101H227ZM242 100H243V99H242ZM261 100L258 99V102L260 103ZM10 101H13V100H10ZM27 101H28V100L25 99V100L22 102V101H20V99H19V103L21 102V105H23V106L27 103ZM33 101H34V99L32 100V103H34ZM35 101H37V100H35ZM44 101H45V99L42 101V103H44V105H45L46 103H45ZM53 101H55V100H53ZM88 101H89V100H88ZM120 101H121V100H120ZM128 101H129V100H128ZM168 101H169V100H168ZM168 101H167V102L165 101V103H167V104L171 103V101H170L169 103H168ZM176 101H177V100H176ZM179 101H180V100H179ZM229 101H230V102H229ZM238 101L236 102V104L238 103ZM3 102L5 103V101H3ZM37 102H39V101H37ZM94 102H95V101H94ZM94 102H93V103H94ZM98 102H100V101H98ZM140 102H141V101H140ZM192 102H193V101H192ZM196 102H197V100H196ZM201 102H202V101H201ZM208 102H207V104H209ZM225 102H229V104H228V103H225ZM247 102H248V100H247ZM247 102H246V105H247ZM262 102H263V101H262ZM262 102H261L260 104H262ZM28 103H29V102H28ZM50 103H51V101H50ZM50 103H49V104H50ZM55 103H56V102H55ZM66 103H67V102H66ZM115 103H117V102L115 101ZM118 103H119V102H118ZM126 103H127V102H126ZM129 103H130V102H129ZM138 103H139V102H138ZM150 103H152V102H150ZM156 103H157V102H156ZM175 103H176V102H175ZM175 103H174V101H173L171 104H172L173 106H174V105L176 106L178 103H177V104H175ZM185 103H184V104H185ZM232 103H233V102H232ZM232 103H231V104H232ZM234 103H233V104H234ZM250 103H251V102H250ZM250 103H249V107H248V108H247V106H246V108L248 109V111H250V109H249V108H250ZM254 103H256V102L254 101L253 104H254ZM5 104H7V101H6ZM34 104H35V103H34ZM51 104H52V103H51ZM57 104H58V103H57ZM62 104H63V103H62ZM127 104H128V103H127ZM130 104H131V103H130ZM136 104H137V103H136ZM154 104H155V103H154ZM186 104H185V105H186ZM198 104H200V103H198ZM198 104H197V105H198ZM236 104H235V105H236ZM238 104H239V103H238ZM238 104H237V105H238ZM244 104H245V102H244ZM244 104H243V106H244ZM253 104H252V105H253ZM263 104H264V103H263ZM263 104H262V106H264ZM2 105H3V104H2ZM13 105H15V104H13ZM13 105H12V102H11V103H8L6 106L4 105V107L6 108V109H4V110H10V108H12L11 111H13V110H14V107H12ZM28 105H29L30 107L32 106V105H30V104H28ZM40 105H41V104H40ZM42 105H43V104H42ZM42 105H41V106H42ZM47 105H48V104H47ZM58 105H59V104H58ZM58 105H57V106H58ZM97 105H98V104H97ZM113 105H114V104H113ZM125 105H126V104H125ZM125 105H124V106H125ZM142 105H143V104H142ZM151 105H152V104H151ZM157 105H158V104H157ZM161 105H163V104H161ZM165 105H166V104H165ZM169 105H170V104H169ZM178 105H179V104H178ZM188 105H189V104H188ZM188 105H187V108H189ZM192 105H193V104H192ZM192 105L190 106V108L193 107ZM197 105H196V107H197ZM200 105H202V104H200ZM209 105H210V104H209ZM240 105H241V104H240ZM257 105H258V104H257ZM19 106H20V105H19ZM25 106H26V105H25ZM36 106H37L36 108L40 109V107H38V103L36 104ZM52 106H53V105H52ZM52 106H51V107H52ZM71 106H72V104H71ZM71 106H70V107H71ZM75 106H76V105H75ZM116 106H117V105H116ZM152 106H153V105H152ZM159 106H160V105H159ZM179 106H181V104H180ZM220 106H221V104H220ZM228 106H229V107H228ZM243 106H242V107H243ZM254 106H255V109H257L256 104H254ZM262 106H261V108H258V110L261 111L262 109H264V107H262ZM34 107H35V105H34ZM48 107H49V106H48ZM53 107H54V106H53ZM55 107H56V106H55ZM59 107H60V106H59ZM77 107H78V106H77ZM121 107H122V106H121ZM125 107H126V106H125ZM128 107H129V106H128ZM145 107H146V106H145ZM153 107H154V106H153ZM163 107H164V106H163ZM169 107H170V106H169ZM227 107H228V108L232 107V108H230V109L228 110ZM234 107H235V106H234ZM239 107H241V106H239ZM239 107H238L237 109H240ZM251 107L253 108V106H251ZM15 108H16V107H15ZM43 108H44V106H43ZM45 108H46V106H45ZM45 108H44V109H45ZM99 108H100V106H99ZM114 108H115V106H114ZM119 108H120V107H118L117 110H118ZM159 108H160V107H158V109H159ZM164 108H165V107H164ZM171 108H172V107H171ZM183 108H184V107H183ZM197 108H198V107H197ZM1 109H2V111H3V108H2V107H1ZM1 109H0V111H1ZM24 109H25L26 112L28 113L27 108H23V110H24ZM41 109H42V108H41ZM41 109H40V110H41ZM108 109H109V108H108ZM111 109H112V107H111ZM111 109H110V110H111ZM126 109L128 110L129 108H126ZM132 109H133V108H132ZM135 109H136V108H135ZM139 109H140V108H139ZM139 109H137V110H139ZM142 109H143V108H142ZM151 109H153V108L151 107ZM160 109H161V108H160ZM166 109H168V108L166 107ZM174 109H175V108H174ZM181 109H182V108H181ZM199 109H200V108H199ZM201 109H200V110H201ZM235 109H236V107H235ZM235 109H234V110H235ZM247 109H246V111H243L244 109H241V113H242V115H245L244 112L248 113V112H247ZM16 110H17V109H16ZM28 110H31V109L28 108ZM32 110H33V108H32ZM32 110H31V112H32ZM42 110H43V109H42ZM112 110H113V109H112ZM119 110H120V109H119ZM119 110H118V111H119ZM122 110H123V109H122ZM133 110H134V109H133ZM162 110H163V109H162ZM162 110H160V111L162 112ZM168 110H169V109H168ZM171 110H172V109H171ZM175 110H176V109H175ZM175 110H172V111L176 112ZM177 110H178V109H177ZM191 110L194 111L195 109H191ZM211 110H213V109H211ZM234 110H232V111H234ZM253 110H254V109H253ZM258 110H257V112L259 113L260 111H258ZM14 111H15V110H14ZM36 111H37V110H36ZM38 111H39V110H38ZM46 111H47V110H46ZM48 111H51V110H48ZM56 111H57V108H56ZM142 111H143V110H142ZM144 111H146V109H145ZM144 111H143V112H144ZM148 111H149V109H148ZM164 111H165V110H164ZM164 111L162 112V114L164 113ZM178 111H179V110H178ZM181 111H182V110H181ZM181 111H179V112H181ZM216 111H215V112H216ZM232 111L230 110L229 113H228V115H229V116H233V119H234V117H236V116H235V115H236L235 113H238V115H237L238 117H236L235 119H239V117H241V116H239V115H241V114L239 113L240 111H239V112L237 111V112H234V113H233ZM235 111H236V110H235ZM5 112H8V111H4L3 113H5ZM33 112H35V111H33ZM113 112H115V111H113ZM113 112H112V113H113ZM126 112H127V111H126ZM130 112H131V111H130ZM130 112H129V113H130ZM134 112H135V111H134ZM134 112H133V113H134ZM152 112H153V111L149 112V115H150V114L152 115ZM168 112H169V111H168ZM168 112L165 113V115H166V114H167V115H170V114H171V113H168ZM190 112H191V111H190ZM204 112H203V113H204ZM221 112H222V114L220 115ZM221 112H220V113H219V112H218V113L216 112L217 115L215 114V115H216L215 117H218V119H219V117H220V121L223 123L222 120H223L224 118H225V120H227V118H228L229 116H228V115L226 116L227 112L225 113V112L223 111V109L221 110ZM230 112H231V113H230ZM251 112H252V110H251ZM257 112L254 111V114L257 113ZM22 113H23V112H22ZM38 113H39V112H38ZM92 113H93V112H92ZM123 113H124V112H123ZM135 113L137 114V111H136ZM144 113H145V112H144ZM156 113H157V112H156ZM156 113H155V115H156ZM182 113H183V112H182ZM182 113H181L180 115L183 116ZM224 113H225V114H224ZM232 113H233V114H232ZM243 113H244V114H243ZM249 113H250V112H249ZM249 113H248L247 115H249ZM258 113H257V114H258ZM260 113H264V111H263V112H260ZM10 114H12V113H10ZM10 114H9V115H10ZM39 114H42V113H39ZM50 114H51V113H50ZM108 114H109V113H108ZM108 114H107V116H108ZM138 114H139V113H138ZM146 114H148V113H146ZM158 114H160V113H157V115H158ZM176 114H177V113H176ZM176 114H173V117H174V115L176 116ZM186 114H187V113H186ZM186 114H185V115H186ZM195 114H196V113H195ZM198 114H200V113H198ZM201 114H202V113H201ZM201 114H200V116L198 115L199 118L201 117ZM207 114H208V113H207ZM213 114H214V113H212V115H213ZM223 114H224L226 117H225V116L223 117ZM230 114H232V115H230ZM250 114H252V113H250ZM254 114H253V116H254ZM0 115H1V112H0ZM12 115H13V114H12ZM14 115H16V114H14ZM18 115H19V114H17V116H18ZM20 115H21V113H20ZM23 115L25 116V113H24ZM28 115H29V114H28ZM31 115H32V114H31ZM33 115H36V114H33ZM103 115H104V114H103ZM116 115H119V114L117 113ZM125 115H126V114H125ZM140 115H141V114H140ZM153 115H154V113H153ZM208 115L210 116V113H209ZM212 115H211V116H212ZM17 116H16V117H17ZM40 116H41V115H40ZM110 116H111V114H110ZM114 116H115V115H114ZM122 116H123V115H122ZM136 116H138L139 119H140V117H141V116H139V115H136ZM142 116H143V115H142ZM145 116H146V115H145ZM159 116H160V115H159ZM182 116H181V117H182ZM186 116L189 117L188 114H187ZM190 116H191V115H190ZM194 116H195L194 118H196V115H194ZM198 116H197V118H198ZM253 116H252V117H253ZM260 116H261V115H260ZM14 117H15V116H14ZM21 117H22V115H21ZM36 117H37V118H40V117H38V116H36ZM45 117H46V116H45ZM96 117H97V116H96ZM119 117H120V115H119ZM119 117H118V118H119ZM129 117H130V116H129ZM156 117H157V116H156ZM156 117L153 119L154 121H155ZM192 117H193V116H192ZM192 117H190V118L192 119ZM205 117H207V116H206L205 113H204V116H203L204 120H208V117H207V119H206ZM212 117H213V116H212ZM212 117H210L209 119H211ZM221 117H223V119H222ZM249 117H250V116H249ZM0 118H1V117H0ZM47 118H48V117H47ZM111 118H112V117H111ZM111 118H110V119H111ZM122 118H123V117H122ZM122 118H121L120 120H122ZM125 118H126V117H125ZM127 118H128V117H127ZM131 118H132V117H131ZM133 118H134V117H133ZM135 118H136V117H135ZM143 118H144V117H143ZM146 118H147V120H148V117H146ZM152 118H153V117H152ZM160 118H161V119H164L165 116H164V118H162V117H160ZM160 118H159V119H160ZM169 118H170V117H169ZM174 118H175V117H174ZM203 118H201V119H203ZM19 119H20V118H19ZM23 119H24V117H23ZM26 119H28V118H26ZM26 119H25V120H26ZM43 119H44V118H43ZM101 119H102V118H101ZM108 119H109V118H108ZM110 119H109V120H110ZM123 119H124V118H123ZM128 119H129V118H128ZM149 119H151V117H150ZM159 119H156V121L159 122ZM170 119H171V118H170ZM170 119L165 118V120H166L167 122H168V120H170ZM172 119H173V118H172ZM182 119H183V118H179V115H178V118H176V122L179 123L180 126L183 127L184 125L182 124V123H183ZM185 119H186V118L184 117L183 120H185ZM191 119H190V120H191ZM201 119H199V120H201ZM218 119H217V120H218ZM228 119H230V121H231V118H228ZM240 119H241V120H240ZM240 119H239V120H236L237 123H236L233 127L231 126L232 128L230 127L231 130H227V131H225V132L227 133V134H225V136H223V134L221 133V137H220V140H219V145H220L221 151H220V153L217 154L216 158L214 157L215 159H211V160H210V158L208 157V155H210L211 153L207 155V152H208L207 150L210 148V147H209V146H210V143H209V142L211 141L210 139H212L213 137H215V136L211 135V137H212V136H213V137H212V138L208 137V138H209V142H208L206 145L204 144V145H205L204 148L202 149V148L200 147V148H201V150H200L201 153L198 154V150H197V152H196V153L198 154V156H197L195 153H193V154H195L197 157L194 155L195 158H194V159L191 158V159H193L192 161H189V162H188V160L183 159V160H185V162H184L183 160H180V157H178L179 160H176L177 162H176V163L174 162L173 165H169L168 163H166V164H168V165L166 166L167 168L163 165L165 168H163V166H162V169L159 168L160 170H157L156 168H154V169H151V171H148V172H150V176H151L152 179H153V181H150L151 184L148 183V186L146 185L147 182H146V183L144 182L145 179H146L147 177H146L145 173L143 174V172H141V171H142L141 168L139 169L141 173H140V172L137 173V172L135 171L136 173L134 174V176L132 175L133 172H131V167H132V166H135V165L137 164V162H136V164H134V165H132V166H131V165L129 166V165L126 164L125 162H122V163H125L126 165H123V164L121 165V164H120V161H121V160L118 162V163L120 164L121 167H120L118 164H117V165L122 169V172H127L126 175H125V173L122 174L123 176H125V179H128V178H129L128 174H130V173H132V174L130 175V178H129V179H131V180H129V179H128V180L123 179V180H124V181H123L122 178L120 179V178L116 177L117 179L115 178V179H116L115 182H114V180H113V182H112L113 184H112L111 187H109V189H108L106 186H105L106 188H104V187H103V183L101 184V186H102L103 189H104V193L106 194V195H105L106 197H107V195L110 196V197H111V195H112V196L115 195V194H113L115 191H116V192H118V191L120 192V193L118 194V197H117V196H116V197L118 198V199H117L118 202H119V203L121 202V204H122L121 207L123 206V208H122V210L120 209L121 211H119V212L116 211V209L113 210L112 212H113V213H114V212H115V213H118V215L123 216L122 218H120V217L117 216L119 219H122V220H123V219L125 218L124 216H126V215H131L130 213L133 211L134 207H136V209H137V208H140V206H141V207H144V206H146V205L148 204L147 206L151 209V212H150V213H152V215H150V217L148 218L149 220H148L147 218H145V219H147L146 222H145V220H144V221H142L143 224H141L142 222L140 221L141 223L139 222V224H141V225H137V226H135V228L132 229V232H131V235H132V236H131V238H132V237L135 238V237H137L138 235H141V233H143V232L146 233V232H148V231H152V232H148L147 234L155 232V231H153V228L156 227V226H155V221H156V219H159V218H162V219H163V217H164V220L167 219L166 217H167L168 215H167L166 217H165V215H164L165 209H163V208H165V207L160 208V207L157 205V203H156V199H157V198H156V192H157V189H159L158 191H160V188H161V189L163 188L164 191H165V189H167V188H172V187H175L174 190L176 191V193L179 192V191H181V190H182V187H180L179 185H184V183H182V182H180V183H182V184L176 183V184H179L178 186H173V184H174V183H173V184H171L172 186H169V183L172 182L173 179H172L170 182L168 181V180H170L171 178H173L175 175H177L178 173H179V174H178L177 176L180 175V177H184L183 179H185V180H184L185 182L187 181V185H188V182H193V181H195V182H193L194 186H193V184H192L193 187L191 186L190 183H189L190 186H191L190 188H188L189 186H186L188 189H186V188L184 187L186 190H184V189H183V190L186 191L188 195H189V193H190V195H192L191 193H195V194H196V193H198V192H203V193H205V194H207V195L210 196L212 193H215L216 191H217V193H218V191H219V186H221L222 184H224V183H221V182H220V184H221V185H220L219 182H218V180H217V179H219V178L222 176L221 173H222L223 171H226V170H223V171H222V170L220 169V167L218 166L222 161L225 160V162H226V160L229 159V158H230L231 161H234V160H232L233 158H231V157H236V158H238V161H237V163H236L235 165H234V164H230V162H228V164H229V165H232V166H231V167H228V166H227V171H228V172H226V173H227V174H230V179H229V177H228V180H227L226 182L224 181V182H225V185L228 186V187H226L227 190H228L229 186H233V187H234V186L238 185L239 183H241L240 180H245V179H246V178L243 179L244 176L246 177V176H248L249 173L251 174V171L248 170V167H247L248 165H247V166L245 165L246 161H250V162H251V161L257 160L258 158H263V161H264V134H263V133H264V132H263V131H264V116H261L260 119H258V120H259V124H258L259 126H257L258 130H257V128H256V130H257V134L255 133L256 135H255L254 133H253V134H251V133L249 134L250 131H251V132L253 131V129L250 127V126H251L250 123H249L247 120H242V118H240ZM243 119H244V117H243ZM1 120L4 121L3 119H1ZM1 120H0V121H1ZM11 120H12V119H11ZM15 120H16V118H15ZM74 120H75V119H74ZM113 120H114V119H113ZM116 120H117V119H116ZM126 120H127V119H126ZM130 120H131V119H130ZM140 120H141V119H140ZM180 120H181L182 122H181ZM195 120H196V119H195ZM204 120H203V121H204ZM215 120H216V118H215ZM17 121H19V120H17ZM20 121H21V119H20ZM29 121H30V120H29ZM37 121H38V120H37ZM103 121H104V120H103ZM124 121H125V120H124ZM131 121H133V120H131ZM141 121H145V120H141ZM162 121H163V120H162ZM178 121H179V122H178ZM186 121H187V120H186ZM203 121H200V122H203ZM210 121H211V120H210ZM220 121L218 120V123H219ZM4 122H5V121H4ZM13 122H14V121H13ZM22 122H23V121H22ZM108 122H110V121H108ZM112 122H113V121H112ZM118 122H120L119 119H118ZM118 122H117V124H119ZM122 122H123V121H122ZM128 122H129V121H128ZM160 122H161V120H160ZM170 122H174V121L171 120V121H169L168 123L170 124ZM192 122L194 123L195 121L192 120L191 123H192ZM208 122H209V121H208ZM221 122H220V123H221ZM225 122H226V121H225ZM1 123H2V122H1ZM14 123H15V122H14ZM19 123H20V122H19ZM24 123H25V122H24ZM30 123H31V122H29V123L27 122V124H30ZM41 123H42V121H41ZM70 123H71V122H70ZM97 123H98V121H97ZM113 123H114V122H113ZM120 123H121V122H120ZM129 123H131V122H129ZM129 123H128V124H129ZM133 123H135V121H134ZM142 123H143V122H142ZM145 123H146V122H145ZM148 123L150 124V121H149ZM163 123H164V122H163ZM163 123H161V124L163 125ZM191 123H187V124H191ZM193 123H192V124H193ZM205 123H206V121H205ZM2 124H3V123H2ZM7 124H8V123H6V125H7ZM21 124H22V123H21ZM32 124H35V123L33 122ZM39 124H40V123H39ZM80 124H81V123H80ZM94 124H95V123H94ZM110 124H112V123H110ZM126 124H127V123H126ZM140 124H141V123H140ZM140 124H139V125H140ZM161 124H160V126H161ZM181 124H182V125H181ZM184 124H185V123H184ZM203 124H204V122L201 123V125H203ZM206 124H207V123H206ZM252 124H253V122H252ZM256 124H257V123H256ZM14 125H15V124H14ZM30 125H31V124H30ZM52 125H53V123H52ZM65 125H66V124H65ZM76 125H77V124H76ZM76 125H75V126H76ZM102 125H103V124H102ZM105 125H106V124H104L103 126H105ZM132 125H133V124H132ZM132 125H131V126H132ZM164 125L167 126L166 123H164ZM170 125H171V124H170ZM174 125H175V124H174ZM197 125H198V124H197ZM218 125H219V124H218ZM223 125H224V124H223ZM254 125H255V124H254ZM25 126H28V125H26V123H25ZM33 126H35V125H33ZM48 126H49V125H48ZM91 126H93V125H91ZM95 126H96L97 128H98L99 126L101 127V123H99V126H97V125H95ZM118 126H119V125H118ZM121 126H125V125H122V123H121ZM133 126H134V125H133ZM136 126H137V123H136ZM136 126H135V127H136ZM140 126H141V125H140ZM142 126H143L144 129H146V128H145L146 125H145V127H144V125H142ZM147 126H148V125H147ZM154 126H158V125H155V123H154ZM189 126H190V125H188L187 128H190V129H191L190 131L188 130L189 133H190V132L193 131L194 125H192V127H189ZM2 127H3V126H2ZM2 127H1V132H2ZM17 127H18V126H17ZM70 127H71V126H70ZM79 127H81V126H79ZM82 127H83V126H82ZM89 127H90V126H89ZM112 127H114V125H113ZM115 127H116V126H115ZM125 127H126V126H125ZM125 127H123V130H124ZM149 127H150V126H149ZM151 127H152V126H151ZM151 127L149 128L150 130H151ZM199 127H200V126H199ZM33 128H34V127H33ZM62 128H63V126H62ZM84 128H85V127H84ZM107 128H108V127H107ZM117 128H118V127H117ZM117 128H116V129H117ZM127 128H128V127H127ZM132 128H133V127H132ZM139 128H140V127H139ZM139 128H138V129H139ZM143 128H142V129H143ZM155 128H156V127H155ZM155 128L153 127V130H154ZM166 128H167V127H166ZM171 128H172V127H171ZM171 128H169V129H171ZM176 128H177V127H176ZM176 128H174V129H176ZM224 128H225V127H224ZM250 128H251L252 130H250ZM253 128H254V127H253ZM19 129H20V128H19ZM28 129H29V130H33V129H31V128H28ZM50 129H51V127H50ZM91 129H92V128H91ZM98 129H100V128H98ZM102 129H103V128H102ZM113 129H114V128H113ZM116 129H114V130H116ZM128 129H129V128H128ZM136 129H137V128H136ZM136 129H134V130H136ZM140 129H141V128H140ZM149 129H148V130H149ZM160 129H161V128H160ZM160 129H159V130H160ZM163 129H165V128H163ZM163 129H162V131L160 130V132H159V130H157V129H156L155 131H156L157 133H159V134H160L159 136H161V137H163L162 135H164V137L167 136L165 139H169V138H171V136L169 137L168 135H171L172 133H171V134H170V133H167V132H168L167 129H166L167 132H166V131L164 132ZM169 129H168V130H169ZM174 129H173V130H174ZM177 129H179V128H177ZM177 129H176V131H177ZM182 129H183V128H182ZM194 129H195V128H194ZM199 129H200V128H199ZM3 130H4V129H3ZM10 130L12 131L11 128H10ZM51 130H52V129H51ZM63 130H64V129H63ZM70 130H71V129H70ZM100 130H101V129H100ZM100 130H99V131H100ZM103 130H104V131H107V129H103ZM103 130H102V131H103ZM114 130H113V131H114ZM118 130H119V129H118ZM146 130H147V129H146ZM180 130H181V129H180ZM220 130H222V129H220ZM248 130H250V131L248 132V134H249V135H252V136L250 137V139H247V140L245 139L246 142L242 143L241 147L243 146L242 148H244V147L246 148V147L248 146L247 148L249 149V151H245L247 148H246V149H245V148H244V149H242V148L240 149V148H239V150H236L237 147H236V149H235L236 151H235V150H232V148H231L232 145H234L235 143H238V142L240 143V142H241V141L238 140V139H239V138H238L239 134H240V136H241L242 133L245 134V133H246L245 131H248ZM6 131H8V130L6 129ZM53 131H54V129H53ZM68 131H69V130H68ZM75 131H76V129H75ZM84 131H85V130H84ZM92 131H93V130H92ZM108 131H109V129H108ZM111 131H112V130H111ZM113 131H112V132H113ZM129 131H130V130H129ZM151 131H152V130H151ZM155 131H154V132H155ZM185 131H186V130H185ZM196 131H197V128H196ZM196 131H194V132L196 133ZM4 132H5V131H4ZM4 132H3V134H4ZM13 132H14V131H13ZM30 132H31V131H30ZM34 132H35V131H34ZM80 132H81V131H80ZM109 132H110V131H109ZM112 132H110V133H112ZM115 132H117V131H115ZM122 132H124V131H121L120 134H121ZM126 132H127V131H126ZM126 132H125V133H126ZM130 132L132 133V132H134V131L132 130V131H130ZM138 132L140 133L141 131H138ZM149 132H150V131H149ZM162 132H164V133H162ZM180 132H181V131L178 130V133L176 132V136H179V137L181 138L182 135L185 134V133L182 134V133H180ZM186 132H187V131H186ZM194 132H193V133H194ZM202 132H203V131H202ZM210 132H211V131H210ZM215 132H216V131H215ZM221 132H222V131H221ZM225 132H224V133H225ZM254 132H255V131H254ZM35 133H36V132H35ZM35 133H34V134H35ZM76 133H77V132H76ZM82 133H83V132H82ZM103 133H104V132H103ZM110 133H109V134H110ZM125 133H122V137H123V136H124V137L126 136ZM150 133H152V134H150V135H151V136L153 135V137H154L155 134H153V132H150ZM161 133H162V134H161ZM166 133H167L168 135H166ZM179 133H180V134H179ZM193 133H192V135H193ZM218 133L220 134L219 131H218ZM7 134H8V132H7ZM12 134H13V133H12ZM23 134H24V133H23ZM26 134H27V133H26ZM31 134H32V133H31ZM39 134H40V133H39ZM55 134H56V133H55ZM59 134H62V133H59ZM77 134H78V133H77ZM95 134H96V133H95ZM100 134H102V133H100ZM104 134H105V133H104ZM106 134H108V132H106ZM106 134H105V135H106ZM112 134H114V133H112ZM116 134H117V133H116ZM120 134H119V136H120ZM124 134H125V135H124ZM177 134H178V135H177ZM196 134H197V133H196ZM198 134H199V133H198ZM216 134H217V132H216ZM219 134H217V135H218V136H216L217 138L219 137ZM248 134H247V135H248ZM29 135H30V134H29ZM52 135H53V134H52ZM56 135H57V134H56ZM78 135H79V134H78ZM84 135H85V134H84ZM98 135H99V134H98ZM105 135H104V137H106ZM110 135H111V134H110ZM114 135H115V134H114ZM140 135H141V134H139V136H140ZM144 135L147 137L149 134L146 135V133H144ZM157 135H158V134H157ZM180 135H181V136H180ZM189 135L192 136L191 134H189ZM189 135H188V137H190ZM249 135H248V136H249ZM253 135H254V136H253ZM5 136H6V135H5ZM9 136H10V135H8V137H9ZM11 136H12V135H11ZM14 136H15V135H14ZM33 136H34V135H33ZM36 136H37V135H36ZM38 136H39V135H38ZM38 136H37V137H38ZM89 136H90V133H89ZM100 136H101V135H100ZM112 136H113V135H112ZM115 136H116V135H115ZM115 136H114V137H115ZM128 136H129V134L127 135V137H128ZM136 136H138V134H136ZM136 136H135V132H134V137H135L136 139H138ZM145 136H143V137H145ZM172 136H173V135H172ZM186 136H187V134H186ZM209 136H210V135H209ZM2 137H3V135H2ZM63 137H65V136H63ZM75 137H76V136H74V138H75ZM82 137H83V135H82ZM86 137H88V136H86ZM95 137H97V136H95ZM98 137H99V136H98ZM98 137H97V140H98ZM124 137H123V138H124ZM129 137H130V136H129ZM129 137H128V138H129ZM164 137H163V138H164ZM183 137H184V135H183ZM183 137H182V138H183ZM193 137H194V136H193ZM216 137H215V139H216ZM241 137H242V136H241ZM241 137H240V140H241ZM4 138H5V137H4ZM14 138H15V137H14ZM43 138H44V137H43ZM53 138H54V137H53ZM67 138H68V140H69L71 137L68 136ZM80 138H81V137H80ZM83 138H84V137H83ZM83 138H82V139H83ZM108 138H109V137H108ZM185 138H186V137H185ZM190 138H191V137H190ZM190 138H189V139H190ZM200 138H201V137H200ZM204 138H205V140H204V142H205V141L207 140V139H206L207 137H204ZM204 138H201V140H203ZM246 138H247V137H246ZM252 138H253V139H252ZM6 139H7V138H6ZM10 139H11V137H10ZM22 139H23V138H22ZM22 139H21V140H22ZM51 139H52V137H51ZM54 139L56 140L57 138H54ZM60 139H61V137H60ZM84 139H85V138H84ZM84 139H83V140H84ZM89 139H91V138H89ZM102 139H103L102 141H104V140L106 141L105 138H102ZM140 139H141V137H140ZM140 139H139V141H140ZM146 139H149V141L152 140L151 138H148V137H147ZM146 139H145V141H146ZM150 139H151V140H150ZM155 139H156V141H157V137H156V136H155ZM171 139H172V138H171ZM171 139H169V140H171ZM173 139H174V138H173ZM189 139H188V141H187V138L185 139V140H186V143L189 142ZM192 139H193V138H192ZM15 140H16V139H15ZM17 140H18V139H17ZM36 140H37V139H36ZM58 140H59V139H58ZM58 140H57V141H58ZM76 140H77V139H76ZM99 140H100V139H99ZM117 140H118V139H117ZM132 140H133V139L130 137V141H131L132 143H131V142H127V145H126V144H123L122 146H126V147L128 146L129 148H128V147H127V148H128L129 151H130L131 146H133V145H137V144H134V142H133ZM142 140H143V138H142ZM158 140H159V141H160V140L162 141L161 138H160V139L158 138ZM169 140H168V141H169ZM183 140H184V139H183ZM185 140H184V141H185ZM237 140H238V141H237ZM245 140H243V141H245ZM7 141H9V140H7ZM71 141H72V140H71ZM71 141H70V142H71ZM88 141H89V140H88ZM111 141L114 142L115 140H114V141L111 140ZM137 141H138V140H137ZM190 141H191V140H190ZM192 141H193V140H192ZM194 141H195V140H194ZM15 142H16V141H15ZM18 142H19V141H18ZM38 142H40V140H39ZM38 142H37V143L34 142L35 145L38 144ZM50 142H51V141H50ZM52 142H55V141L53 140ZM52 142H51V143H52ZM68 142H69V141H68ZM70 142H69V143H70ZM72 142H73V141H72ZM97 142H99V141H97ZM97 142H96V144H97ZM100 142H101V140H100ZM106 142H107V141H106ZM112 142H109V143H112ZM142 142H143V141H142ZM142 142H141V143H142ZM146 142H148V141H146ZM152 142L155 143L154 140H152ZM157 142H158V141H157ZM211 142H213V141H211ZM215 142H216V141H215ZM9 143H10V142H9ZM9 143H8V144H9ZM24 143H25V142H24ZM44 143H45V142H44ZM51 143H50V144H51ZM55 143H56V142H55ZM64 143H66V140H64ZM69 143H67V144H69ZM74 143H75V142H74ZM103 143H104V142H103ZM114 143H115V142H114ZM114 143H113V146H114L113 148H114V149H110V150L113 152V154H114V156H112V158L117 157V156L120 154L121 157H119V156L117 157L118 159H120V158H122V154H121V152H119L120 150H119L118 152L115 150V148H116L117 146H115L116 144H114ZM129 143H130V145H131V144H132V145L129 146V145H128ZM168 143H170V144L167 145V147H163V149H164V148H168V147H169L170 149H172L171 147H176V146H179V147L181 146V147H182V146H183V141H182V140H179V138H177V137H176V140L174 139V140H172V142H168ZM171 143H172V144H171ZM184 143H185V142H184ZM186 143H185L184 145H187V147H190V148H191V145L189 146V144H186ZM198 143H199V142H197V143L194 142V144H192V145L194 146V145H196V144H198ZM200 143H201V142H200ZM200 143H199V144H200ZM254 143H255V144H254ZM1 144H2V143H1ZM40 144H41V143H40ZM62 144H63V143H62ZM96 144H94V145H96ZM99 144H101V143H99ZM157 144H158V143H157ZM162 144H164V142H163ZM166 144H167V141H166ZM166 144H164V145H166ZM181 144H182V145H181ZM211 144H212V143H211ZM214 144H215V143H214ZM216 144H217V143H216ZM216 144H215V145H216ZM248 144H249V145H248ZM250 144H252V145H254V146H252V145H250ZM13 145H14V144H13ZM27 145H28V144H27ZM80 145H81V144H80ZM94 145L92 144V146H93L94 149H95V146H94ZM104 145H105V144H104ZM104 145L102 144V146H104ZM141 145H143V144H141ZM149 145H150V143H149ZM15 146H16V145H15ZM31 146H32V145H31ZM42 146H43V148H44L45 145H42ZM57 146H59V145H57ZM65 146H66V145H65ZM73 146H74V145H73ZM82 146H83V145H82ZM99 146H101V145H99ZM99 146H98V147H99ZM105 146H106V145H105ZM109 146H111V144H109ZM137 146H138V145H137ZM137 146H136L135 148H137ZM139 146H140V145H139ZM139 146H138V147H139ZM144 146H145V145H144ZM150 146H151L150 148H153V145H150ZM157 146H158V145H157ZM162 146H163V145H162ZM162 146H161V147H162ZM211 146H214V145H211ZM217 146H218V145H217ZM217 146H215V147H216V150H217ZM238 146H239V145H238ZM34 147H35V146H34ZM74 147H75V146H74ZM88 147H89V146H88ZM119 147H120V149H124V150H125V148H126V147H125V148H121V146H119ZM119 147H118V148H119ZM145 147H146V146H145ZM161 147H160V149H161ZM185 147H186V146H185ZM233 147H234V146H233ZM10 148H11V147H10ZM39 148H40V147H39ZM49 148H50V147H49ZM52 148H53V147H52ZM54 148H55V147H54ZM56 148H57V147H56ZM62 148H64V147L62 146ZM69 148H70V147H69ZM89 148H90V147H89ZM89 148H88V149H89ZM96 148H97V147H96ZM99 148H100V147H99ZM99 148H98V149H99ZM102 148L106 151V149L109 148V147L107 146V148H104V147H102ZM102 148H101V149H102ZM111 148H112V146H111ZM127 148H126V150H127ZM135 148H134V150H132V152H134V151L137 152L138 149H135ZM142 148H143V147H142ZM147 148H149L148 145H147ZM150 148H149V149H150ZM156 148H157V147H156ZM156 148H155V149H156ZM158 148H159V147H158ZM192 148H193V147H192ZM220 148H219V149H220ZM251 148H253V149H251ZM5 149H6V148H5ZM8 149H9V148H8ZM35 149H37V148H35ZM35 149H34V150H35ZM88 149L85 148V151L88 150ZM91 149H92V148H91ZM98 149H96V150H98ZM132 149H133V148H132ZM139 149H141V148L139 147ZM145 149H146V148H145ZM160 149H158L157 151L161 152L162 150L160 151ZM173 149H177V148H173ZM173 149H172V151H173ZM181 149H182V148H181ZM186 149H187V148H186ZM186 149L184 148L183 151L181 150L182 153H184V151H185ZM219 149H218V150H219ZM2 150H3V149H2ZM10 150H11V149H10ZM12 150H13V149H12ZM31 150H32V149H31ZM37 150H38V149H37ZM41 150H42V147H41ZM50 150H51V148H50ZM69 150H71V149H69ZM92 150H93V149H92ZM99 150H100V149H99ZM114 150H115V151H114ZM150 150H151V149H150ZM195 150H196V149H195ZM7 151H9V150H7ZM20 151H21V150H20ZM26 151H27V150H26ZM26 151H25V152H26ZM42 151H43V150H42ZM47 151H48V150H47ZM55 151H57V150H55ZM82 151H83V149H82ZM108 151H109V150H108ZM111 151H110V153H111ZM141 151H142L143 155L141 156V158L139 157V159H141V160H142V159L144 160V158H145V160L149 159V162H150V160H151L149 157H150L151 155L153 156L154 153L156 152L155 150H152V151H151L152 154L149 155V154H150L149 152H145V151L143 152V150H141ZM163 151H164V150H163ZM165 151H166V149H165ZM170 151H171V150H170ZM186 151H187V150H186ZM186 151H185V152H186ZM34 152H35V151H34ZM48 152H49V151H48ZM52 152H53V151H52ZM73 152H76V151L74 150ZM92 152H94V151H92ZM99 152H100V154H102L103 150H102V152H101V151H98V153H99ZM114 152L119 153V154L117 155V154H115ZM132 152H131V153H132ZM153 152H154V153H153ZM179 152H180V151H179V149H178V153H179ZM192 152H193V151H192ZM210 152H211V151H210ZM23 153H24V152H23ZM26 153H28V152H26ZM76 153H77V152H76ZM76 153H75V154H76ZM78 153H79V152H78ZM80 153H81V152H80ZM80 153H79V154H80ZM87 153H89V151H87ZM96 153H97V152H96ZM98 153H97V154H98ZM106 153H107V152H105V154H106ZM124 153H125V152H124ZM126 153L129 154L127 151H126ZM134 153H135V152H134ZM134 153H132V154H134ZM161 153H163V152H161ZM169 153H170V152H169ZM178 153H177V154H178ZM182 153H181L180 155H182ZM186 153H188V152H186ZM0 154H1V153H0ZM3 154H4V152H3ZM12 154H14V153L12 152ZM17 154H18V153H17ZM21 154H22V152H21ZM21 154H20V156H23V154H22V155H21ZM48 154H49V153H48ZM50 154H51V153H50ZM50 154H49V155H50ZM53 154H54V153H53ZM56 154H57V152H56ZM81 154H82V153H81ZM83 154H84V151H83ZM105 154H104V155H105ZM170 154L173 155L172 153H170ZM175 154H176V153H175ZM184 154H185V153H184ZM27 155H28V154H27ZM31 155H32V154H31ZM59 155H60V154H59ZM84 155H85V154H84ZM106 155H108V154H106ZM115 155H117V156H115ZM124 155L126 156V154H124ZM140 155H141V154H140ZM214 155H215V154H214ZM37 156H38V154H37ZM50 156H52V155H50ZM55 156H56V155H55ZM60 156H61V155H60ZM76 156L78 157L79 155L77 154ZM87 156H88V155H86V156L83 157V158H86ZM95 156H96V155H95ZM101 156H102V155H101ZM101 156H100V157H101ZM128 156H132V155L129 154ZM134 156H135V154H134ZM134 156H133V157H134ZM155 156H156V155H155ZM161 156H162V155H160L159 157H161ZM164 156H165V153H164ZM166 156H167V155H166ZM184 156H185V155H184ZM184 156H183V157H184ZM186 156H187V155H186ZM186 156H185V157H186ZM192 156H193V155H192ZM211 156L213 157V155H211ZM1 157H2V156H1ZM7 157L9 158V154H8V153H7ZM24 157H25V156H24ZM41 157H43V156H41ZM58 157H59V156H58ZM64 157H65V156H64ZM64 157H61V158L64 159ZM72 157H73V156H72ZM81 157H82V156H80V158H81ZM90 157H91V155H90ZM92 157H93V156H92ZM147 157H148V158H147ZM156 157H157V156H156ZM181 157H182V156H181ZM187 157H188V156H187ZM4 158H5V156H4ZM11 158H12V157H11ZM16 158H18V157L16 156ZM20 158H21V157H20ZM44 158H45V156H44ZM47 158H48V157H47ZM70 158H71V156L69 157V159H70ZM94 158H95V157H94ZM98 158H99V157H98ZM105 158H106V157H105ZM112 158H111V159H112ZM128 158H129V157H128ZM130 158H131V157H130ZM130 158H129V159H130ZM152 158H153V157H152ZM161 158H162V157H161ZM161 158H160V159H161ZM188 158H189V157H188ZM208 158H209V159H208ZM18 159H19V158H18ZM27 159H30V158H28V156H27ZM35 159H36V158H35ZM39 159H41V158H38L37 160H39ZM45 159H46V158H45ZM48 159H49V158H48ZM65 159H66V158H65ZM67 159H68V158H67ZM69 159H68V160H69ZM71 159H72V158H71ZM74 159H75V157H74ZM91 159H92V158H91ZM91 159L89 160V158H88L89 161H91ZM111 159H110V161H112ZM118 159H117V160H118ZM134 159H135V157H134ZM137 159H138V158H137ZM155 159H156V158H155ZM160 159H156V160H160ZM1 160H2V159H1ZM15 160H16V159H15ZM24 160H25V159H24ZM49 160H51V159H49ZM58 160H59V159H58ZM72 160H73V159H72ZM80 160H81V159H80ZM80 160H79V161H80ZM85 160H87V159H85ZM85 160H84V161H85ZM95 160H96V161H94V159H93V162H98V161H100V160H102V159L100 158L98 161H97V159H95ZM123 160H124V159H123ZM143 160L141 161L142 163H143ZM145 160H144V163H146ZM209 160H210V161H209ZM4 161H5V160H4ZM4 161H3V162H4ZM11 161H12V160H10L9 162H11ZM26 161H27V160H26ZM28 161H29V160H28ZM59 161H61V160H59ZM59 161H58V162H59ZM65 161H66V160H65ZM69 161H70V160H69ZM69 161H68V163H70ZM73 161H74V160H73ZM79 161H78V162H79ZM82 161H83V159H82ZM137 161H138V160H137ZM151 161H152V160H151ZM153 161H155V160L153 159ZM153 161H152V163H153ZM208 161L211 162V163H214V164H212V166L209 165L210 168L208 167L207 169H206V168H205V169H204V168L202 169V166H203V165H204V167H206L205 165H206V163H208ZM235 161H236V160H235ZM257 161H258V160H257ZM261 161H262V159H261ZM3 162H2V163H3ZM14 162H15V161H14ZM16 162H17V161H16ZM30 162H33V161L31 160ZM55 162H56V161H55ZM58 162H57V163H58ZM114 162H115V161H114ZM128 162H129V161H128ZM133 162H135V161H133ZM141 162H138V163L140 164ZM147 162H148V161H147ZM149 162H148V163H149ZM258 162H259V161H258ZM18 163H19V162H18ZM34 163H35V162H34ZM39 163H40V162H39ZM43 163H45V161H44ZM50 163H52V161L49 162V163H47V164L50 165ZM61 163H62V162H61ZM75 163H76V162H75ZM82 163H84V162H82ZM89 163H91V162H89ZM100 163H102V165L105 166V167L107 168V169H106V170H107V173H108V171H109V167L112 166V165L114 164V163L111 164L110 162H108L109 164H111V165H109V167H108V165H106L107 163H105V161H104V158H103L102 161H100ZM144 163H143V164H144ZM150 163H151V162H150ZM150 163H149V164H150ZM154 163H156V162H154ZM223 163H224V162H223ZM23 164H24V163H23ZM36 164H37V163H36ZM36 164H35V166H36ZM73 164H74V162L72 163V165H73ZM77 164H78V163H77ZM87 164H88V163H87ZM87 164H86V165H87ZM91 164H92V166H91V165H90V166L93 167V165H94L95 163H94V164L91 163ZM158 164H159V166H161V165H160V162H159ZM161 164H164V163H161ZM247 164H249V163H247ZM254 164H255V163H254ZM261 164H262V162H261ZM8 165H9V164H8ZM37 165H38V164H37ZM53 165H54V164H53ZM53 165H52V167H53ZM65 165H66V163H65ZM69 165H71V164H69ZM96 165H97V164H96ZM99 165H101V164H99ZM115 165H116V163H115ZM144 165H145V164H144ZM199 165H202V166L200 167ZM213 165H214V166H213ZM221 165H222V163H221ZM26 166H27V165H26ZM35 166H34L35 169H36V168H39V167H35ZM38 166H39V165H38ZM57 166H58V165H57ZM59 166H60V165H59ZM63 166H64V165H63ZM80 166H81V165H80ZM97 166H98V165H97ZM97 166H96V169H97V171L99 170L97 173H99L100 170H101L102 168L100 169V167L98 166V167H99V169H98ZM103 166H102V167H103ZM141 166H142V165L140 164V167H141ZM145 166H146V165H145ZM170 166H171V167H170ZM223 166H225V163L223 164ZM263 166H264V165H263ZM7 167H9V166H7ZM10 167H11V166H10ZM28 167H29V166H28ZM30 167H33V165L30 166ZM50 167H51V166H50ZM50 167H49V168H50ZM52 167H51V168H52ZM74 167H75V166H74ZM78 167H79V166H78ZM146 167H147V166H146ZM146 167H145V168H146ZM251 167H252V166H251ZM1 168H2V166H1ZM1 168H0V169H1ZM19 168H21V167H19ZM44 168H45V167H44ZM70 168H72V167L69 166V169H70ZM115 168H116V167H115ZM132 168H133V167H132ZM135 168H136V167H134V169H135ZM157 168H158V167H157ZM3 169H4V168H3ZM3 169H2V170H3ZM5 169H6V168H5ZM11 169H12V167H11ZM14 169H15V165H14ZM16 169H17V168H16ZM21 169H22V168H21ZM40 169H43V168H39V169H37V170L41 171ZM53 169H55V167H54ZM53 169H52V170H53ZM64 169L66 170V168H64ZM72 169H73V168H72ZM81 169H84V168L82 167ZM91 169H92L93 171H96L95 167H94V168H91ZM111 169H113V167H111L110 170H111ZM116 169H117V168H116ZM116 169H114V170H116ZM134 169H132V170L134 171ZM136 169H137V168H136ZM146 169L149 170L148 167H147ZM155 169H156L157 171L154 172V173L151 175L152 170H155ZM164 169H165L166 171H165ZM249 169H250V167H249ZM29 170L31 171V169H28L27 171H29ZM46 170H47V169H46ZM75 170L77 171V169H75ZM104 170H105V169H103V171H104ZM117 170H120V169H117ZM117 170H116V171H117ZM137 170H138V169H137ZM143 170L145 171V169H143ZM163 170H164V171H163ZM187 170H188V174H189L190 171H191V172H192V171H198V172L200 171L199 174H201V175H200V177H199L198 179H196V177H194L195 180L192 181L191 178H190V174L187 175ZM251 170H252V169H251ZM10 171H11V170H10ZM12 171H14V170H12ZM19 171L21 172V170H19ZM33 171H34V170H33ZM49 171H50V170H49ZM49 171H44V172H45V173H46V172L48 173ZM67 171H68V170H67ZM69 171H70V172H71V171L73 172L74 170H69ZM85 171H86V170H85ZM85 171H84V172H85ZM101 171H102V170H101ZM112 171H113V170H112ZM112 171H111V172H112ZM146 171H147V170H146ZM249 171H250V172H249ZM261 171H262V170H261ZM1 172H2V171H1ZM31 172H32V171H31ZM44 172H42V173H44ZM64 172H65V171H64ZM72 172H71V173H72ZM79 172H80V171H79ZM2 173L4 174V171H3ZM15 173H16L17 175L19 174V172L17 173V171H15ZM35 173H36V171H35ZM45 173H44V174H45ZM61 173H63V172H61ZM65 173H66L65 177L68 176L67 172H65ZM68 173H69V172H68ZM76 173H77V172H76ZM81 173H82V172H80V174H81ZM85 173H86V172H85ZM93 173L95 174L96 172H93ZM102 173H103V172H102ZM118 173H119V172H118ZM176 173H177V174H176ZM195 173H196V172H195ZM253 173H254V172H253ZM3 174H2V175H3ZM5 174H6V173H5ZM29 174H31V173H29ZM29 174H26V176H28L27 179H28L29 177H31ZM38 174H40V173H38ZM72 174H73V173H72ZM83 174H84V173H83ZM83 174H81V176H79V177H85L84 175H88V174H84V175H83ZM103 174H104V173H103ZM103 174H102V175H103ZM112 174L114 175V173H112ZM148 174H149V173H148ZM148 174H147V175H148ZM173 174H174V176L167 177L168 175L170 176V175H173ZM193 174H194V173H193ZM199 174H198V175H199ZM259 174H260V173H259ZM8 175H9V173H8ZM17 175H16V177H17ZM51 175H52V174H51ZM63 175H64V174H63ZM75 175H79V174H75ZM75 175H74V176H75ZM82 175H83V176H82ZM91 175H92V173H91ZM99 175H100V174H99ZM104 175H106V174H104ZM107 175H108V174H107ZM110 175H111V173H110ZM113 175H112V176H113ZM117 175H119V174H117ZM194 175H195V174H194ZM220 175H221V176H220ZM251 175H254V174H251ZM251 175H249L248 177H251ZM12 176H13V175H12ZM19 176H22L23 179L26 178V176L24 175V176H25V177H24L22 174H21V175L19 174L18 177H19ZM48 176H49V175H48ZM52 176H53V175H52ZM69 176H71V175H69ZM74 176H73V177H74ZM88 176L90 177V175H88ZM108 176H109V175H108ZM212 176H213L214 178H213ZM254 176H255V175H254ZM261 176H262V175H261ZM263 176H264V175H263ZM8 177H9V176H8ZM13 177H14V176H13ZM18 177L16 178V180L19 179ZM34 177H35V176H34ZM41 177H42V176H41ZM54 177H55V176H54ZM54 177H50V178L53 179ZM92 177H93V176L90 177L91 179H90V178H87V177H86V178L89 179V182H90V180H91V181L93 180L91 183H93V182H97L96 180L94 181L95 178L93 177L94 179H92ZM102 177H103V179H104V176H102ZM110 177H111V176H110ZM126 177H128V178H126ZM148 177H149V176H148ZM151 177H150V178H151ZM175 177H176V176H175ZM191 177H192V176H191ZM210 177H212L214 180L212 181V183H211V184L209 185V187L207 188V186H208V184H209V183H208L207 186H206L207 189H205L202 185H203V183L205 184V181H206V180H209ZM226 177H227V176L224 175V176H223V179H226ZM252 177H253V176H252ZM252 177H251V178H252ZM37 178H39V175H38V177H36L35 179H37ZM50 178H49V179H50ZM57 178H58V180H59V178L61 179V178H63V177H62L61 175H59V177H56V179H57ZM71 178H72V176H71ZM100 178H101V177H100ZM150 178H149V180H152V179H150ZM168 178H170V179H168ZM212 178H210V180H211ZM257 178L259 179V177H257ZM45 179H46V178H45ZM49 179H47V180H49ZM64 179H65V178H63V179L60 180L59 182L64 181ZM68 179H69V178H68ZM75 179H77V178L75 177ZM147 179H148V178H147ZM223 179H221V180L223 181ZM253 179L255 180V178H253ZM0 180L3 181L2 184L4 185V180H5V179H4V180L0 179ZM11 180H12V179H11ZM14 180H15V179H14ZM20 180H21V179H20ZM20 180H19V181H20ZM33 180H34V178H31V179H29L28 181L31 182V183H33V184H36L37 187H39V186H40V187H44V185H43V186L39 185V182H37V181L35 182V180H34V182H32ZM37 180H38V179H37ZM40 180H41V179H40ZM66 180H67V179H66ZM66 180H65V182H68V181H69V180H68V181H66ZM73 180H74V179H73ZM98 180H101V179L98 178ZM7 181H8V180H7ZM7 181H6V182H7ZM12 181H13V180H12ZM17 181H18V180H17ZM23 181H24V180H23ZM50 181H51V180H50ZM50 181H48V183H49ZM101 181H102V180H101ZM111 181H112V180H111ZM181 181H182V179H181ZM245 181H248V179H246ZM259 181H260V180H259ZM6 182H5V186H4V187L7 188V189H10V186H11L12 184H11L9 187H7L8 184H7ZM9 182H11V181H9ZM13 182H14V181H13ZM41 182H42V180H41ZM69 182H70V184H71V181H69ZM74 182H75V181H74ZM89 182H88V183H89ZM173 182H174V181H173ZM207 182H208V181H207ZM210 182H211V181H210ZM251 182H252V180H251ZM251 182L249 181V183H251ZM11 183H12V182H11ZM15 183L17 184L16 181H15ZM20 183H21V182H20ZM26 183H27V182H26ZM51 183L54 184L53 181H51ZM51 183L48 184V187H49L48 190H47L48 187H47V188L45 187L46 189H44V190L41 188L42 191L45 192V190H47V191L50 190V193H51V192L54 193V191H57L58 189L61 190V189H60V186H61V185H60L58 188L55 187L56 190L53 191V190L50 188ZM55 183H56V182H55ZM91 183H89V184H91ZM104 183H105V182H104ZM255 183H256V181H255ZM255 183H254V185H255ZM0 184H1V183H0ZM9 184H10V183H9ZM57 184H58V181H57V183L54 184V185L57 186ZM59 184H60V183H59ZM66 184H67V183H66ZM74 184H75V183H74ZM89 184H88V185H89ZM98 184H99V182H98ZM149 184H150V185H149ZM185 184H186V183H185ZM242 184L244 185V183H242ZM17 185H19V184H17ZM26 185H27V184H26ZM46 185H47V184H46ZM63 185H64V184H63ZM71 185H72V184H71ZM81 185H82V184H81ZM83 185H84V184H83ZM93 185H94V184H93ZM95 185H96V184H95ZM95 185H94V186H95ZM106 185H107V184H106ZM14 186H15L14 188H17L16 185H14ZM22 186H23V184H22ZM67 186H68V188H69L70 185H67ZM67 186H66V188H67ZM75 186H77V188H78L79 185H75ZM84 186L86 187V185H84ZM157 186H159L160 188H158ZM223 186H224V185H223ZM223 186H221V187L224 189L225 186H224V187H223ZM249 186H250V185H249ZM4 187H3V188H4ZM12 187H13V186H11V188H12ZM24 187H25V185H24ZM64 187H65V186H64ZM154 187L157 188V189H155ZM202 187H203V189H202ZM253 187H254V186H253ZM263 187H264V186H263ZM263 187H262V188H263ZM0 188H1V187H0ZM20 188H21V187H20ZM28 188H29V187H28ZM70 188H71V187H70ZM83 188H84V187H83ZM86 188H88V187H86ZM86 188L83 189V190H81V191H83V193H84V194H82L81 196L79 195L78 191H77L78 194L75 192L76 195H73V196H75V197H73V198H76V196H77V197L79 196V202L76 201V202L78 203L77 206H76V203H72V204L74 205L73 207L76 206V207L74 208V211H72V212H74L73 217L70 218L68 221H66V220L62 221V219H61V221H59V222H58V220H60V218H59V219L56 218L57 220L55 219V221H56V223H57V222H58V223H57L56 225L53 224V225H54V228H53V226H51L52 228H51L50 226H49L50 228H48V230H49V229H51V230L54 229L53 231L56 230L57 232H58L57 228L59 229V227H60L61 225L63 226V224H65L66 226L68 225L69 228H70V227H73V228H74V231H73V232L70 231L72 228H71L70 230L67 228V229L70 231V234H67V235H66V234L63 233L65 236H63V238H62V236H61L62 239H57V238H56L57 240L52 241V242L55 243V245L60 246V247L57 248V250L55 251V252H56L55 257H56L57 259L60 258L61 261H62V264H84L85 261L87 260L88 255H89V253H87L86 249H84V248L86 247L87 244H90L89 242H91L93 239L100 240L101 238L104 239L105 237H107V238L110 237V238H109V240H110L111 237H113V238H116L117 240H118V239H119V240H122L123 237H124V238H127V237L130 235V233H128L129 235L126 234L128 231H130V229L128 228V229H127L128 231L125 232L126 229L124 228V230H123V228H121L122 226L120 227V225H119V221H118L116 218H115L116 220H113L114 222L110 223L109 225H108V223H106V224H107L106 227L100 228V229H98V230L94 228L93 223H94V222H95V223H98L99 221L96 222V218H94V216H88L89 214L92 215L93 213H92V214H91V213L87 214V213H88L89 211H93L94 208L96 209V207L98 206V204H99V206H101V205L104 206V205H103L104 203H103V204L101 203V201H104V200H103L104 198L100 201V199H101V198H100L101 194H100L99 191H97L98 189L100 190L99 187H96V186H95V187H91V186H90L89 188H91L92 191H93V188L96 189V190L94 189L93 192H91V190H90V191H89L90 193L88 192V189H89V188H88V189H86ZM150 188H151V189H150ZM262 188H261V189H262ZM7 189H6V191H8ZM21 189H22V188H21ZM31 189H32V188H31ZM33 189H34V188H33ZM53 189H54V187H53ZM62 189H63V188H62ZM72 189H73V188H72ZM72 189H71V190H72ZM74 189H75V188H74ZM79 189H81V188L79 187ZM103 189H102V190H103ZM106 189H107L108 191H106ZM217 189H218V190H217ZM223 189H220L219 193H220V192L223 193V191H222ZM229 189H230V188H229ZM248 189H250V187H249ZM261 189L259 188V191H260ZM18 190H19V188H18ZM37 190H38V189H37ZM37 190H36V191H37ZM59 190H58V191H59ZM64 190H65V189H63V191H64ZM71 190H70V191H71ZM84 190H85V191H84ZM145 190H146V191H145ZM148 190H149V192H148ZM150 190L153 191L152 193L154 194L151 198H149V196H148V194H147V193H150V192H151ZM183 190H182V191H183ZM225 190H226V189H225ZM225 190H224V191H225ZM4 191H5V190H3V192H4ZM9 191H10L9 193H12V192H11L12 190H9ZM15 191H16V190H15ZM24 191H25V190H24ZM26 191H27V190H26ZM58 191H57V192H58ZM61 191H62V190H61ZM67 191H68V190H67ZM86 191H87V192H86ZM105 191H106V192H105ZM164 191H160V192H161V193H164ZM182 191H181V192H182ZM3 192H2V193H3ZM68 192H69V191H68ZM72 192H73V191H72ZM145 192H147V193H145ZM160 192H158V193L160 194ZM167 192H168V190H167ZM170 192H171V191H170ZM172 192H173V191H172ZM186 192H185V193H186ZM15 193H17V192H15ZM18 193H19V192H18ZM42 193H43V192H42ZM46 193H47V192H46ZM50 193H49V194H50ZM60 193H61V192H60ZM62 193H63V192H62ZM75 193H73V194H75ZM81 193H82V192H80V194H81ZM87 193H89V194H87ZM104 193H103V195H104ZM107 193H108V194H107ZM168 193H169V192H168ZM255 193H256V192H255ZM258 193H259V192H258ZM258 193H257V194H258ZM0 194H1V193H0ZM13 194H14V193H13ZM13 194H12V195H13ZM63 194H64V193H63ZM66 194H67V193H66ZM70 194H71V193H70ZM170 194H171V193H170ZM179 194H180V192H179ZM182 194H184V193H182ZM187 194H186V195H187ZM198 194H199V193H198ZM198 194H197V196H198ZM200 194H201V193H200ZM4 195H6V196L8 195V196H9V195H11V194H6V193H4ZM23 195H24V194H23ZM26 195H27V193H26ZM45 195H46V194H45ZM61 195H62V194H61ZM157 195H158V194H157ZM163 195L165 196V194H163ZM163 195H162V196H163ZM180 195H181V194H180ZM190 195H189V196H190ZM193 195H194V194H193ZM207 195H206V196H207ZM8 196H7V197H8ZM39 196H42V195H39ZM39 196H37V197L40 198ZM51 196H52V195H51ZM54 196H55V195H54ZM58 196H59V194H58ZM65 196H66V195H65ZM68 196H69V195H68ZM166 196H167V193H166ZM184 196H185V195H184ZM195 196H196V195H195ZM211 196H212V195H211ZM213 196H214V195H213ZM258 196H259V195H258ZM261 196L263 197V201H264V193H263V195H261ZM0 197H1V196H0ZM16 197H18V196L16 195ZM19 197H20V196H19ZM24 197H26V196H24ZM27 197L29 198V196H27ZM27 197H26V198H27ZM30 197H32V196H30ZM35 197H36V196H35ZM45 197H46V196H45ZM45 197H43V198H45ZM114 197H115V196H114ZM147 197H148L149 199H148ZM207 197H208V196H207ZM216 197H217V196H216ZM5 198H6V197H5ZM8 198H9V197H8ZM21 198H22V197H21ZM21 198H20V199H21ZM47 198H48V197H47ZM52 198H53V197H52ZM55 198H56V196H55ZM60 198H62V197L60 196ZM60 198H58V200H59ZM108 198H109V197H108ZM112 198H113V197H112ZM210 198H211V197H210ZM258 198H259V197H258ZM14 199H15V198H13V200H12V199H11V196H10V201L12 200L14 203H17V204H18V203L20 202V204H22L21 201L17 202V201L19 200V198H18V200L16 199L17 201L14 200ZM30 199H31V198H30ZM49 199H51V198H49ZM63 199H64V197H63ZM66 199H67V197H66ZM66 199H65V200H66ZM68 199H69V198H68ZM113 199H115V198H113ZM113 199H111V200H113ZM160 199H164V198L162 197V198H160ZM212 199H213V198H212ZM217 199H218V198H217ZM220 199H221V198H220ZM229 199H230V198H229ZM231 199H232V198H231ZM235 199H236V198H235ZM244 199H245V198H244ZM0 200L2 201L3 199H0ZM8 200H9V199H7V201H8ZM22 200H23V198H22ZM26 200H27V199H26ZM36 200H39V199H36ZM43 200H44V199H43ZM43 200H42V203L45 201V200H44V201H43ZM70 200H71V198H70ZM72 200H73V199H72ZM247 200H248V199H247ZM253 200H254V199H253ZM4 201H5V200H4ZM7 201H5V202H7ZM12 201H11V203H12ZM27 201H29V200H27ZM39 201H40V200H39ZM63 201H64V200H63ZM67 201H68V200H66L65 202H67ZM99 201H100L101 205H100ZM158 201L161 202V200H158ZM249 201H250V200H249ZM263 201H260V202H263ZM25 202H26V201H25ZM30 202H31V201H30ZM36 202H37V201H36ZM36 202H35V203H36ZM53 202H54V198H53L52 203L49 202V204L51 203V205H52ZM55 202H57V199H56ZM104 202H105V201H104ZM112 202H113V201H112ZM159 202H158V203H159ZM207 202H208V201H207ZM211 202L214 203L215 200H213V201L211 200ZM218 202H220V201H218ZM236 202H237V201H236ZM238 202H239V201H238ZM7 203L11 206V204H10L9 202H7ZM27 203H28V202H27ZM46 203H47V202H46ZM46 203H43V205L46 204ZM59 203H60V202H59ZM106 203H108V202H106ZM109 203H110V202H109ZM109 203H108V204H109ZM115 203H117V202H115ZM145 203H146V204H145ZM163 203H164V202H163ZM163 203L161 202L160 204L162 205ZM213 203H212V205L216 204V203H214V204H213ZM243 203H245V202H243ZM250 203H252V202L250 201ZM250 203H249V204H250ZM2 204H3V203H2ZM12 204H13V203H12ZM17 204H16V205H17ZM31 204H32V203H31ZM39 204H41V203H39ZM57 204H58V203H57ZM57 204H55V205L57 206ZM108 204H106V205H108ZM143 204H144V205H143ZM217 204H218V205H221V204H219V203H217ZM228 204H229V203H228ZM231 204H232V201H231ZM241 204H242V203H241ZM241 204H240V206H242ZM253 204H255V203H253ZM253 204H252V205H253ZM261 204H263V203H261ZM23 205H24V204H23ZM25 205H26V204H25ZM25 205H24V206H25ZM55 205L53 204V206H55ZM119 205H120V204H119ZM164 205H165V204H164ZM179 205H180V204H179ZM179 205H176V206H178V208H180L181 205H180V206H179ZM246 205H247V204H246ZM252 205L250 204L249 206L251 207ZM3 206H4V205H3ZM7 206H8V205H7ZM20 206H21V205H20ZM20 206H17V207H19V208H18L17 210H15V214H16V215H18V214H19L18 211L21 210V209L23 208V206H21V207H20ZM41 206H42V205H41ZM70 206H71V205H70ZM70 206L67 207V205H66V206L63 207V209H62L61 207H60L61 209L56 208V207H55V208L58 209L57 211L60 210V214H61L62 211H63L64 214L62 213V215H59L60 217H62L63 215H65V213H66V214L69 213L68 211L65 212L66 209H72V208H73V207L70 208ZM109 206H110V207H108V208L110 209V208H112L114 205L112 206V204H110ZM167 206H168V205H166V207H167ZM186 206H188V205H186ZM186 206H184V208H183V205H182V208H183L184 211H181V213H182L183 215H185V214L187 213L186 211L191 212V211H189V209L185 210V207H186ZM208 206H209V204H208ZM234 206H236V205L234 204ZM249 206H248V207H249ZM254 206H255V205H254ZM1 207H2V205H1ZM11 207H12V206H11ZM14 207H15V205H14ZM29 207H30V206H29ZM31 207H32V206H31ZM37 207H38V209H37V208H36V209L39 210V206H38V204H37ZM49 207H50V206H49ZM49 207H48V208H49ZM58 207H59V205H58ZM118 207H119V206H118ZM121 207H119V208H121ZM170 207H171V206H170ZM189 207H190V206H189ZM191 207H192V206H191ZM222 207H223V206H222ZM231 207H233V206H231ZM237 207L239 208V206H237ZM25 208H26V207H25ZM33 208H35V207H33ZM42 208L45 209L44 207H42ZM42 208H41V210H42ZM52 208H53V207H52ZM100 208H101V207H100ZM103 208H105V207H103ZM114 208H115V207H114ZM186 208H187V207H186ZM193 208H195V207H193ZM193 208H192V209H193ZM208 208H209V207H208ZM208 208H207V209H208ZM211 208H212V207L210 206V208H209V211H210V212H209V213L213 214V213H215L214 211H216V212L218 213V214L215 213V215H218L217 218H218V219L220 218V220H218V219L215 217L216 220L220 221L221 224L224 223V225L228 223V220H229L228 218H229L230 214L227 215L228 217L225 216L227 220L225 219L224 215H222L223 212H227L228 210H227V211H223V212H221V209H222V208L219 209V210H220V211H219V210H218V207H217V209H213V208H212L214 211L211 212V211H212ZM214 208H216V207H214ZM219 208H220V207H219ZM255 208H258V206H256ZM259 208H260V207H259ZM259 208H258V209H259ZM261 208H263V205H262ZM10 209H11V208H10ZM29 209H30V208H29ZM29 209H28V210H29ZM36 209H35V210H36ZM64 209H65V210H64ZM98 209H99V208H98ZM101 209H102V208H101ZM105 209H106V208H105ZM105 209H102V210H105ZM136 209H135V210H136ZM145 209H146V208H145ZM145 209H143V211H144ZM166 209H167V208H166ZM205 209H206V208H205ZM258 209H257V210H258ZM1 210H2V211H0V212L2 213V215L5 214V212H7V211H6V210H7L6 207H4V208L1 209ZM11 210H13V209H11ZM25 210H27V209H25ZM28 210H27V212H26L27 215H28ZM31 210H32V209H30L29 214L32 213ZM47 210H48V209H47ZM106 210H107V209H106ZM117 210H119V209H117ZM135 210H134V211H135ZM177 210H178V209H177ZM193 210H194V209H193ZM217 210H218V211H217ZM222 210H224V209H222ZM247 210H248V208H247ZM251 210H252V209H250L249 212H250ZM262 210H263V209H262ZM16 211H17L18 213H16ZM22 211H24V209H23ZM43 211H44V210H43ZM87 211H88V212H87ZM138 211H139V210H138ZM167 211H169V210H167ZM207 211H208V210H207ZM207 211H206V212H207ZM10 212H11V211H10ZM12 212H13V211H12ZM38 212H39V211H38ZM40 212H41V211H40ZM40 212L37 213V214L39 215ZM48 212H49V215H52V213H51L52 211H51L50 208H49V211H48ZM55 212H56V211H55ZM135 212H136V211H135ZM139 212H141V211H139ZM145 212H147V209H146ZM145 212H144V213L142 212L141 215H142V214H145ZM179 212H180V211H179ZM184 212H185V213H184ZM195 212H197V209H196ZM229 212H230V211H229ZM247 212H248V211H247ZM249 212H248V216H249V214H250ZM256 212H257V211H256ZM261 212H262V211H261ZM261 212H260V213H261ZM20 213H21V212H20ZM33 213L35 214V211H33ZM104 213H105V212H104ZM110 213H111V212H110ZM113 213H111V214H113ZM132 213H133V212H132ZM136 213H137V212H136ZM165 213H167V212H165ZM181 213L179 214V216L181 215ZM230 213H231V212H230ZM245 213H246V211H245ZM252 213H255V210H254V209H253ZM257 213H258V212H257ZM7 214H9V212L6 213V217H5V218H7ZM11 214H12V213H11ZM11 214H9V215H11ZM34 214H33V215H34ZM42 214H44V213L41 212L40 216L43 217ZM54 214H55V213H54ZM58 214H59V213H58ZM58 214L56 213V216H57ZM72 214H73V213H72ZM188 214H189V213H188ZM191 214H192V213H191ZM196 214H197V213H196ZM196 214H195V215H193V214L190 215V214H189L190 216H193V217H190V218L192 219V221H191V219H189V220H190V223H189L190 225L187 223L188 225H185V226H186L185 228H181L180 226H179L180 228H178V226L176 227L175 225H174L175 227H173V224H175V221L177 222L175 216H174L175 220L172 219L173 216H172L170 219L168 218L171 222H172V220H173L172 223L169 221L171 224H168L169 222L166 223V222L168 221V219H167V221L165 222L166 224L170 225V226H169V229L172 230L171 227H172L173 229L177 228V231H175V230H174L175 232L172 231L174 234L172 235V234L170 233V234L172 235V236H171L172 238H169L168 240L165 239L166 237L168 238V236H166V237L164 236V238H161V239H163V240L165 239L163 242H162V240L160 241V240L156 239V235H155V234H157V233H154V235H155V239H156L157 241H160V242L164 243L163 245H166V246H163V245H161V246H163V247L165 248V247L169 246V244H172V242H171L172 240H174L175 243H176V241H178V240H180V242H181L182 240H181L180 238H179V239H177V238H178L179 236H182L183 234L185 235L186 233H187L188 235H190L189 237H192V239H193V238L196 239V238H198V237H199V239H200V238L203 239V238H202V234H201L200 232H198V230L201 231V232L203 233V236H205V237H206L207 233H208V234L211 233V234H210V237H211V238H207V237L209 236V235H208L205 239H203V240H207L206 243H208V240H209V242H210V240H212L214 237L217 238V236H216L215 234H212V233H214V232L210 231L211 229L209 230V226H208V222H206V218L203 217V216H198V215H200V214L202 215V213L197 214V216H196ZM224 214H225V213H224ZM234 214H235V213H234ZM2 215H1V216H2ZM9 215H8V216H9ZM30 215H31V214H30ZM49 215H47V216H49ZM103 215H106V214H103ZM108 215L111 216V218H112L114 214H113V215L108 214ZM108 215H107V216H108ZM137 215H138V214H137ZM147 215H148V212H147ZM158 215H159V216H158ZM161 215H163V216L160 217ZM209 215H210V214H209ZM232 215H233V213H232ZM236 215H238V214H236ZM244 215H245V214H244ZM253 215H255V214H253ZM4 216H5V215H3V217H4ZM18 216L21 218V214L18 215ZM22 216H25V215H22ZM34 216H35V215H34ZM36 216H37V215H36ZM36 216H35V217H36ZM95 216H96V215H95ZM139 216H140V215H138V216H136V217H139ZM204 216H205V215H204ZM238 216H239V215H238ZM245 216H246V215H245ZM245 216H244V217H245ZM257 216H258V215L256 214V217H257ZM13 217L16 218L15 216H13ZM31 217H33V216H31ZM31 217H30V218H31ZM37 217H38V216H37ZM37 217H36V220H35V221H37V222H41V221H38L41 217H40V218L38 217V219H37ZM63 217H64V216H63ZM69 217H70V216H69ZM145 217H146V216H145ZM147 217H148V216H147ZM169 217H170V216H169ZM181 217H182V216H181ZM207 217H208V216H207ZM209 217H211V215H210ZM233 217H234V216H233ZM242 217H243V216H242ZM250 217H251V219L253 218V216H250ZM5 218H2L3 221L5 220ZM28 218H29V217H28ZM48 218H49L50 221H51L52 219H54V218L51 219V216H49ZM102 218H104V217H102ZM102 218H99V219H102ZM107 218H108V217H107ZM179 218H180V217H179ZM179 218H178V219H179ZM182 218H183V217H182ZM213 218H214V217H213ZM234 218H235V219H232V217H231L230 219L236 221V218H237V217H234ZM12 219H13V218H12ZM12 219L10 218V221H11ZM17 219H18V217H17ZM31 219H32V218H31ZM133 219H134V221H135V217H133ZM140 219H141V217H140ZM142 219H143V218H142ZM207 219H208V218H207ZM240 219H241V222H242L241 214H240ZM246 219H247V218H246ZM246 219H245V220H246ZM263 219H264V218H263ZM0 220H1V217H0ZM18 220H19V219H18ZM21 220H22V219H21ZM23 220H24V219H23ZM47 220H48V219H47ZM102 220L104 221V220H106V219H102ZM111 220H112V219H111ZM136 220H139V219L137 218ZM237 220H238V219H237ZM7 221L10 222L9 220H7ZM32 221H34V219H33ZM32 221H30L31 224H32ZM35 221H34V222H35ZM52 221H53V220H52ZM161 221H162V220H161ZM204 221H205V223H207V224H205ZM218 221H216V223H217ZM230 221H231V220H230ZM239 221H240V220H238V222H239ZM243 221H244V220H243ZM258 221H259V222H258V224H256V225H258V227H260V226H259V224H260V220H258ZM0 222H1V221H0ZM8 222H6V224L4 223V224L7 226V227L5 226V229H6V230H11V229L13 230V228H14L13 226L16 225V222H13V221H12L13 224H10V223H9V225H7ZM12 222H11V223H12ZM42 222H43V221H42ZM45 222H46V221H45ZM45 222H44V223H45ZM101 222H102V221H101ZM106 222H107V221H106ZM137 222H138V221H137ZM144 222H145V223H144ZM188 222H189V221H188ZM226 222H227V223H226ZM236 222H237V221H236ZM250 222H251V224H250V223H249V224L252 226V223H253V222H252L251 220H250ZM254 222L256 223L257 221L254 220ZM1 223H2V222H1ZM23 223H24V222H23ZM66 223H67V224H66ZM103 223H104V222H103ZM158 223H159V222H157V224H158ZM177 223H178V222H177ZM191 223L194 224L195 226L192 225V226H193V227H192V226H191ZM202 223H203L204 225H203ZM211 223H212V222H211ZM216 223H215V224H216ZM230 223H231V222H230ZM230 223L227 224V225H229V227L232 226V225H230ZM233 223H234V222H233ZM239 223H240V222H239ZM21 224H22V223H21ZM21 224H20V225H21ZM24 224H26V223H24ZM24 224H22V225H24ZM28 224H29V222H28ZM31 224H30V225H31ZM42 224H43V223H42ZM101 224H102V223H101ZM101 224H100V225H101ZM106 224H105V225H106ZM120 224L123 225V221H122V223H120ZM124 224H125V223H124ZM133 224H135V223L133 222ZM136 224H137V223H136ZM157 224H156V225H157ZM197 224H198V225H201V226H198ZM217 224H218V223H217ZM221 224H218V228H219V229H221V228H222L221 226H223V224H222V225H221ZM237 224H238V223H237ZM249 224L247 223V225H245V226H247V228H249V227H250ZM45 225H46V223H45ZM49 225H50V224H49ZM97 225H98V224H97ZM105 225H104V226H105ZM125 225H127V224H125ZM168 225H167V226H168ZM205 225H206V226H205ZM220 225H221V226H220ZM234 225H236V224H234ZM240 225H241V224H240ZM2 226H4V225L1 224V227H2ZM28 226H29V225H28ZM39 226H40V225H39ZM62 226H61V227H62ZM68 226H67V227H68ZM101 226H103V225H101ZM154 226H155V227H154ZM164 226H165V224H164ZM181 226H182V225H181ZM183 226H184V225H183ZM188 226H189V227H188ZM196 226H197V227H196ZM207 226H208V229H207ZM211 226L213 227V225H211ZM237 226H238V225H236L235 228H236ZM253 226H254V225H253ZM8 227H10L11 229H10V228L7 229ZM12 227H13V228H12ZM21 227H22V226H21ZM32 227H34V226L32 225ZM32 227H31V228H32ZM44 227L46 228V226H43V225H42V228H44ZM61 227H60V230H61ZM95 227H96V226H95ZM126 227H127V226H126ZM132 227H133V226H132ZM157 227H158V225H157ZM199 227H201V228H200V229H196V228H199ZM202 227H204V229H203ZM226 227H227V226H226ZM233 227H234V226H233ZM238 227H239V226H238ZM55 228H56V229H55ZM62 228H63V227H62ZM97 228H98V227H97ZM161 228H162V227H161ZM163 228H164V227H163ZM167 228H168V227H166V229H167ZM187 228H188L189 230H188ZM194 228H195V229H194ZM215 228H216V227H214V229H215ZM251 228H252V227H251ZM254 228H255V227H254ZM254 228H253V229H254ZM261 228H262V227H261ZM2 229H3V228H2ZM5 229H4V231H5ZM14 229H16V228H14ZM35 229H36V228H35ZM35 229H34V233H32V234H34L35 236H41V235H44V232H45V231H47V232H45V235H44V236H46V237H52L53 235H56V234H57V232L55 233V232H53V231H51V230L48 231V230H45V229H44V232H41L40 230H35ZM65 229H66V228H65ZM151 229H152V230H151ZM157 229H158V228H157ZM193 229H194V230H193ZM202 229H203V230H202ZM214 229L212 228V230H214ZM224 229H225V228H224ZM249 229H250V228H249ZM18 230H19V229H18ZM21 230H22V229H21ZM29 230L31 231V229H29ZM154 230H155V229H154ZM164 230H165V229H164ZM186 230H187V232L185 233L184 231H186ZM192 230H193L194 232L197 230L195 233H200L201 235L199 234L200 236H198L197 234L195 235V233H194V234H193L194 237H193V235H192L191 233H190V234L188 233V231L190 232V231H192ZM204 230H205V231H204ZM206 230H207V231H206ZM226 230H227V229H225L224 231H226ZM228 230H229V233L231 234V233L233 232V230H235V229L233 228V230H232V227H231V228H229ZM242 230H243V229H242ZM247 230H248V229H247ZM256 230H257V229H256ZM262 230H263V229H262ZM4 231H3V232L1 231V234H2V233L4 234ZM50 231H51V232H50ZM162 231H163V230H162ZM165 231H166V230H165ZM203 231H204V232H203ZM217 231H218V229H217ZM221 231H223V228H222ZM221 231H219V232H220L219 234H221ZM230 231H232V232H230ZM243 231H245V230H243ZM249 231H250V232H253V230L251 231V229H250ZM260 231H261V230L259 229V232H260ZM6 232H7V231H6ZM26 232H27V231H26ZM32 232H33V231H32ZM62 232H63V229H62V231H59V232H58L59 235H60V233H62ZM226 232H228V231H226ZM226 232H222V233H223L222 235L224 236V233L226 234ZM237 232H239V231H237ZM256 232H257L256 234H258V230H257ZM12 233H13V232H12ZM12 233L8 232V234H9V235H8L9 238L5 237L7 240H10V242H9V243H10L9 246L7 245V247H10V248H9V251L7 250V251H5V253L8 252V255H9L10 250H13V248H15L17 252H16L15 250H13V251L15 252L14 255H15V254L18 255V254L20 253L19 250H18V249H19L18 247H19L20 245H17V244H20V242H22V241L25 242V241L27 240V239L24 237V235L27 236L28 232H27L26 234H24V231H23V233H21V234H24L23 236H21V234H20V236L18 235V240H17L18 242L16 241L17 236L15 237V236H14V233H13V234H12ZM29 233H30V232H29ZM164 233H165V232H164ZM175 233H176V234H175ZM239 233H240V235H243L241 232H239ZM243 233H245V232H243ZM248 233H249V232H248ZM32 234L29 235V236H30L29 238L32 237V236H31ZM147 234H142V236H140V238H143V240L141 239V240H142V243H143V241H145L144 236H145V238H148ZM159 234H161V233L159 232ZM159 234H158V235H159ZM166 234H167V233H165L164 235H166ZM170 234H169V235H170ZM204 234H206V235H204ZM250 234H251V233H250ZM261 234H262L263 237H264V231H262ZM57 235H58V234H57ZM57 235H56V236H57ZM127 235H128V236H127ZM149 235H151V234H149ZM152 235H153V234H152ZM154 235H153V236H154ZM158 235H157V237H158ZM161 235H163V233H162ZM161 235H159V236H161ZM191 235H192V236H191ZM211 235H212V236L215 235V236L212 237ZM217 235H218V234H217ZM222 235H221V236H222ZM245 235H246V234H245ZM252 235H253V234H252ZM1 236H2V235H1ZM3 236H7V235L4 234ZM125 236H127V237H125ZM146 236H147V237H146ZM153 236H152V238H153ZM197 236H198V237H197ZM223 236H222V237H223ZM228 236H229V234H228ZM253 236H254V235H253ZM183 237H184V236H182V239H183ZM219 237H220V236H219ZM225 237H226V236H225ZM230 237H232V235H231ZM246 237L249 238V234H248V236H246ZM250 237H251V236H250ZM259 237H260V236H259ZM263 237H262V238H263ZM29 238H28V239H29ZM32 238H33V237H32ZM107 238H105V239L107 240ZM140 238H139V239H140ZM152 238H150V239L147 241V242L150 241L149 244H151V245L149 246V248L147 247L148 250H152V249L155 250L156 246H159V243H158V244H155L156 246H155L154 248L151 247L152 244L154 243V242L152 243L151 240H154V241H155V239H152ZM173 238H174V239H173ZM227 238H228V237H227ZM232 238H233V237H232ZM240 238L242 239V237H240ZM3 239H4V238H3ZM6 239H5V240H6ZM33 239H34V238H33ZM35 239H36V238H35ZM37 239H38V238H37ZM116 239H114V240H116ZM159 239H160V238H159ZM185 239H187V237H186ZM220 239H221V237H220ZM225 239H226V238H225ZM233 239H234V241H235L237 238L234 237ZM233 239H232V241H233ZM238 239H239V238H238ZM243 239H244V238H243ZM243 239H242V240H243ZM256 239H257V238H256ZM7 240H6V241H7ZM14 240L17 242L16 244H14V243H15V242H13ZM52 240H53V239H52ZM117 240H116V241H117ZM123 240L126 241V240H128V239H123ZM218 240H219V239H218ZM253 240H254V239H253ZM19 241H20V242H19ZM34 241H35V240H33V242H34ZM37 241L39 242V239H38ZM57 241H58V242H57ZM104 241H105V240H104ZM174 241H173V242H174ZM185 241H186V240H185ZM194 241H195V240H194ZM194 241H189V240H188V241H186V242H187V243L189 242V244H190V242H191V244L193 245ZM201 241H202V240H201ZM215 241H216V240H215ZM215 241H213L212 243H214ZM237 241H238V240H237ZM251 241H252V240H251ZM251 241H250V242H251ZM256 241H257V240H256ZM256 241L254 242V244H255V243H258V245H259V247H260V245H261V243H263L264 239L260 240V241H262L260 244H259V242H256ZM12 242H13V244H12ZM26 242H27V241H26ZM26 242H25V245L28 244V243H26ZM33 242H32V243H33ZM98 242H102V240H101V241H98ZM118 242H119V241H118ZM137 242H139V241H137ZM140 242H141V241H140ZM147 242H146V244H147ZM165 242H166V243H165ZM183 242H184V241H183ZM238 242H239V241H238ZM238 242H235V244H237ZM246 242H247V241H246ZM4 243H5V241H4ZM7 243H8V242H7ZM22 243H23V242H22ZM35 243H36V241H35ZM39 243H40V242H39ZM49 243H51L50 240H49ZM49 243H48V244H49ZM63 243L66 245V247H65V245H63ZM77 243H81V244H83L84 247H82L83 249H81V252H79V253H77L78 251L75 252L76 250L73 251V252L77 253L76 256H75L76 258H75V257H73L74 255L72 256V255L69 254V252L66 250V248H67V247L70 248L71 246H74V245H76ZM93 243H94V242H93ZM93 243H92V244H93ZM95 243H96V241H95ZM102 243H103V242H102ZM122 243H123V242H122ZM128 243H129V242H128ZM128 243H127V244H128ZM132 243H135V242H132ZM167 243H168V244H167ZM175 243H173V244H175ZM178 243H179V242H178ZM178 243H177V245H178ZM197 243H199V241L196 242V244H197ZM206 243H205V244H206ZM232 243H233V242H232ZM240 243H241V241H240ZM242 243H243V242H242ZM247 243H248V242H247ZM247 243H246V244H247ZM252 243H253V242H252ZM23 244H24V243H23ZM30 244H31V242H30ZM41 244H42V243H40V245H41ZM81 244H80V245H81ZM119 244H120V243H119ZM119 244H118V245H119ZM123 244H124V243H123ZM135 244H136V243H135ZM138 244H139V243H138ZM146 244L143 243V245H144L145 248H146V246H145ZM173 244H172V246H174ZM250 244H251V243H250ZM25 245H24V246H25ZM46 245H47V244H46ZM55 245H52L53 248L56 247ZM120 245H121V244H120ZM136 245H137V244H136ZM153 245H154V244H153ZM181 245H182L181 247H183L182 242H181ZM213 245H217V244L215 243V244H213ZM227 245H228V244H227ZM238 245H239V244H238ZM243 245L245 246V244H243ZM4 246H5V245H4ZM26 246H27V245H26ZM29 246H30V245H29ZM38 246H39V245H38V243H37V247L35 246V250L38 249ZM42 246H44V245H42ZM58 246H57V247H58ZM110 246H112V245H110ZM110 246L108 245V247H110ZM139 246H140V244H139ZM147 246H148V244H147ZM170 246H171V245H170ZM172 246H171V247H172ZM194 246H195V245H194ZM197 246H198V245H197ZM197 246H195V247H197ZM205 246H207V245H205ZM209 246H210V245H209ZM211 246H212V245H211ZM224 246H225V244H224ZM233 246L235 247V245H233ZM239 246H241V245H239ZM244 246H243L242 249L246 248V247H244ZM251 246H252V245H251ZM254 246L256 247V244L253 245L252 248H253ZM262 246H264V243L262 244ZM12 247H13V248H12ZM31 247H33V245H32ZM45 247H46V246H45ZM87 247H88V246H87ZM99 247H100V246H99ZM104 247H105V246H104ZM104 247H103V248H104ZM114 247H115V246H114ZM116 247H118V246L116 245ZM122 247H123V246H122ZM124 247H125V244H124ZM130 247H134V246L131 245V246H129V248H130ZM195 247H194V249H195ZM207 247H208V246H207ZM207 247H206V248H207ZM236 247H237V245H236ZM236 247H235V248H236ZM247 247H248V246H247ZM0 248L2 249L3 247H0ZM11 248H12V249H11ZM39 248L43 249V247H41V246H39ZM76 248H77V247H76ZM136 248H137V247H136ZM139 248H140V247H139ZM164 248H163V249H164ZM179 248H180V247H179ZM198 248H199V246H198ZM210 248H211V247H208V250H207L208 252H209V249H210ZM214 248H216V247L214 246ZM226 248H227V246H226ZM229 248H230V247L228 246V250H226V251H227V255H228V251L230 250ZM235 248H234V249H235ZM237 248H239V247H237ZM260 248H261V247H260ZM4 249H5V248H4ZM7 249H8V248H7ZM23 249H24V248H23ZM46 249H47V248H46ZM79 249H80V247H79ZM112 249H113V248H112ZM127 249H128V248H127ZM137 249H138V248H137ZM163 249H162V250H163ZM166 249H167V248H166ZM175 249H176V248H175ZM196 249H197V248H196ZM201 249H202V248H201ZM201 249H199V250H201ZM232 249H233V248H232ZM239 249H241V248H239ZM249 249H250V248H249ZM255 249H256V248H255ZM255 249H253L254 252H255ZM263 249H264V247H263ZM24 250H27V249H24ZM31 250H32V249H31ZM71 250H73V249H71ZM90 250H92V249H90ZM97 250H98V249H97ZM109 250H110V249H108V251H109ZM117 250H118V249H117ZM117 250H116V251H117ZM130 250H131V249H130ZM140 250H141V249H140ZM146 250H147V249H146ZM146 250L144 249V251H146ZM157 250H158V249H157ZM162 250H161V252H162ZM170 250H171V249H170ZM176 250H177V249H176ZM176 250H175V251H176ZM199 250H198V251H199ZM212 250H216V249H212ZM212 250H211V251H212ZM3 251H4V250H3ZM20 251H21V250H20ZM43 251L45 252V250H43ZM43 251H42V253H44ZM88 251H89V250H88ZM94 251H96V250H94ZM103 251H104V250H103ZM113 251H114V249H113ZM125 251H126V250H125ZM125 251H124L123 253H121V251L118 250V252L121 253V254L123 255V257H126L127 255H130V254H131V253H129L128 250H127V253H128V254L125 253ZM166 251H167V250H166ZM171 251H174V250H171ZM193 251H194V250H193ZM221 251H223V250H221ZM244 251H245V250H243L242 252L245 253ZM253 251H251V252H253ZM257 251H258V249H257ZM263 251H264V250H263ZM18 252H19V253H18ZM71 252H72V251H71ZM73 252H72V253H73ZM142 252H143V250H142ZM178 252H179V251H178ZM190 252H191V250H190ZM201 252H202V251L199 252V253H200L199 255H200L201 257H203L204 254L201 255ZM204 252H205V251H204ZM208 252H207V253H208ZM214 252H215V251H212V254H214ZM216 252H217V251H216ZM230 252H231V251H230ZM236 252H237L236 254L238 255V252H241V250L238 251V249H237ZM254 252H253V254H257V253H254ZM1 253L4 254V252H1ZM23 253H25V252L22 251L21 256H19V255H20V254H19L17 257H15V256L13 255L14 259H12L13 257L10 258V260H9L8 258H7V259L4 258L5 260H4V261H3V260L0 261V264H31L32 261L34 260V257L32 256V258H33V260H32V258H31V256H30L31 253H30V252L28 253V251H27V254H28L29 256L26 254V255H27V258H26V255L23 257ZM35 253H36V251H35ZM40 253H41V252H38V251H37L38 256H39ZM42 253H41V255H42ZM45 253H46V252H45ZM75 253H74V254H75ZM86 253H87V256H86ZM93 253H94V252H93ZM104 253H106V252H104ZM145 253H146V252H145ZM152 253H153V251H152ZM154 253H155V252H154ZM162 253H165V254L168 255V253H166L165 251H163ZM162 253H160V254H162ZM174 253H175V252H173L171 255H173ZM180 253H181V252H180ZM180 253H179V254H180ZM191 253H192V252H191ZM194 253H195V252H194ZM196 253H197V252H196ZM221 253L224 254L223 252H221ZM231 253H232V254L235 253V250H234V252H231ZM258 253H259V252H258ZM263 253H264V252H263ZM12 254H13V253H12V251H11V252H10V256H11ZM32 254H34V253H32ZM32 254H31V255H32ZM53 254H54V253H53ZM111 254H113V256L116 257V254L114 255V253H112V252H111ZM148 254L150 255L151 252L149 253V251H148ZM165 254H164V255H165ZM188 254H189V253H188ZM188 254L186 253V256H187ZM197 254H198V253H197ZM197 254H196V256H197ZM209 254H210V253H209ZM215 254H216V253H215ZM232 254H231L230 256L235 255V254H233V255H232ZM241 254H242V253H241ZM241 254H240V255H241ZM247 254H250L251 256L253 255V254L250 253V251H249V253L246 252L245 255H241V256H246ZM77 255H78V256H77ZM93 255H95V254H93ZM98 255H99L100 257L102 256V254H101V255L98 254ZM153 255H154V254H153ZM153 255L151 254L152 257H153ZM182 255H183V254H182ZM189 255H191V254H189ZM219 255H220V254H219ZM260 255H261V254H260ZM3 256H5V255H3ZM38 256H37V258H38ZM107 256H108V255H107ZM107 256H104V255H103L102 258H103V257L106 258ZM111 256H112V255H110L109 257H111ZM157 256L159 257L160 255H157ZM176 256H178L177 252H176ZM179 256H180V255H179ZM179 256H178V257H179ZM184 256H185V255H184ZM186 256H185V257H186ZM200 256H199V258H200ZM210 256H211V255H209L208 257H210ZM214 256L216 257V255H214ZM224 256H225V255H224ZM247 256H248V255H247ZM251 256H250V258H251L250 260H252V262L249 261V260H248V261L251 262V263L253 264V261H254L253 259H254V256H255V255L252 256L253 259H252ZM257 256H258V255H257ZM257 256H255V259H256ZM261 256H262V255H261ZM5 257H6V256H5ZM7 257H8V256H7ZM43 257H44V256H43ZM43 257H41V259H42ZM89 257H91V256H89ZM115 257H114V258H115ZM128 257L131 258L130 256H128ZM158 257L155 258V256H154L155 259H158ZM161 257L163 258V256H161ZM169 257H171V256H169ZM172 257H173V256H172ZM181 257H182V256H181ZM181 257H180V258H181ZM192 257H193V256H192ZM205 257H206V256H205ZM205 257H204V258H205ZM211 257H212V256H211ZM211 257H210V259H212V261H213L214 263H216L217 260H216V262H215V261H214L215 259L213 260V258H211ZM225 257H227V256H225ZM239 257H240V256H239ZM0 258H1V257H0ZM30 258H31V259H30ZM37 258H35V260H36ZM105 258H104V259H105ZM154 258H153V259H154ZM187 258H188V257H187ZM187 258H186V260H187ZM194 258H195V257H193V260H194ZM197 258H198V257H197ZM206 258H207V257H206ZM206 258H205V260H206ZM217 258H218V259H220V258L223 259L224 257L220 256V258H219V256H218ZM243 258H245V257H243ZM247 258H248V257H247ZM247 258H245V259H247ZM259 258L261 259V261H262V263H263L264 261L262 260V258H261V257H259ZM259 258H258V260H259ZM263 258H264V256H263ZM39 259H40V258H39ZM39 259H38V260H39ZM48 259H49V258H48ZM96 259H99V258H96ZM96 259H94L93 261H95ZM106 259H108V258H106ZM106 259H105V260H106ZM159 259H160V257H159ZM182 259H183V258H182ZM201 259H203V258H200V260H201ZM222 259H220V261L218 260L219 262H217V263H218V264H221V263H222V262H221ZM231 259H232V261H233V260L235 259L234 256H233V258L231 257L230 260H231ZM237 259H239V258L237 257ZM237 259H236V260H237ZM245 259H244V260H245ZM28 260H29V261L32 260L31 263H28ZM35 260H34L33 262H35ZM42 260L44 261V260H46V259L44 258V259H42ZM89 260H90V259H89ZM89 260H88V261H89ZM102 260H103V259H102ZM110 260H111V259H110ZM165 260H166V258H165ZM173 260H175V259L173 258ZM173 260H172V262H174ZM191 260H192V259H190L189 261H191ZM193 260H192L191 263L194 262ZM196 260H197V261H196V263H197V262H198V259H196ZM236 260H235V261H236ZM47 261H48V260H47ZM99 261H100V259H99ZM99 261H95L94 263L99 262ZM115 261H116V260H115ZM121 261H122V260H121ZM123 261L125 262V260H123ZM130 261H132V260H130ZM161 261H162V259L160 260V263L162 264V262L164 261V259H163L162 262H161ZM168 261H169V260H168ZM168 261H167V262H168ZM181 261H182V260H181ZM181 261L179 260V263H180V264H182ZM187 261H188V260H187ZM208 261H209V260H208ZM224 261L229 262V258H228V260L225 259ZM240 261H243L242 258H241ZM261 261H260V262H261ZM36 262H38V261L36 260ZM44 262H46V261H44ZM51 262L53 263V261H51ZM127 262H128V261H126V263H127ZM155 262H156V260L154 261V263H155ZM167 262H163V263H164V264H168ZM170 262H171V261H170ZM172 262H171L170 264H173ZM200 262H201V261H200ZM200 262H199V263H200ZM206 262H207V261H205V263H206ZM210 262H211V261H210ZM210 262H208V263H210ZM233 262H234V261H233ZM245 262H246V260H245ZM245 262H244V263H245ZM255 262H258V261L256 260ZM42 263H43V262H42ZM49 263H50V262H49ZM129 263H130V264H134V263H132V262H129ZM143 263H144V262H143ZM150 263H151V262H150ZM160 263H159L158 260H157V262H156L155 264H160ZM191 263H189V264H191ZM194 263H195V262H194ZM203 263H204V259H203ZM214 263H212V264H214ZM217 263H216V264H217ZM229 263H232V262H229ZM239 263H240V262H239ZM39 264H40V262H39ZM45 264H46V263H45ZM88 264H89V263H88ZM101 264H102V263H101ZM111 264H112V263H111ZM113 264H114V263H113ZM116 264H118V263L116 262ZM127 264H128V263H127ZM139 264H142V263H140V261H139ZM148 264H149V263H148ZM151 264H152V263H151ZM175 264H176V262H175ZM186 264H187V263H186ZM206 264H207V263H206ZM223 264H224V263H223ZM225 264H228V263H225ZM232 264H233V263H232ZM235 264H236V262H235ZM240 264H241V263H240ZM246 264H247V263H246ZM255 264H256V263H255ZM260 264H261V263H260Z\"/></svg>", "mask_w": 264, "mask_h": 264}]
</instances>
